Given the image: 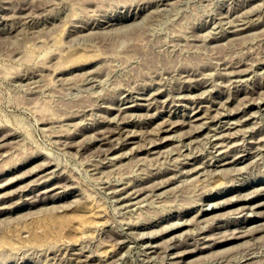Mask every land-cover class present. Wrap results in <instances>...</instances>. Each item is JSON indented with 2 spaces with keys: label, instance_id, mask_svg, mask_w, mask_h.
Listing matches in <instances>:
<instances>
[{
  "label": "rangeland",
  "instance_id": "obj_1",
  "mask_svg": "<svg viewBox=\"0 0 264 264\" xmlns=\"http://www.w3.org/2000/svg\"><path fill=\"white\" fill-rule=\"evenodd\" d=\"M25 1V2H24ZM0 0V16L1 17H3V18H5L4 20H3V18H1L0 17V19H2V20H0V31L2 30V32L0 33V185H1V187H0V196H1V194H2V192H3V190L4 191H10V190H12L11 192H7V194H6V192L4 193L3 192V194L5 195H3L2 197H0V206H2L3 204H4V206H2L3 207V209H2V207H0V215H1V217H0V219L2 218V216L4 215H7V214H9V215H7V217L6 218H8V219H6L4 216H3V219L5 220V223H6V225L5 224H2L1 222H3L4 223V221H2V220H0L1 222V224L0 225H2V227L3 226H6V227H3V228H5V231H6V229L8 230H14V227H15V229L17 230H20V228H22V226H26V227H29V226H27L28 224L30 225L31 223H32V221L33 220H36L37 219V221H38V214L39 213H41V214H39V217L41 218H39V220H43V219H48V218H55L56 219V222L61 226V231L59 230L58 231V236L56 237L58 240H55L54 238L52 239L53 240V242L52 243H49V245H48V243L47 244H45L47 247H49L50 245V247L49 248H47L44 244H40V247H41V249H43V250H41L40 249V247H39V245L37 246L36 245V243H33L32 241H27L28 240V238L26 237L27 235H26V233H28L26 230L24 231V229L22 230H20V234L19 235H23V236H20V237H22V242H20L21 244H19V241H17V243H18V245H20L19 246V248L20 249H18V251L16 250L17 248H18V245H14V246H16L17 248L15 249V247L12 249V248H9V247H0V250L1 249H3L1 252H3L2 254L0 253V262L2 263V261H3V263L4 264H21L22 262L24 263V264H44V262H46L45 264H48L49 263V259H51V263L50 264H53L54 262V264H80V261H78V262H76L75 261V259L76 260H78L79 258H81V264H85V262H86V264H87V262L88 263H92L93 264V262L95 263V262H97V263H99L98 261H100V260H102L103 262L104 261H106V263H103L102 261H100V263L102 264H180L181 263V261H183V263L185 262L186 264H264V229L262 228V227H264L263 225L264 224H261V222L262 223H264V218H263V216H264V214H263V212H264V203H263V205H262V203H260V202H264V107H263V109L259 106V105H257V103L258 102H260V104L262 103V104H264V100L262 101V99H264V98H262V97H264L263 95H264V71H263V69H264V18H262V19H260V17H262V15H264V14H262L263 12H264V10L262 11V13H261V9L260 8H262V9H264V5L262 4V3H264V0H172V4H170V3H168L170 0H159L160 2H159V4H158V0H35L34 2L32 1V0ZM28 1V2H27ZM30 1V2H29ZM31 1L34 3H31ZM154 1H157V2H154ZM251 1H256V3L258 2V1H261L260 2V4H262L261 6H259L260 4L259 3H257V4H259V5H257L258 7H260L259 9H258V7H257V11L259 10L260 12H259V14H258V12L256 11V9H255V6L253 5V3L251 2ZM23 2V3H22ZM136 2H139V3H136ZM151 2V3H150ZM161 2H162V4H161ZM167 4L168 3V5H166L165 3ZM177 4H176V3ZM242 2H244V3H242ZM245 2H248V3H250V5L248 4V3H245ZM29 3H30V6H28L29 5ZM142 3V4H141ZM163 3H164V5H163ZM173 3H174V5H173ZM241 5H240V4ZM252 3V4H251ZM255 3V2H254ZM255 3V4H256ZM24 4V5H23ZM26 4H27V7H26ZM138 4V5H137ZM143 4H146V5H143ZM156 4H157V6H156ZM177 6H176V5ZM237 4V5H236ZM243 4V5H242ZM20 5V6H19ZM35 7H34V6ZM130 5H132V7L130 6ZM134 5V6H133ZM136 5V6H135ZM148 5V6H147ZM159 5H161V6H159ZM169 5H171V7L169 6ZM239 5V6H238ZM251 5H252V9H251ZM8 6V7H7ZM10 6H11V8H10ZM13 6H15L14 8H18V10H16L15 11V9L13 8ZM147 6V7H146ZM151 6H152V8L154 7V6H156V7H154V8H156V9H158V8H160L159 10H156L155 9V12H153V11H147V9L149 10H151L152 8H151ZM173 6V7H172ZM241 6V7H240ZM243 6V7H242ZM32 7H33V9H32ZM129 7H130V9H129ZM139 7V8H138ZM141 7V8H140ZM143 7V8H142ZM162 7H164V9H167V10H163V8ZM166 7V8H165ZM249 7H250V9L252 10V13H250L251 12V10L249 9ZM254 7V8H253ZM27 8V9H26ZM31 8V9H30ZM126 8H127V10H126ZM135 8H136V10H135ZM154 8H153V10H154ZM162 8V9H161ZM169 8V9H168ZM236 8H237V10H236ZM239 8V9H238ZM244 8H246L245 9V12H242L241 10L243 9V11H244ZM249 9V11H248V9ZM9 9V10H8ZM14 9V10H13ZM23 9V10H22ZM28 9H30L31 10V12H30V10H28ZM227 9V10H226ZM230 11H229V10ZM232 9H235V10H233L232 11ZM255 9V10H254ZM12 10V11H11ZM19 10H22V12H21V15H19ZM26 10V11H25ZM129 10V11H128ZM161 10V11H160ZM240 10V11H239ZM9 11V12H8ZM25 11V13H23ZM32 11H34V12H32ZM117 11V12H116ZM123 13H122V12ZM140 11H141V13H140ZM143 11V12H142ZM225 11H226V13H228V14H226V15H224L223 13H225ZM234 11H237L236 13L234 12ZM247 11V12H246ZM13 14H12V13ZM27 12H30V13H27ZM129 12V13H128ZM138 12V13H137ZM149 13L148 15H150V16H148L147 15V13ZM152 12V13H151ZM158 14H157V13ZM243 14H247V15H242V13ZM248 12L250 13V14H248ZM8 13H10L9 15H8ZM15 13H17V14H15ZM22 13L25 15V16H22ZM33 13V14H32ZM115 13V14H114ZM229 13H231L230 15H229ZM241 15H240V14ZM2 14L5 16H2ZM12 14V15H11ZM27 14H29L30 16H27ZM56 14V15H55ZM105 14V15H104ZM130 14V15H129ZM147 16H146V15ZM151 14L153 15V18H152V16H151ZM222 14V15H221ZM233 14H239L240 16H236V15H233ZM7 15H8V17H7ZM14 15H16V17H14ZM33 15V16H32ZM54 15H55V17H54ZM57 15H59L58 17H56ZM111 15V16H110ZM118 15H119V17H118ZM141 15H142V17L143 16H145V17H150V18H152V19H147L146 20V18L145 17H143L144 19L142 20V17H141ZM157 15V16H156ZM221 15V16H220ZM229 17H228V16ZM249 15V16H248ZM251 15V16H250ZM254 15H258L257 17H253ZM261 15V16H260ZM21 18H20V17ZM27 16V17H26ZM61 16V17H60ZM101 16V17H100ZM104 16V17H103ZM136 16V17H135ZM217 16V17H216ZM225 16V17H224ZM227 16V17H226ZM232 16L234 17L233 18V21H234V19H235V23H233L232 21H231V18H232ZM237 17V19H238V21L240 22H238L237 20H236V17ZM242 16H243V18H246V19H243L242 18ZM246 16V17H245ZM248 16V17H247ZM11 17V18H10ZM12 17H14V19L12 18ZM17 17H18V21H16L17 20ZM22 17H24V20H25V18H26V20L25 21H20V20H22L23 18ZM51 17H52V19H51ZM65 17V18H64ZM98 17V18H97ZM110 19V21H108L109 19ZM121 17V18H120ZM141 17V18H140ZM155 17V18H154ZM213 18V20H212V18ZM221 17V18H220ZM241 17V18H240ZM249 17H253V18H249ZM264 17V16H263ZM55 18H57V19H55ZM64 19V20H61V19ZM70 20H74L72 23H74V22H76V23H74L75 25H73L72 23H71V21H69L68 19ZM102 19V22H101V19ZM138 18H140V19H138ZM224 18V20L226 19V22L225 21H223L222 19ZM11 20L10 22H12L13 21V23H11L10 24V22H9V20ZM32 19H33V21H32ZM98 19V20H97ZM104 19V20H103ZM123 19V20H122ZM133 19V21H134V25H135V27L133 28V21H131V24H130V22H129V20H132ZM137 19V21H135ZM228 19V20H227ZM250 19V20H249ZM253 19V20H252ZM257 21L256 22V24H255V20ZM260 21H259V20ZM6 20V21H5ZM50 20V21H49ZM52 20V21H51ZM60 20V21H59ZM68 21V23L66 22V21ZM83 20V21H82ZM89 21V23H88V21ZM126 20V21H125ZM139 20L141 21L139 24L140 25H142V26H140V25H136L135 23H137V22H139ZM208 20H210V21H212V22H209ZM215 20L217 21V22H215ZM220 20H222V21H220ZM242 20H244V21H242ZM250 22H249V21ZM2 21V22H1ZM34 22V23H32V22ZM53 21H55V22H53ZM61 21H62V23H61ZM82 22V23H80V22ZM91 21V22H90ZM95 21V22H94ZM99 21V22H98ZM116 21V22H115ZM121 21H122V23H121ZM205 21V22H204ZM207 21V22H206ZM220 23H219V22ZM244 22L243 24H241L242 22ZM247 21L249 22V24H250V26H249V24H247ZM252 21V22H251ZM259 21V22H258ZM6 22H7V24H6ZM16 22H18V23H16ZM19 22H20V24H19ZM21 22H23V23H25V24H23V26H22V23ZM31 22V24L29 25V23ZM36 22H38L37 24H36ZM42 22H44V23H42ZM46 22V23H45ZM50 23V25H49V23ZM52 22V23H51ZM58 22H60V23H58ZM94 22V23H93ZM101 22V23H100ZM108 22V23H107ZM110 22V23H109ZM119 22H120V28H119ZM128 24H127V23ZM221 22H222V24H225L226 23V25H228V27L226 26V25H222L221 24ZM225 22V23H224ZM261 22V23H260ZM9 23V24H8ZM15 23V24H14ZM56 23V24H55ZM65 23V24H64ZM66 23H67V25H66ZM69 23H71V24H69ZM83 23H84V25H83ZM90 25H92V27H91V25L89 26L88 24ZM103 23V24H102ZM117 23V26L115 25ZM211 23H213V24H211ZM2 24V25H1ZM43 24H45V26H43ZM47 24V25H46ZM53 24V25H52ZM64 24V25H63ZM79 26H78V25ZM81 24V25H80ZM94 24V25H93ZM101 24V25H100ZM111 24H112V26H111ZM121 24H123V25H121ZM126 24V27H127V25H128V29L127 30H129L130 29V27H129V24L132 26L131 28L133 29H130V30H132V31H130L129 30V33H127L128 31L126 30V33L125 32H123L124 34L121 36H119L118 34H117V37H113V36H116V34H114V33H116L117 31L119 32V34L120 33H122V28L124 29V31H125V29H126V27L124 26ZM138 24V23H137ZM205 24V25H204ZM214 24L215 25H217L218 24V27L216 26H214ZM219 24H221V25H219ZM230 24V25H229ZM231 24H237L236 26L237 27H239V26H241V25H245V26H248V27H246L241 33H239V34H234L235 35V37L236 38H234V37H230V36H232V35H225V33L227 32V31H230V29L231 30H233L232 28H235V27H233L234 25H231ZM238 24H239V26H238ZM247 24V25H246ZM253 24V25H252ZM262 24V26H260V25ZM3 25H4V27H3ZM6 25V26H5ZM10 25V26H9ZM13 25V26H12ZM15 25V26H14ZM17 25V26H16ZM19 25V26H18ZM23 27V29H22V27ZM33 25V26H32ZM35 25V26H34ZM52 25V26H51ZM57 25V27H55V26ZM77 25V26H76ZM98 25V26H97ZM103 25V26H102ZM108 27H107V26ZM204 25V26H203ZM257 25H259V26H257ZM27 26H28V28H27ZM37 26H39V27H37ZM43 28H42V27ZM51 26V27H50ZM54 26V27H53ZM73 27V28H70V27ZM85 26V27H84ZM87 26V27H86ZM96 26V27H95ZM102 26V27H101ZM113 27V28H117L116 29V31L113 29V28H111V29H109V27ZM115 26V27H114ZM125 28H124V27ZM201 26V27H200ZM210 26H212V27H210ZM219 26L221 27V26H223L222 28L223 29H225V30H223V29H218L219 28ZM225 26V27H224ZM252 26V27H251ZM2 27V28H1ZM10 27H11V30H9L10 29ZM35 27V28H34ZM75 27V28H74ZM79 27V29H76V28H78ZM101 27V28H100ZM105 27V28H104ZM138 29H137V28ZM197 27V28H196ZM207 27H209V30H207L208 28ZM232 27V28H231ZM236 27V28H237ZM256 27H258V31H259V33H258V31H253V30H257V28ZM3 28H4V30H3ZM19 28V29H18ZM34 28V30H31V29H33ZM48 28H52L51 30L49 29V31H48V33H47V30L46 29ZM64 28H65V30H66V28H68L67 30H66V32H65V30H64ZM81 28V29H80ZM91 28V29H90ZM98 28V30L100 31L101 29H102V31H100V32H98L97 30H92V29H97ZM136 28V30H134ZM200 28H201V30H200ZM204 28V29H203ZM216 28V29H215ZM228 28V29H227ZM249 28H251V29H249ZM252 28H254L253 30H252ZM19 31H18V30ZM36 29V30H35ZM73 29V30H72ZM76 29V30H75ZM88 29H90V33H89V35L92 33L93 34V32L95 33L94 35H92L93 37L91 38V35H90V37H88V36H86L85 34H84V32L85 33H87V32H89V30ZM111 30L110 31V33H108L109 31H107L106 32V36H105V33H104V31L103 30ZM119 29H121V31H119ZM212 29V30H211ZM216 30V31H213V30ZM38 30V31H37ZM84 30H86V31H84ZM88 30V31H87ZM113 30H114V32H113ZM199 32H198V31ZM203 30V31H202ZM206 32H205V31ZM211 30V31H210ZM5 31V32H4ZM8 31V32H7ZM14 31V32H13ZM17 31V32H16ZM35 31H37L36 32V34H35ZM74 31V32H73ZM195 31V32H194ZM207 31H209V33L210 34H213V35H215L214 33L216 32V35L217 36H219V35H221L222 37L224 36V38H222L221 36H219V38H217L216 37V35L215 36H213V37H211L210 36V34H208L207 33ZM6 32H7V35H6ZM11 32H12V34H11ZM16 32V33H15ZM32 32V33H31ZM64 32H65V34H64ZM76 32V33H75ZM96 32H98V33H100V34H97ZM117 32V33H118ZM176 32H177V34H176ZM184 32V33H183ZM185 32L188 34H185ZM193 32V33H192ZM200 32H204L209 38H208V40H207V37H206V35H205V40H204V38H203V40H200V38L199 37H201L202 38V36H204L202 33H200ZM219 34H218V33ZM246 32V34H247V32L249 33L248 35H243L244 33ZM253 34H255V35H253ZM255 32V33H254ZM10 33V34H9ZM14 33V34H13ZM75 35V34H78L79 35V33H80V36H78V37H73L72 35L73 34ZM81 33H83V34H81ZM103 33H104V37H103ZM109 35H108V34ZM182 34L180 37H179V35L180 34ZM194 33H195V35H194ZM200 33V34H199ZM222 33V34H221ZM224 33V34H223ZM243 33V34H242ZM9 34V35H8ZM48 34V35H47ZM111 34H113V36H111ZM171 34H172V36H171ZM184 34H185V36H184ZM192 34H193V36H192ZM199 36H197V35ZM202 34V35H201ZM240 34H242L241 35V38L243 37L244 38V40H242V39H240V37L239 38H237L238 37V35L240 36ZM66 36V38H65V36ZM70 35V36H69ZM83 35V36H82ZM97 35H98V37H97ZM175 35V36H174ZM177 35H178V37H177ZM190 35V36H189ZM233 35V36H234ZM69 36V37H68ZM73 38H72V37ZM82 36V37H81ZM119 36V37H118ZM184 36V37H183ZM187 36V37H186ZM195 36H196V38H195ZM245 36V37H244ZM83 37H86V40H84V38ZM88 37V38H87ZM105 37H107V38H105ZM172 37V38H171ZM176 37V38H175ZM181 37H182V40H181ZM188 37H190V38H188ZM193 37V38H192ZM211 37V38H210ZM216 37V38H215ZM79 38H80V40H79ZM91 38V39H90ZM110 38V39H109ZM178 38H179V40H178ZM184 38H185V40H184ZM187 38H188V40H187ZM197 38H198V40H197ZM230 38H231V40H230ZM166 39V40H165ZM165 41V43H164V41ZM174 40V41H173ZM176 40H178L179 42H176ZM183 40H184V43L186 44V45H189V46H185V44L183 43ZM195 40H196V42H195ZM221 40V42H220V44L221 45H219V44H217V45H215L216 43H218V41H220ZM225 40V41H224ZM168 41H170V42H168ZM188 41V42H187ZM201 41V43L202 44H200V43H198V42H200ZM208 43H207V42ZM211 41V42H210ZM216 43H215V42ZM222 41H223V43L226 45H223V43H222ZM230 41V42H229ZM136 42H138V44L140 45V46H142V48H140L139 47V45L136 43ZM159 42H162V44L164 43L165 45H166V42H168V44L165 46L164 44L162 45L161 43H159ZM173 42H175L176 44L174 45V43ZM189 42H191V43H189ZM193 42H195V43H193ZM214 42V43H213ZM228 42V43H227ZM134 43L135 44H137V46H138V48H137V46H135L134 45ZM156 43H158V45L156 44ZM170 43H171V45H170ZM179 43H182V44H179ZM189 43V44H188ZM196 43H197V45H196ZM90 44H92L91 46L93 47V48H95V49H92V51H91V48L92 47H90ZM133 44V45H132ZM154 44V45H153ZM160 44V45H159ZM191 44V45H190ZM206 46H205V45ZM207 44H209V45H207ZM211 44L213 45H215V46H211ZM85 45H89L88 47H90V50L88 49V47H87V49H86V47L84 48V46ZM152 45V46H151ZM169 45V46H168ZM182 47H181V46ZM199 45H201L200 47H199ZM203 45V46H202ZM146 46V47H145ZM153 47L154 46V48H151V47ZM155 46H156V48H155ZM158 46H160V47H158ZM165 46V47H164ZM174 47V49L176 50H173L172 51V48ZM180 48H179V47ZM84 49H83V48ZM133 47H135L134 49H136V50H133ZM169 47H170V49H169ZM177 47V48H176ZM184 47V48H183ZM207 47V48H206ZM211 47V48H210ZM212 47H213V49H212ZM80 48V49H79ZM81 48H82V50H81ZM97 48V49H96ZM167 48V49H166ZM183 48V49H182ZM197 48V49H196ZM75 49H76V51L78 52V53H81L84 57H85V55H84V53H86V51H87V53L86 54H89V52L91 51L92 53L94 52V54L96 53V55H97V58H96V56L94 55H92V53L90 52V55H88V56H92V58L90 57V59H88L89 57L88 56H86L85 58H86V60H88L87 62H88V64L87 63H85L86 62V60H84L85 58L84 57H82V55L81 54H79V56H78V54H76V51H75ZM78 49V50H77ZM102 49H103V51H102ZM139 49V51H137ZM156 49H158V51L156 50ZM159 49H161L163 52H161V51H159ZM166 49V50H165ZM179 49H180V51H179ZM80 50H81V52H80ZM83 50H85V51H83ZM101 50V51H100ZM104 50H105V52H104ZM133 50V51H132ZM169 50H171V51H169ZM75 51V52H74ZM89 51V52H88ZM96 51V52H95ZM98 51V52H97ZM102 52H104V54H110L109 56L107 55V57H109V58H107V57H105V56H103V58H102V55H103V53H102V55H101V53ZM108 53H107V52ZM136 51V52H135ZM146 51V52H145ZM150 51H154V53L157 55L159 52H161V54H162V56H161V54L159 53V56H160V58H158L154 53H152V52H150ZM156 51H157V53H156ZM75 53V54H73V53ZM135 52V53H134ZM166 54H165V53ZM168 52H169V55H168ZM173 52V53H172ZM176 52V53H175ZM178 52V53H177ZM99 53V54H98ZM131 53L133 54L132 56H134L133 58H135V59H132L131 57L132 56H130L131 55ZM145 53H148L149 55H151V53H152V58L154 59L153 61H152V65L150 66V65H147V64H143L145 61H146V59H144L143 60V56H145ZM171 53H172V55H171ZM175 53V54H174ZM68 54V55H67ZM69 54H73V55H69ZM155 55V57H153L154 55ZM66 55V56H65ZM77 55V56H76ZM99 55H100V58H99ZM59 56V57H58ZM67 56H68V58H67ZM71 56V57H70ZM76 58H75V57ZM137 56V57H136ZM164 56V57H163ZM58 57V58H57ZM65 57V58H64ZM78 57V58H77ZM127 57V58H126ZM130 57V58H129ZM56 60H54V59ZM69 58H71L72 59V61L69 59ZM73 58H75V59H73ZM80 58H82L81 60H80ZM144 58H146V57H144ZM160 60H158V59ZM161 58H163V60H164V62H163V60L161 59ZM166 58V59H165ZM169 58V59H168ZM58 59V60H57ZM63 59H65V62L63 61H61V60H63ZM66 59H68V61L66 60ZM79 59V60H78ZM95 59H96V61H95ZM101 60V62H100V60ZM106 59V60H105ZM126 59H130V60H126ZM132 59V60H131ZM157 59V60H156ZM258 59V61L259 60H261L262 59V61H259V62H257L256 60ZM70 60V61H69ZM75 60V61H74ZM92 60H93V62H92ZM142 60V61H141ZM166 60V61H165ZM213 60H214V62H213ZM243 60V61H242ZM252 60H254V62H255V64H252L253 66H250V64H251V61ZM58 61V62H57ZM63 63H61V62ZM89 61H90V64H89ZM140 61H141V64H138V63H140ZM157 61V62H156ZM172 61H173V63H172ZM236 61H238V63L236 62ZM61 63V67H62V69H64V70H62L60 67L59 68H57V65H60V63ZM70 64H69V63ZM75 63V62H77V63H75V65L74 64H72V63ZM159 62V65H157V63ZM160 62H161V64H162V66H161V64H160ZM167 62H169V64L171 65V64H173V65H171V67H172V69H171V67H170V65L167 63ZM239 62H240V64H239ZM257 62V63H256ZM262 62V63H261ZM82 63V64H81ZM203 63H205L204 65H206L207 67H205L204 65H203ZM210 63V64H209ZM213 63H216V64H213ZM217 63H219V64H217ZM223 63H224V65H223ZM225 63H227V64H229L228 65V67H227V65H225ZM252 63H253V61H252ZM259 63V64H258ZM54 64H57V65H54ZM67 64V66H65ZM69 64V65H68ZM83 64H85V65H83ZM92 64V65H91ZM165 64H166V68H165ZM167 64H168V67H169V70H171V71H169L168 70V67H167ZM211 64H213V65H215V66H213V65H211ZM232 64H233V67H232ZM237 64H238V66H237ZM246 64V65H245ZM248 64V65H247ZM55 67H54V66ZM78 65V66H77ZM176 65H178V66H176ZM202 65V66H201ZM223 65V66H222ZM236 65V66H235ZM54 67V71L52 72V68ZM74 66V67H73ZM88 66V67H87ZM94 66H96V67H94ZM145 66H146V68H145ZM150 68V70H152V72L151 73H153V75H151L150 74V72L149 71H146V70H149V68ZM155 68H154V67ZM158 66H161V67H159V68H161V69H164L165 68V70H163L160 74H162V75H160L158 72H160V69H159V71H158V69L156 70V68H158ZM164 66V67H163ZM175 66H176V68H175ZM179 66H181V67H179ZM183 66V67H182ZM193 66H194V68H193ZM200 66V67H199ZM212 66L213 67H215V68H213V69H211L212 68ZM221 66L222 67H227V68H221ZM242 66V68L243 69H245V66H247V67H251L252 69L250 70V67H249V69H245V70H243L242 68H240ZM261 68H260V67ZM52 67V68H51ZM65 67V68H64ZM85 67V68H84ZM175 68V70L173 71V69ZM187 67V68H186ZM191 67V68H190ZM197 67H198V69L199 70H204V71H199V70H196L197 69ZM202 67V68H201ZM237 67V68H236ZM246 67V68H247ZM51 68V69H50ZM92 68H93V72L91 71L92 70ZM95 68V69H94ZM153 68H154V70H153ZM179 68H181V69H179ZM190 68V69H189ZM196 68V69H195ZM232 68H234V70L232 69ZM258 70H260V71H258ZM61 69V70H60ZM98 69V70H97ZM179 69V70H178ZM188 69H189V71H191V70H193L194 72L195 71H198L197 73L195 72H193V71H191V73L188 71ZM209 69V70H208ZM215 69V70H214ZM221 69H223L224 71L223 72H225V71H227V72H229L231 69L233 70V71H231V72H233V73H231V72H229V73H227V72H225L226 74H230V75H228L227 77L230 79H232V80H229L227 77H226V74L224 75V73H221ZM228 69H229V71H228ZM238 69H241L240 70V72H238L239 70ZM254 69V71H252ZM56 70H57V72H56ZM95 70V71H94ZM155 70H156V72H155ZM169 72H171V73H169ZM181 70V71H180ZM183 70H185V71H183ZM218 72H217V71ZM221 70V71H220ZM237 70V71H236ZM86 71V75L83 73V72H85ZM89 71H91V72H89ZM96 71H98V72H96ZM158 71V72H157ZM172 71H173V73H172ZM177 73H179V74H177L176 75V72ZM187 71V72H186ZM205 71H207V72H205ZM210 71L212 72V74L215 76H213V75H210L209 73H210ZM217 72V73H220V75H217V73H215V72ZM235 71V72H234ZM54 72H56V73H54ZM61 72V73H60ZM63 72V73H62ZM88 72H89V74L91 73V75H88ZM96 74H95V73ZM167 72L168 74H165V73ZM205 72V73H204ZM209 72V73H208ZM238 72V73H237ZM241 72H244V73H241ZM250 72V73H249ZM253 72V73H252ZM258 72V73H257ZM34 75H33V74ZM157 75H155V74ZM158 73V74H157ZM175 73V74H174ZM181 73V74H180ZM184 73V74H183ZM189 73V74H188ZM200 75H199V74ZM206 73H208L209 75L207 76L206 75ZM247 73V74H246ZM32 74V75H31ZM58 74V75H57ZM149 74V75H148ZM163 74H165L166 75V78H165V75H163ZM173 74V75H172ZM188 74V75H187ZM191 74V75H190ZM222 74V75H221ZM234 74V75H233ZM238 74V75H237ZM243 74H245V76L243 75ZM249 74H251L250 76H249ZM256 74V75H255ZM260 74V75H259ZM32 76V77H30V76ZM60 75H61V77H60ZM88 75V76H87ZM94 75V76H93ZM149 76V77H147V76ZM151 75V76H150ZM172 75V76H171ZM175 75V76H174ZM182 76V77H180V76ZM185 75H186V77H188L189 75V78H187L186 79V81L188 80L189 81V79L191 78V81H189L188 82V85H186L187 84V82L183 79V78H185ZM197 75V76H196ZM206 76V77H203V76ZM224 75V76H223ZM248 75V76H247ZM24 76H26V77H28V78H26V77H24ZM56 76H58V77H56ZM87 77V80H85L86 78H84V77ZM90 76V77H89ZM97 76V77H96ZM99 76H101V77H99ZM156 76V77H155ZM159 76V77H158ZM161 76H162V78H161ZM172 78H170V77ZM200 76V77H199ZM213 76V77H212ZM217 76H219V77H217ZM233 76H235V77H233ZM238 78H240L239 79V81L241 82H239V81H237L236 79H237V77ZM243 76V78L245 79V77H249V78H246L247 80H249V82L246 80H244L243 79V81H242V77ZM252 76V77H251ZM23 77V78H22ZM60 77V78H59ZM64 77V78H63ZM95 79H94V78ZM152 77V79H150ZM155 77V78H154ZM160 78V80L158 79V78ZM163 77H164V79H163ZM192 77H193V79H192ZM195 77H198V78H200L199 80L197 79V78H195ZM211 77H212V79L214 80H212L211 79ZM223 77H225V78H223ZM57 78L59 79V80H57ZM61 78H63V79H61ZM91 78H93V79H91ZM101 78V79H100ZM144 78H146L147 80H144ZM150 80H149V79ZM157 78V79H156ZM169 78V79H168ZM174 78V79H173ZM196 80H195V79ZM209 79V80H207V81H209L208 83H207V81H206V79ZM217 79V80H215V79ZM220 78H223L222 80H220ZM234 78V79H233ZM61 79V80H60ZM97 79L99 80V82L97 81ZM155 79H156V81L158 80V81H160V82H157L156 83V81H155ZM164 81H163V80ZM176 79V80H175ZM181 80V79H183V81H185V83L181 80L180 82H179V80ZM205 79V80H204ZM254 79V80H253ZM262 80V81H259V80ZM92 80H94V82H97L95 85H94V82L92 81ZM152 80H153V82H152ZM165 80H167V81H165ZM178 80V81H177ZM194 80V81H193ZM221 82H220V81ZM226 80H228L227 81V83H226ZM251 80V81H250ZM87 81V82H86ZM92 81V82H91ZM147 81L148 83H145V82ZM161 81H163V82H161ZM171 81V82H170ZM197 81H198V83H197ZM199 81H201V83L203 84H201V85H199L198 87L196 86V87H194L195 85H197V84H199ZM202 81H204V82H202ZM216 81H218L219 82V84L221 85V86H219V84H218V82L216 83ZM245 81V82H244ZM252 81H254V82H252ZM84 82L86 83V84H84ZM166 82V83H165ZM169 82L172 84V85H175V86H172V85H170L169 84ZM173 82H175V83H173ZM182 82V85L180 84ZM192 82V83H191ZM193 82H195V83H193ZM236 82V83H235ZM243 82V83H242ZM258 82H259V84H258ZM88 83H91V84H88ZM100 83V84H99ZM141 85H140V84ZM143 83V84H142ZM154 85H153V84ZM159 83V84H158ZM163 83V84H162ZM177 83H178V87H177ZM197 83V84H196ZM205 83H207V84H205ZM211 83H213L214 84V86H211ZM226 83V84H225ZM228 83H231V84H234V85H232L231 86V84L229 85ZM247 83V84H246ZM253 83V84H252ZM145 84V85H144ZM148 84V85H147ZM152 84V85H151ZM193 84H195L194 86H193ZM212 84V85H213ZM224 84V85H223ZM238 84V85H237ZM241 84V85H240ZM261 84V85H260ZM263 84V85H262ZM88 85H90L88 88H87V86ZM129 87V85H130V87L128 88L127 86ZM131 85H134L133 87H131ZM138 85L139 86H141V88L140 87H138ZM142 85H144L145 87H147L146 89H145V87L144 86H142ZM162 85H164L163 86V88H162ZM228 85L230 86V87H228ZM252 85V86H251ZM258 85V86H257ZM260 85V86H259ZM124 86V87H123ZM125 86H126V88H125ZM149 86V87H148ZM161 86V90H160V92H158L159 91V89H158V87H160ZM170 86V87H169ZM185 86L186 87H188V88H185ZM203 86V87H202ZM217 86V88H219V89H215V87ZM219 86V87H218ZM237 86V87H236ZM242 86V87H241ZM245 86V87H244ZM247 86V87H246ZM249 86V87H248ZM250 86H251V88H250ZM253 86H255V87H253ZM257 86V87H256ZM262 86V87H261ZM90 87H92V88H90ZM153 88V89H151V88ZM154 87H157V89L156 88H154ZM167 89H166V88ZM174 87H176V88H174ZM192 87V88H191ZM207 87V88H206ZM209 87V88H208ZM210 87H211V89H210ZM214 87V88H213ZM232 87V88H231ZM238 87H241L240 88V90H239V88ZM243 87H244V89H243ZM252 87H253V89H252ZM138 88V89H137ZM143 88V89H142ZM181 88V89H180ZM192 90H191V89ZM195 88V89H194ZM199 88H201V89H199ZM226 88V89H225ZM229 88V89H228ZM121 89H123V93L124 92H127V91H129V92H127L126 94L124 93H122V92H120V90ZM127 89V90H126ZM132 91H131V90ZM133 89H137V90H133ZM157 90V92H158V94H157V92H156V90ZM164 89V90H163ZM170 89V90H169ZM173 89H175V90H173ZM177 89H178V92H177ZM184 89V90H183ZM203 89V90H202ZM204 89H205V91H204ZM209 89V90H208ZM234 89V90H233ZM252 89V90H251ZM262 90V91H260V90ZM141 90V91H140ZM143 90V91H142ZM148 90V91H147ZM150 90L152 91V92H150ZM166 90H168V91H166ZM180 90V91H179ZM201 90V91H200ZM209 91V92H207V91ZM212 92H211V91ZM235 90H236V92H235ZM245 90H247V92L245 91ZM255 90V91H254ZM92 91H93V94H92ZM94 91H96V92H94ZM155 91V92H154ZM161 91H162V93H161ZM173 91V92H172ZM188 91V92H187ZM199 91V92H198ZM214 91V92H213ZM230 91V92H229ZM244 91V92H243ZM249 91V92H248ZM259 91H260V93H259ZM90 92V93H89ZM119 92V93H118ZM130 92H132L133 94H130ZM136 92V93H135ZM164 92V93H163ZM175 92V93H174ZM197 94H196V93ZM204 92V93H203ZM211 92V93H210ZM228 92H229V94H228ZM89 93V94H88ZM129 93V94H128ZM148 93H150V101L152 100L153 102H151V103H147L148 105H146V100H145V98L149 95ZM161 93V94H160ZM167 93V99H166V96H165V94ZM168 93H170V94H172V95H169ZM177 93V94H176ZM194 93V94H193ZM216 93H218L217 94V96H216ZM237 97H235L233 94ZM240 93H241V95H240ZM247 93V94H246ZM250 93V94H249ZM251 93H253V95L251 94ZM258 93H259V95H258ZM261 93H263V94H261ZM92 94V95H91ZM95 94H97V96L95 95ZM123 94V95H122ZM156 94V95H155ZM164 94V95H163ZM181 94H186V96L184 95H181ZM192 94V95H191ZM199 94V95H198ZM201 94H203V95H201ZM212 94V95H211ZM214 94V95H213ZM222 94V95H221ZM224 94H226V95H224ZM244 94H246V95H244V98H243V100H242V97H243V95ZM254 94H256L257 96H260L261 95V99H259L260 97H257V98H255L256 97V95H255V97L253 98L252 96H254ZM91 95V96H90ZM128 95V96H127ZM145 95V96H144ZM147 95V96H146ZM152 95H155L154 96V98H153V96ZM174 95V96H173ZM177 95V96H176ZM180 95V96H179ZM189 95H191V96H189ZM207 95V96H206ZM93 96V97H92ZM101 96V98H99ZM118 96H121L122 98H120V97H118ZM135 96V97H134ZM144 98H143V97ZM165 96V97H164ZM171 96V97H170ZM181 96H183V97H181ZM193 96H195V97H193ZM198 96V97H197ZM202 96V97H201ZM222 96V97H221ZM224 96V97H223ZM225 96H227V97H225ZM229 96V97H228ZM231 96V97H230ZM241 96V98L240 99H238L239 97ZM246 96H251L250 98H251V100L250 101H248L249 99L246 97ZM98 97V98H97ZM103 97V98H102ZM115 97H117V98H115ZM127 97H129V98H127ZM140 97V98H139ZM142 97V98H141ZM149 97V96H148ZM147 97V98H148ZM190 97H192V98H189ZM201 97V98H200ZM207 98V99H205V98ZM232 97H235V98H232ZM245 97L247 98V99H245ZM95 98V99H94ZM97 98V99H96ZM114 98V99H113ZM135 100V101H133V99ZM135 98H137V99H135ZM152 98V99H151ZM155 98H156V100H155ZM166 99V100H163V99ZM176 98V99H175ZM184 98V99H183ZM187 98V99H186ZM230 98V100H227V99H229ZM94 99V100H93ZM106 99V100H105ZM111 101H113V102H111ZM125 99H132V102H131V104L133 103H135L134 104V106L133 107H131V108H129V109H126V111H127V113H126V111L124 112V110H123V106H126L127 105V103H123V101ZM139 99V100H138ZM158 99V100H157ZM161 99V101H159ZM175 100V101H173V100ZM181 99V100H180ZM183 99V100H182ZM195 99H197V101L195 100ZM203 99H205V100H207V101H205V100H203ZM215 99V100H214ZM226 99V100H225ZM231 99H233L234 101H232ZM237 99H238V101H237ZM253 99V100H252ZM256 101H255V100ZM105 100V101H104ZM114 100H115V102H114ZM121 100V101H120ZM165 101V103L163 102V101ZM168 100H169V102H168ZM172 100V101H171ZM190 100V101H189ZM192 100V101H191ZM211 100H214V102L212 101L211 102ZM223 100V102L222 103H219V102H221ZM247 100V101H246ZM261 100V101H260ZM95 101H96V103H95ZM97 101H98V103H97ZM104 103H103V102ZM109 101V102H108ZM150 101H148V102H150ZM176 101H179L178 103L176 102ZM208 101H210V102H208ZM217 101V102H216ZM225 101V102H224ZM227 101H229V102H227ZM231 101V102H230ZM241 101V102H240ZM244 101H246V102H244ZM94 102V103H93ZM101 102L103 103V104H101ZM108 102V103H107ZM111 102V103H110ZM122 104H120V103ZM142 102L144 103L143 105H142ZM155 102H157L158 103V105H161V107L160 106H158L157 105V103H155ZM174 103V105H173V103ZM186 102V103H185ZM193 102V103H192ZM197 102H199L200 103V105L202 106V112L204 111V112H207L208 114H207V118L208 119H211L212 117V121H210V120H208L207 118H206V120H202L203 122H201V120L200 121H194V120H191L190 119V112H192L191 114H193V111H191V110H193V108H192V106H197L199 103H197ZM203 104H202V103ZM206 102H207V105L208 106H206ZM216 102V103H215ZM226 102H227V104H226ZM238 102H239V104H238ZM247 102H248V104H247ZM250 102H251V104H250ZM254 102V103H253ZM257 102V103H256ZM110 103V104H109ZM116 103V104H115ZM118 103V104H117ZM160 103V104H159ZM162 103L164 104V105H162ZM168 105H167V104ZM171 103V104H170ZM209 103V104H208ZM245 103V105L244 106H242L243 104ZM253 103V104H252ZM94 104V105H93ZM95 104H96V107H97V109L95 108L94 109V107H95ZM99 106H98V105ZM104 104H107V105H104ZM116 106H115V105ZM124 104V105H123ZM137 104V105H136ZM139 104H140V106H139ZM153 104H155V105H153ZM185 104V105H184ZM189 104V105H188ZM194 104V105H193ZM219 105V107H217L218 105ZM222 106H221V105ZM233 104H235V106H232ZM241 104V105H240ZM248 106H247V105ZM101 105H103L104 107L106 106L107 107V109H106V107H105V109L101 106ZM110 106V108H112V109H110L109 108V106ZM151 105V106H150ZM192 105V106H191ZM205 105V106H204ZM90 106H92V108H90ZM116 108H115V107ZM118 106V107H117ZM121 106H122V109H120L121 108ZM152 106H154V110H153V108H152ZM164 106V107H163ZM169 108H171V109H169V110H166L168 107ZM172 106H174V109L172 108ZM186 106L188 107V108H186ZM191 106V107H190ZM195 106V107H196ZM211 106H212V108H211ZM221 106V107H220ZM229 106H231V109H229ZM237 106V108H235ZM242 106V107H241ZM252 106V107H251ZM99 107H101V108H99ZM114 107V108H113ZM142 107H143V109H142ZM149 107V108H148ZM180 107V108H179ZM182 107V108H181ZM208 107H209V110H208ZM215 107V108H214ZM223 107H225L224 109H222ZM227 107V108H226ZM249 107V108H248ZM99 108V109H98ZM120 110H119V109ZM145 108V109H144ZM155 108H156V110H155ZM163 110H162V109ZM185 110H184V109ZM205 108V109H204ZM216 108L217 109H219L218 110V112H217V110H216ZM244 108V109H243ZM246 108V109H245ZM92 109H94V110H92ZM116 109V110H115ZM118 109V110H117ZM150 109V110H149ZM158 109V110H157ZM161 111H160V110ZM172 109H173V111H172ZM178 109V110H177ZM181 109V110H180ZM207 109V110H206ZM228 109V110H227ZM234 109V110H233ZM238 111H237V110ZM241 109V110H240ZM257 111L256 113H255V110ZM261 109V110H260ZM108 112H107V111ZM133 110V111H132ZM184 110V111H183ZM188 110V111H187ZM216 110V111H215ZM222 111V113H224V114H220L219 112H221ZM225 112H224V111ZM228 112H227V111ZM231 110V111H230ZM242 110H244L243 112H242ZM106 113H104V112ZM111 111V112H110ZM119 112V115L116 113V112ZM129 111V112H128ZM133 112V114L131 113V112ZM151 111V112H150ZM156 111V113L154 114V112ZM157 111H158V114H157ZM163 111V112H162ZM178 111V112H177ZM211 111V112H210ZM235 111H237V112H235ZM245 111H247L246 113H247V115H250V116H247L246 115V113H244ZM259 111H261V112H259ZM126 113V116L125 117H123L122 116V114H124V113ZM136 112V113H135ZM142 112H144V113H142ZM146 112H149V113H146ZM173 112V113H172ZM177 112V113H176ZM181 112V113H180ZM184 112V113H183ZM219 114H217V113ZM231 112V113H230ZM233 112H234V115H233ZM249 112H251L252 114H249ZM254 112V113H253ZM100 113V114H99ZM103 115H102V114ZM109 113H111V114H109ZM129 113H131V114H129ZM140 114V113H142L143 115H138V114ZM146 113V114H145ZM160 113V114H159ZM162 113V114H161ZM167 113H169V114H167ZM179 113L181 114V115H179ZM187 113V114H186ZM210 113L212 114L211 116L212 117H210L209 115H210ZM213 113H216V117H215V114H214V116H213ZM230 113V114H229ZM258 113V114H257ZM260 113H261V115L262 116H260ZM263 113V114H262ZM117 117H120V118H117V120H115L114 118V120H112V117H115L114 115ZM129 114V115H128ZM145 114V115H144ZM241 114V115H240ZM253 114H255V115H253ZM73 116V117H71V116ZM75 115V116H74ZM99 115H100V117H99ZM105 116V117H108L107 119L105 118V117H102V116ZM109 115H111L112 117H110ZM130 115H131V117H130ZM133 115H134V117L135 118H133ZM137 115V116H136ZM147 115V116H146ZM148 115H150V116H148ZM154 117H153V116ZM179 115V116H178ZM183 115V116H182ZM128 116H129V119H128ZM147 117V119H146V117ZM157 116H158V118H157ZM166 116V117H165ZM168 116V117H167ZM170 116V117H169ZM174 116V117H173ZM184 116H186V117H184ZM240 116V117H239ZM243 116L245 117V118H243ZM259 116V117H258ZM66 117H68L67 119H66ZM127 117V118H126ZM137 117V118H136ZM139 117V118H138ZM141 117V118H140ZM143 117H145V119H143ZM151 117V118H150ZM153 117V118H152ZM155 117H156V119H155ZM214 117H215V119H214ZM220 117V118H219ZM228 117H229V119H228ZM237 119H236V118ZM248 117H250V118H248ZM255 117V118H254ZM263 117V118H262ZM99 118V119H98ZM105 118V120H103ZM123 120H122V119ZM125 118V119H124ZM130 118L132 119V120H130ZM163 118H165L164 120L166 121V120H169L168 122H170V120H172V122H174V121H176L175 123L177 124V127L172 131V133L170 134V133H168V135L170 136V138L172 139V140H167V141H164V139L163 140H161V142H164V143H162V146L161 147H159L158 146V150L156 149V148H154L153 150H157V151H154V152H152L153 150H152V148H150L151 147V145L149 146V144H152V143H154V141H160V137H161V134H160V125L155 129V127L157 126V124H162L164 121H162L163 120ZM171 118H173V119H171ZM179 118V119H178ZM217 118V119H216ZM228 119V120H230V121H233V120H235V121H233V124L232 125H234V126H230L229 128H230V130H228V128H225V127H223V128H221V129H219V127L217 126V127H215L216 126V124H218L219 125V123H220V121H222L223 119L225 120V119ZM240 118V119H239ZM243 119V121H242V119ZM97 119V120H96ZM109 119V120H108ZM119 119V120H118ZM126 119L128 120V121H126ZM149 119V120H148ZM154 120V122H152L153 120ZM158 119V120H157ZM181 119V120H180ZM214 119V120H213ZM233 119V120H232ZM250 119H252L251 121H250ZM256 119H258L257 121H256ZM259 119H260V121H259ZM263 119V120H262ZM95 120V121H94ZM101 120H103V121H101ZM110 120H111V122H110ZM123 122H122V121ZM138 120H140V121H138ZM141 120H142V122H141ZM159 120L161 121L160 123H159ZM180 122H179V121ZM182 120H183V123L184 124H186V125H184L183 123H182ZM187 120V121H186ZM191 120V121H190ZM217 120V121H216ZM218 120H219V122H218ZM241 120V121H240ZM63 121V122H62ZM64 121L67 123L66 125H64ZM68 121V122H67ZM93 121V122H92ZM98 123H97V122ZM118 121V122H117ZM125 121V122H124ZM147 121H148V123H147ZM155 121H157V123L155 122ZM186 123H185V122ZM236 121L238 122L239 121V123L238 124H236ZM246 121H247V123H246ZM250 121V122H249ZM256 122L255 124L253 123V122ZM87 122V124H84V123H86ZM92 122V123H91ZM102 122V123H101ZM120 122H122V123H120ZM189 122V123H188ZM192 124H191V123ZM218 122V123H217ZM235 122V123H234ZM246 124H245V123ZM249 122V123H248ZM63 123V124H62ZM89 123V124H88ZM91 123V124H90ZM94 123V124H93ZM104 123V124H103ZM106 123V124H105ZM110 123V124H109ZM115 123V124H114ZM134 123V124H133ZM136 123V124H135ZM146 124L147 125V127H146V125H143V124ZM154 123H156V124H154ZM180 123V124H179ZM198 124L199 123V125L202 123V125H201V127L203 128H199V126L197 125V128H196V126L195 125H193V124ZM206 123V124H205ZM209 125H208V124ZM243 123V124H242ZM80 124H82V125H80ZM93 124V125H92ZM99 124V125H98ZM117 124V125H116ZM123 124V125H122ZM142 124V125H141ZM190 124V128L188 127V125ZM250 124V125H249ZM252 124V125H251ZM82 127H80V126ZM86 125V126H85ZM101 125V126H100ZM109 125H111V126H113V127H110ZM122 125V126H121ZM136 127H135V126ZM149 125V126H148ZM153 125V127H152V129H150V127ZM156 125V126H155ZM192 125V126H191ZM210 125H211V127H210ZM242 125V126H241ZM249 125V126H248ZM88 126V127H87ZM99 126V127H98ZM106 128H105V127ZM109 126V127H108ZM116 126V128L118 129V131L116 130V128H114ZM121 126V127H120ZM133 126V127H132ZM138 126H140V127H138ZM145 126V127H144ZM180 126V127H179ZM195 126V127H194ZM208 126V127H207ZM212 126L213 127H215V129L213 128V129H211L212 128ZM239 126V127H238ZM252 126V127H251ZM253 126L255 127V129L253 128ZM78 127H80L79 129H78ZM85 127V128H84ZM104 129V130H106V129H108V128H112V130L114 129L115 131H116V133L118 132V133H120V131H121V133L118 135V133L116 134H114L113 136L115 137V138H113V139H115V142H118V146H121L120 147V152H119V154H118V152L117 153H115V155L117 154V157H115L114 155V160H113V158L111 157L112 155H109V154H106L105 152H106V149L109 147V145H112V146H116L117 145V143H115L114 142V140H112V138H111V142H112V144H111V142L110 143H108L107 141H103V140H101V139H99L100 137V134L102 133V128ZM183 127V128H182ZM194 127V128H193ZM232 127V128H231ZM236 127V128H235ZM241 127H242V129H244L245 130V128L246 127H248V132H247V130H240L241 129ZM244 127V128H243ZM249 127H250V129H249ZM83 128H84V130H83ZM95 130H94V129ZM96 128H98V129H96ZM102 129V130H100V129ZM122 128V129H121ZM127 128V130H125V129ZM129 128H131V132H130V129ZM140 130H139V129ZM141 128L143 129V131L141 130ZM144 128H145V130H144ZM149 128V129H148ZM179 128V129H178ZM181 128V129H180ZM186 128V129H185ZM193 128V129H192ZM195 128H196V130H195ZM199 128V129H198ZM210 128V129H209ZM217 128V129H216ZM238 128V129H237ZM240 128V129H239ZM121 129V130H120ZM183 129V130H182ZM188 129H190V130H192V131H190V130H188ZM205 129V130H204ZM208 129L211 131H209L208 133H207V131H208ZM226 129V130H225ZM258 129H260V130H258ZM78 130V131H77ZM81 130V131H80ZM94 130V132H92ZM96 130H100V132H98V134L96 133ZM125 130V131H124ZM129 130V131H128ZM133 130H135V131H139L137 134H139V136L135 133V131H133ZM150 130V131H149ZM158 130V132L156 133V131ZM177 130H178V132H177ZM184 131V130H187V132L189 131V132H191L190 134L191 135H193V136H189L190 138H188V137H185L186 135H188L189 134V132H188V134H186L187 132H184L185 133V135H183L184 133L183 132H181V131ZM195 131V133H194V131ZM197 130H198V132H197ZM230 132V131H233V134H232V132H230L232 135H230V133H226V132H228V131ZM234 130H237V132H235ZM76 132L75 133V135H74V133L73 132ZM81 132V134H78V132ZM141 131H142V136H141ZM144 131H146V132H144ZM151 131H153V134H154V136H153V134H151V133H149V134H151L150 135V137H149V134L147 133V132H151ZM174 131L177 133H175L174 135H173V133H174ZM205 133H204V132ZM212 131H214V132H212ZM219 131V132H218ZM240 131H241V133H240ZM244 131V132H243ZM253 132V134L254 135H252L251 136V134H252V132ZM73 133V134H70V133ZM95 133V139H94V136H92L91 134H88V133ZM128 132V133H127ZM134 134H133V133ZM144 132V133H143ZM218 132V133H217ZM251 132V133H250ZM258 132V133H257ZM259 132H260V134H259ZM86 133V134H85ZM128 134L127 135V138H126V135L125 134ZM130 133H132L131 135H130ZM145 133H147L148 134V136H146L147 134H145ZM156 133V134H155ZM180 133V134H179ZM182 133V134H181ZM193 133V134H192ZM212 133V134H211ZM219 133H222V134H225V136H226V140L224 141V143H226V144H224V148H228L227 149V152H226V150H225V152L226 153H230V156H234L233 154L235 153L236 155H241V156H244L245 158H243L242 160H240V161H238L237 163L235 162L234 163V166H233V163H231V164H228V165H225V166H219V167H217V166H215V165H213V163H215L216 162V160H218L219 159V157L218 156H223L222 154H221V150H223L224 148H222V149H218V148H216V146H215V148L213 147L214 145H213V141H212V138H214V135L216 136L217 134V136H220L221 134H219ZM239 133V134H238ZM243 133H245V134H243ZM83 134V136H80V135H82ZM89 135V137H90V140L92 141V142H90L89 141V137H88V135ZM97 134V135H96ZM145 134V135H144ZM158 134V135H157ZM197 135L196 137H194L195 135ZM199 134H203L202 136L201 135H199ZM205 134H209L208 136L206 135L205 136ZM227 134H229V135H227ZM235 134L237 135V136H235ZM242 134V135H241ZM3 135V136H2ZM10 135V136H9ZM84 135H86V136H84ZM121 135V136H120ZM123 135V136H122ZM125 135V136H124ZM132 136V137H130V136ZM136 135V136H135ZM176 135H179V136H176ZM211 135V136H210ZM244 135V136H243ZM6 136V137H5ZM74 138H73V137ZM91 136H92V138H91ZM112 136V137H113ZM117 136H119V137H117ZM144 136L145 137H148V138H150V139H148V138H144ZM158 137V139H157V137ZM171 136H175V138H173V137H171ZM182 136V137H181ZM203 137L202 139H201V137ZM232 136V137H231ZM257 136V141H256V139L254 138V137H256ZM259 136V137H258ZM3 137V138H2ZM69 137V138H68ZM82 137V138H81ZM85 137H87V139L88 140H85L86 138ZM99 137V138H98ZM102 137V136H101ZM142 137V138H141ZM154 139H153V138ZM181 137V138H180ZM185 137V138H184ZM196 139V140H200V142H198V141H195V142H193V139L194 138ZM198 137H199V139H198ZM207 137H209V139L211 138V140H209ZM243 137V138H242ZM248 137H249V139H250V141H249V139H248ZM251 137V138H250ZM2 138V139H1ZM71 138V139H70ZM82 140H81V139ZM83 138H84V140H83ZM98 138V139H97ZM122 138V139H121ZM124 138V139H123ZM126 138V139H125ZM134 138V139H133ZM143 138H144V141H143ZM176 138H177V140H176ZM178 138H180V143L179 142H177L178 141ZM183 138V139H182ZM205 138H207V139H205ZM228 138V139H227ZM235 138H237V139H235ZM241 138V139H240ZM246 138V139H245ZM259 138V139H258ZM263 138V139H262ZM81 141L80 143H79V140ZM97 139V140H96ZM118 139V140H117ZM121 139V140H120ZM141 139V140H140ZM149 141V140H152V142L151 141H149V143L146 141ZM157 139V140H156ZM188 139H190L192 142H190V141H188ZM206 140L205 142H204V140ZM231 139H234L235 140V142L237 143V145H236V143L234 142V140H233V142H232V140ZM238 139H239V142H241L240 144H239V142H237L238 141ZM253 139V141H252V143H251V140ZM78 140V142H77V144L75 143L76 141ZM129 140H130V143H129ZM183 140H184V142L186 141V143L184 144V142H183ZM203 140V141H202ZM208 140V141H207ZM242 140V141H241ZM260 140V141H259ZM69 141V142H68ZM71 141V142H70ZM74 141V142H73ZM82 141H83V143H82ZM87 141H89V142H86ZM102 141V142H101ZM125 141V142H124ZM131 141H134L133 143L131 142ZM137 141L140 143V145H139V147L140 148H138V144H137ZM141 141H143V144H142V142ZM145 141H146V143H145ZM169 141V142H168ZM174 141V143H172ZM182 141V142H181ZM227 141H228V143H227ZM249 141V142H248ZM259 141V142H258ZM263 141V142H262ZM1 142H3L4 144H6V145H4L3 144V146H2V143ZM95 142V143H94ZM99 142H100V144H99ZM105 142V143H104ZM122 142V143H121ZM175 142H177V143H179V146H171L172 144H174V145H178L177 143H175ZM188 142H190V143H188ZM255 142H257L256 144H255ZM66 143V144H65ZM68 143H70L69 145L70 146H68ZM73 143H75V145H77V146H75ZM92 143V144H91ZM115 143V144H114ZM135 143L137 144V145H135ZM167 143V144H166ZM169 143L171 144V145H169ZM191 143H193V144H191ZM198 143H201V144H198ZM231 143L233 144V145H231ZM245 143V145H243ZM249 145H248V144ZM259 143V144H258ZM263 143V145H261ZM71 144L73 145V146H75V147H71ZM80 144H83L82 146H80ZM97 144L99 145L98 147H100V146H102V147H100L101 149H103V150H101L100 148H98V149H96V146H97ZM104 144V145H103ZM108 144V145H107ZM125 144V145H124ZM134 144V145H133ZM145 144V145H144ZM181 144V145H180ZM187 144V146H184V145H186ZM190 144V145H189ZM198 144V145H197ZM204 144H206V145H204ZM213 146H212V145ZM228 144V145H227ZM229 144H230V146H229ZM235 144V145H234ZM258 145L257 146V149H256V147H255V145ZM94 147H93V146ZM129 145V146H128ZM130 145H132L131 146V148H130ZM143 145H144V147H143ZM166 145H168V146H171L172 148L174 147V148H177L178 147V149H170L171 147H169V150H168V148H166V147H168V146H166ZM189 145V146H188ZM194 145V146H193ZM204 145V146H203ZM252 145V146H251ZM5 146V147H4ZM79 146V147H78ZM84 146V147H83ZM91 146H92V148H91ZM106 146H107V148H106ZM136 146V147H135ZM183 146L185 147V148H183ZM195 146H197V148L195 147ZM232 146H234V147H232ZM244 146H245V148H244ZM249 146V147H248ZM259 146H261L260 148H259ZM2 147V148H1ZM4 147V148H3ZM87 147H89V148H91L92 149V151H91V149H89V148H87ZM124 147V148H123ZM126 147V148H125ZM148 147H149V150H148ZM182 147V148H181ZM187 147H189V148H187ZM205 147V148H204ZM206 147H208V148H206ZM210 147V148H209ZM230 147H232V148H234V150H232V149H230ZM237 147V148H236ZM238 147H239V150H237L238 149ZM247 147V148H246ZM254 147V148H253ZM77 148H79V150H77ZM84 148H86V149H84ZM123 150H122V149ZM136 148V149H135ZM143 148H144V150H143ZM162 148H164L163 150H164V153H165V151H166V155L163 153V150H162ZM182 150H181V149ZM215 149V150H213V149ZM242 148H244V149H242ZM249 148V149H248ZM93 149H94V151H93ZM95 149H96V151H95ZM125 149H126V151H125ZM129 149H131L132 151H134V153L131 151V153H130V150ZM139 149V150H138ZM162 150V154H164V155H162L161 153H160V151ZM167 149V150H166ZM183 149H184V151H183ZM188 149H192V150H194V151H192V150H188ZM197 149V151H195ZM206 149H208V150H206ZM211 149V150H210ZM236 149V150H235ZM242 150V153H241V150ZM246 149V150H245ZM255 149V150H254ZM261 149V150H260ZM3 150H6L7 151V153L6 152H3ZM101 150V151H100ZM127 150H129V152L127 151ZM135 150H136V152H137V154H139V155H137L136 154V152H135ZM147 150H148V152H147ZM152 150V151H151ZM178 151V150H180L179 152H173L174 153V155L175 156H179V157H181V155H183L182 153H187L186 155H183V157L182 158H178V156H177V158L173 155V153L171 152V151ZM201 150V153L200 152H198V151H200ZM213 150V151H212ZM217 150L220 152H217ZM229 150H230V152H229ZM250 150V151H249ZM252 150V151H251ZM254 150V151H253ZM260 150V151H259ZM99 151V152H98ZM124 152V154L127 152L129 155H124L123 154V152ZM144 151V152H143ZM168 151H170L171 152V156H170V152H168ZM187 151V152H186ZM205 151V152H204ZM208 151V152H207ZM211 151V152H210ZM234 153H233V152ZM94 152V153H93ZM145 152L146 153H148L149 154V156L151 157L152 155L154 156L155 155V157L153 158V157H149V156H147L148 154H145ZM151 152V153H150ZM168 152V153H167ZM190 154H189V153ZM192 152V153H191ZM195 154H194V153ZM205 153L206 154V156H205V154H203V153ZM207 152V153H206ZM250 152V153H249ZM252 152V153H251ZM261 152V153H260ZM263 152V153H262ZM1 153H3L4 155H2ZM96 153H99V155L98 154H96ZM103 153H105V154H103ZM158 153H159V157H157L158 156ZM177 153H181L180 155L179 154H177ZM196 153H197V155H196ZM215 155H214V154ZM216 153H218V154H216ZM255 155H254V154ZM39 154V155H38ZM95 156H94V155ZM101 154H103V155H101ZM122 154H123V156H122ZM132 154V155H131ZM135 156H134V155ZM142 154V155H141ZM177 154V155H176ZM192 154V155H191ZM203 154V155H202ZM208 154V155H207ZM246 154V155H245ZM260 154V155H259ZM261 154L263 155V156H261ZM36 155H38V156H36ZM108 155V156H107ZM119 155V156H118ZM144 155V156H143ZM189 156L188 158L186 157V156ZM192 157H191V156ZM217 155V156H216ZM227 155H229V154H227ZM258 155H259V157H258ZM107 156V157H106ZM111 158H110V157ZM122 156V157H121ZM127 156V157H126ZM129 156L131 157V158H129ZM134 156V157H133ZM138 156H139V158H138ZM173 156V157H172ZM213 156V157H212ZM216 156V157H215ZM251 156H253V157H251ZM258 158H257V157ZM33 157V158H32ZM101 157V158H100ZM102 157H104V159L102 158ZM118 157H120L121 159H119ZM143 157V158H142ZM147 157H149V158H147ZM166 157H168V159L166 160ZM197 157V158H196ZM215 157V158H214ZM256 157V158H255ZM49 158V159H48ZM50 158L52 159V160H50ZM96 158H99V160L97 159V160H95ZM106 158H110V160L108 161ZM118 160H117V159ZM164 158H165V160H166V163H165V160H164ZM171 158H176V160H175V162H173L174 161V159H172L171 160ZM193 158H195V159H193ZM198 158H199V160H198ZM204 158V159H203ZM205 158H206V161L207 162H205ZM208 158V159H207ZM212 160V164H211V160ZM252 160H250V159ZM44 159H45V162L47 161L48 163H50L49 164V166L48 165H44V164H48L47 162L46 163H42L43 161H44ZM48 159V160H47ZM101 159L102 160H105V162L104 161H101ZM112 159V160H111ZM123 159V160H122ZM127 159V160H126ZM156 159V160H155ZM158 159V160H157ZM160 159V160H159ZM170 159V160H169ZM179 159H181V160H179ZM197 159V160H196ZM200 159H201V161H200ZM214 159V160H213ZM187 160V161H186ZM204 160V161H203ZM49 161H51V162H49ZM111 161V162H110ZM126 161V162H125ZM168 161V162H167ZM170 161H172V162H170ZM177 161H178V163H177ZM181 161V162H180ZM188 161H190V162H188ZM196 161V162H195ZM251 161V162H250ZM38 162H41V164H43V166L45 167V166H47L45 169H43L44 167L42 166V165H39V167H36V164L38 165ZM98 164H97V163ZM103 162V163H102ZM118 162V163H117ZM121 162V163H120ZM123 162V163H122ZM182 162H183V164H182ZM188 162V163H187ZM195 162V163H194ZM202 163V164H199V163ZM204 162V163H203ZM246 162H247V164H246ZM52 163V164H51ZM54 163V164H53ZM56 163H57V168H56ZM109 163V165H107ZM112 163H114V164H112ZM115 163L116 164H118L117 166H119L118 167V169L117 168H111L112 166L113 167H115ZM170 163H171V165H170ZM178 164V166H177V164ZM185 163H186V165H185ZM208 164L209 166H207V165H205V164ZM210 163V164H209ZM89 164V165H88ZM93 165V167L94 168H91L92 167V165ZM106 164V166L108 167L107 168V170H106V168H105V166L103 167V165H105ZM122 164V165H121ZM124 164V165H123ZM181 164V165H180ZM189 164H191V165H189ZM194 164H198V165H194ZM237 164V165H236ZM240 164V165H239ZM36 167L35 168V170L37 171L38 169V173L36 172V171H34L33 169H32V171H33V173H32V171H29L28 172V170H30L29 168H32V167H34V166ZM91 165V166H90ZM95 165V166H94ZM97 165V166H96ZM98 165H100V166H102V167H99ZM166 165V166H165ZM173 165H174V167H173ZM181 166V168H180V166ZM193 165L194 166H196L195 168H197V166H199L200 167V169L199 168H197V169H191V170H194V171H189L188 169L190 168V166L191 167H193ZM201 165V166H200ZM203 165V166H202ZM242 165H245V167H241V169H239L240 168V166H242ZM90 166V167H89ZM177 166V167H176ZM182 166L183 167H185L184 168V170L187 168V171L188 172H186V171H183L182 170ZM204 166H205V168H204ZM213 166V167H212ZM226 166H230V170H229V167H227V169H225L224 167H226ZM232 166V167H231ZM55 167V168H54ZM97 168V172L96 171H93V170H96V168ZM161 167V168H160ZM163 167V168H162ZM167 167V168H166ZM169 167H171V168H169ZM177 169H176V168ZM215 167V168H214ZM222 167V168H221ZM234 167H236V168H238L239 170H237V172H236V169L234 168ZM38 168V169H37ZM41 168V169H40ZM85 168H87L88 170H86ZM89 168H91V169H89ZM99 168V169H98ZM112 170V172L110 171V169ZM179 168V169H178ZM201 168H202V170H201ZM211 168V172L209 171V169ZM212 168H214V169H212ZM220 168L222 169V171H221V173L219 172L220 171ZM224 168V169H223ZM50 169H52L53 171H54V173H52L53 171H51V174H50ZM54 169H56V171H57V173H55L56 171L54 170ZM103 169L104 170H106L105 172H103ZM164 169H167L166 171L164 170ZM172 172H170L169 170ZM173 169H176L175 171L173 170ZM198 169H199V172L200 171H202V172H200V174H199V172H198ZM205 169H206V171L209 173V175H208V173H207V175H203L205 172H203V171H205ZM233 169V170H232ZM234 169H235V171H234ZM60 170H62V172L60 171ZM99 170V171H98ZM101 170H102V172H101ZM116 170V171H115ZM182 170V171H181ZM216 170H218V172H216ZM224 170V171H223ZM229 170V171H228ZM45 171H47V172H45ZM49 171V172H48ZM88 171V172H87ZM93 171V172H92ZM155 171H159V172H155ZM162 171V172H161ZM165 171V172H164ZM213 171H215V173H220V174H215V173H213ZM225 171H227L226 173H224ZM239 171V172H238ZM25 172H27L29 175H27V173L26 174H24V176H23V174L22 173H25ZM31 172V173H30ZM64 172V173H63ZM90 172V173H89ZM95 172V173H94ZM101 172V173H100ZM146 174H148V175H146ZM168 172V173H167ZM184 172H186V174L184 173ZM235 172V173H234ZM40 173H41V175H40ZM42 173H43V175H42ZM46 173V174H45ZM59 173V174H58ZM63 173V174H62ZM92 173H94V174H92ZM96 173H98V174H96ZM100 173V174H99ZM144 173V174H143ZM149 173H150V175H149ZM156 174V175H154V174ZM164 175H163V174ZM178 173H179V175H178ZM198 173V174H197ZM201 173H203L202 175H201ZM205 173V174H206ZM211 173H212V175L213 176H210L211 175ZM222 173H224V174H222ZM18 174L19 175H21V176H23V177H21V176H18ZM36 174V175H35ZM61 174V175H60ZM65 174V176H63ZM139 174H140V176H139ZM152 174V175H151ZM160 174H162L161 176H162V178H165V180H166V182H164V180H163V182H164V184H166V186L165 185H163V183L161 184V186H160V182H159V180L162 182V178H161V176H160ZM171 174H172V176H171ZM174 174V175H173ZM178 176H177V175ZM183 174H185V175H183ZM188 174V175H187ZM190 174V175H189ZM191 174H192V176L194 175V177H192L191 176ZM215 174V175H214ZM27 175V176H26ZM40 175V176H39ZM46 175H48V176H46ZM51 175V176H50ZM55 177H54V176ZM57 175H59L60 177H62V178H58V176ZM67 175V176H66ZM69 175H70V177H69ZM142 175H143V177H142ZM168 175V176H167ZM175 175H176V179H174V177H175ZM181 175V176H180ZM183 175V176H182ZM191 176L190 177V179H189V177L187 178V176ZM196 175H198V177L196 176ZM199 175L202 177V179H201V177H199ZM15 176V177H14ZM29 176V177H28ZM37 176H38V178H37ZM120 176H122V178L120 177ZM148 176V177H147ZM151 176H153V177H151ZM155 176V177H154ZM160 176V177H159ZM169 176H171L170 178H169ZM179 176H180V178H179ZM184 176H185V178H184ZM195 176H196V178H199V179H194L195 178ZM203 176H206L207 178H205V179H203ZM34 177H36L35 179H33ZM42 177V178H41ZM49 179H48V178ZM54 177V178H53ZM64 177V178H63ZM66 177H68L67 179H66ZM126 177L127 178H130V181H128V183H127V180H129V179H126ZM138 177H140L139 178V180H138ZM146 177V178H145ZM151 177V178H150ZM157 177H159V180H158V184H159V187H161L160 189H159V187L157 186V180L155 181V179H158ZM178 177V178H177ZM260 177V178H259ZM7 178H11L10 180L11 181H9V179H8V184H6L5 182L7 181ZM19 178H20V180H19ZM32 178V179H31ZM40 178V179H39ZM44 178H45V180L46 181H44ZM56 178V179H55ZM72 179V180H69L68 181V179ZM119 178L121 179V180H119ZM133 178H135V179H133ZM145 178V179H144ZM154 178V180H152ZM14 179H16V180H14ZM37 179H39V180H37ZM126 181H125V180ZM137 179V180H136ZM147 179V180H146ZM169 181H168V180ZM179 179L181 180V182L179 181ZM186 179V180H185ZM193 179V180H192ZM257 179H258V181H257ZM13 180V181H12ZM28 180H30V181H28ZM34 182V180H36V182H32V181ZM44 182H42V181ZM61 180V181H60ZM66 180V181H65ZM106 180V181H105ZM107 180H109L108 182H107ZM146 180V181H145ZM152 180V184H150V182L149 181H151ZM176 180H178V181H176ZM184 180H185V182H184ZM188 180H190V181H188ZM245 182H244V181ZM250 180V181H249ZM30 182V183H28V182ZM41 181V182H40ZM55 181V182H54ZM64 181L66 182V183H64ZM113 181H115V182H113ZM118 181V182H117ZM121 181V182H120ZM125 181V182H124ZM133 181V182H132ZM134 181H135V183H134ZM140 181V182H139ZM148 181V182H147ZM168 181V182H167ZM187 181V182H186ZM243 181V182H242ZM254 181V182H253ZM25 182H26V185H25ZM38 182H40V184L38 183ZM54 182V183H53ZM61 183V184H59V183ZM71 182V183H70ZM112 182V184H110ZM143 182H144V184H143ZM154 182H155V185H154ZM170 182V183H169ZM177 182H180L179 184L177 183ZM3 183H5V184H3ZM22 183L25 185H22ZM36 183V184H35ZM42 183V184H41ZM55 183H57V185L55 184ZM62 183H64V184H62ZM69 183V184H68ZM118 183V184H117ZM136 183L138 184V185H136ZM150 185H148V184ZM172 183V184H171ZM249 183V184H248ZM17 184V185H16ZM19 184V185H18ZM28 184V185H27ZM30 184V185H29ZM44 184V185H43ZM46 184V185H45ZM68 184V185H67ZM73 184H75L76 185V187H75V185H73ZM105 184H110V185H112L113 186V188H111L112 186H108V185H105ZM120 184H122V185H120ZM123 184H124V186H123ZM141 184H142V187H140L141 186ZM175 184H177L176 186H174L173 187V185H175ZM228 184V185H227ZM232 184V185H231ZM14 185V186H13ZM18 186H20V185H22V187H21V190L24 188V187H28L27 189L25 188L24 190H22V192H21V190H19V189H16ZM35 185V186H34ZM37 185V186H36ZM39 185V186H38ZM48 185H50L49 187H51L52 188V190H50L51 188H48V191H47V187H48ZM66 186V187H68V188H66V187H63V186ZM72 186V187H70V186ZM105 185V186H104ZM116 185V186H115ZM120 185V186H119ZM129 185H131V186H129ZM134 185H135V187H134ZM140 185V186H139ZM146 185H148V186H146ZM153 185V186H152ZM172 185V189H169L170 188V186ZM41 186V187H40ZM47 186V187H46ZM55 186V187H54ZM60 186H61V188H60ZM110 187V188H107V187ZM118 186H119V188H118ZM123 186V187H122ZM127 186V187H126ZM129 186V187H128ZM152 186V187H151ZM156 186V187H155ZM224 188H223V187ZM226 186V187H225ZM241 186H242V188H241ZM262 186V187H261ZM3 187V188H2ZM13 187V188H12ZM16 187V188H15ZM19 187V188H20ZM33 187H35V188H33ZM63 187V188H62ZM114 187H115V190L116 191H114ZM125 187V188H124ZM134 188V190H132L131 188ZM144 187V188H143ZM148 187V188H147ZM158 187V188H157ZM164 187V188H163ZM168 188V191H166L167 190V188ZM253 187V188H252ZM255 187V188H254ZM256 187L258 188V187H260V188H258L259 189V191H258V189H256ZM10 188H12V189H10ZM14 188H15V190H14ZM40 188V189H39ZM42 188L45 190V191H42ZM57 188V191L60 189V191H58V192H56V189ZM59 188V189H58ZM65 188V189H64ZM117 188V189H116ZM126 189V190H124V189ZM135 188H138V190L137 189H135ZM139 188H142V189H139ZM147 188V189H146ZM154 188V190L153 191H151V193H150V191L148 190V189H153ZM155 188H157V189H155ZM217 189V191H216V189ZM220 188V189H219ZM247 188V189H246ZM7 189V190H6ZM29 189H31V190H29ZM33 189H35V190H33ZM62 189V190H61ZM72 189V190H71ZM77 189V190H76ZM132 190V191H130V190ZM146 189V190H145ZM211 189H213V191L211 190ZM227 189V190H226ZM255 191H254V190ZM262 189V190H261ZM27 190V191H26ZM37 190H38V194H37ZM41 190V192L39 193V191ZM111 190V191H110ZM121 191V193H120V191ZM123 190V191H122ZM136 190H137V192H139L140 190V192L139 193H135L136 192ZM148 190V191H147ZM233 192H232V191ZM246 190H247V193H245L246 195H244L243 193L244 192H246ZM250 190H251V192H250ZM252 190H253V192H252ZM15 191H17V192H15ZM20 191V192H19ZM34 191V192H33ZM53 191V192H52ZM62 191V192H61ZM69 191V192H68ZM108 191H110L111 193H109ZM119 191V193L121 194H119V193H117ZM130 191V192H129ZM160 191V192H159ZM162 191H163V195L162 196H160V194L162 193ZM228 191V192H227ZM249 191V192H248ZM256 191H258V192H260L259 194H258V192H256ZM14 192V193H13ZM42 192H43V194H42ZM45 192V193H44ZM47 192V193H46ZM49 192H52V195H51V193H49ZM55 192H56V194H55ZM61 192V193H60ZM65 192V193H64ZM76 192H77V194H76ZM80 192V193H79ZM115 192V193H114ZM126 192H127V194H126ZM146 192H149V193H147V195H145V196H150V195H152V196H150V197H148V199H147V197L144 199H142V198H138V197H143V195L144 194H146ZM154 192H155V194L156 195H154ZM158 192H159V195H157L158 194ZM165 192V193H164ZM208 192V193H207ZM211 192V193H210ZM231 192V193H230ZM241 192V193H240ZM243 192V193H242ZM255 192V193H254ZM58 193V194H57ZM206 193V194H205ZM217 193V194H216ZM228 193V194H227ZM237 193V195H235ZM248 193H252L251 194V196H250V194H248ZM17 194V195H16ZM27 194V196H25ZM29 194V195H28ZM32 196H31V195ZM33 194H35V195H33ZM49 194V195H48ZM60 194V195H59ZM113 194H114V198L115 197H117L116 198V200H114L113 199ZM125 194V197L123 196ZM128 194H129V196H128ZM131 194V195H130ZM132 194H134V195H132ZM135 194H137L136 196H135ZM241 194H243V195H241ZM254 194H256L255 196H254ZM22 195V196H21ZM41 195H42V197H41ZM54 195L56 196V197H54ZM59 195V196H58ZM118 195V196H117ZM219 195V196H218ZM231 195H235V196H233V199H232V197H231ZM250 196V197H247V196ZM7 196V197H6ZM16 196V197H15ZM28 196H30L29 198H28ZM52 196V197H51ZM112 196V197H111ZM119 196H122V197H120L119 198ZM144 196V197H145ZM157 196H159L158 198H157ZM230 198V199H232V203H229V204H227L226 205V207H224V206H217V207H213V209H211L212 208V206H214V205H211L212 204V202H213V204H215L216 203V201H219L221 198L223 199V197L224 198H226V200H227V198L228 197ZM241 196V197H240ZM244 196V197H243ZM246 196V197H245ZM257 196V197H256ZM262 196V197H261ZM17 197H20V198H17ZM23 197V198H22ZM25 197V198H24ZM27 197V198H26ZM34 197H37V198H39V200L37 199V198H34ZM47 197V199H45ZM54 197V198H53ZM58 197V198H57ZM75 197H76V199L77 200H75ZM128 197V198H127ZM133 199H132V198ZM136 197L138 198V200L136 199ZM206 197V198H205ZM212 197V198H211ZM213 197H215L214 199H213ZM235 197V198H234ZM259 197V198H258ZM52 198V199H51ZM135 198V199H134ZM150 198V199H149ZM201 198H204V199H202V200H200ZM237 198V199H236ZM240 198V199H239ZM244 198V199H243ZM252 198V199H251ZM10 199H11V201H10ZM16 199H20L21 201H19V203H18V205L16 204L18 201L16 200ZM30 199H31V201H30ZM33 199H35V200H33ZM37 199V200H36ZM40 199H42V200H40ZM44 199V200H43ZM119 199V200H118ZM125 199V200H124ZM127 199V200H126ZM140 199H142V200H140ZM210 199H212V200H210ZM221 199V202L222 201H224V200H222ZM249 199V200H248ZM254 199V200H253ZM4 200H7V201H4ZM13 200V201H12ZM33 200V201H32ZM68 200H69V202H68ZM72 200V201H71ZM74 200V201H73ZM135 200H137V202H138V207H135L136 206V204H137V202L135 203L134 201ZM241 200V201H240ZM14 201H15V203H14ZM38 201V202H37ZM45 201V202H44ZM62 201V202H61ZM66 202L67 201V204L69 203V205H66L64 202ZM77 201V202H76ZM124 201H126V202H124ZM128 201H130L129 203H128ZM131 201H133V203L131 202ZM140 201H142V202H140ZM200 201V202H199ZM203 201V202H202ZM236 201V202H235ZM239 201V202H238ZM245 201V202H244ZM4 202V203H3ZM23 202V203H22ZM25 202H27V203H25ZM70 202H72V204H74V206L72 205V206H70L71 204H70ZM74 202V203H73ZM116 202V203H115ZM124 202V203H123ZM140 202V203H139ZM198 202H199V204H198ZM208 202V203H207ZM211 202V203H210ZM251 202V203H250ZM255 202L257 203H260V205H257V204H255ZM3 203V204H2ZM9 205V207H8V205ZM14 203V204H13ZM22 203V204H21ZM32 203H35V204H32ZM38 203V204H37ZM61 203V204H60ZM121 203V206L123 207L122 209L120 208L121 206L119 205V204ZM123 203V204H122ZM126 203V204H125ZM127 203H128V205H127ZM135 203V204H134ZM203 203V204H202ZM205 203V204H204ZM254 203V204H253ZM6 204V205H5ZM10 204H12V205H10ZM44 204V205H43ZM52 204H58V206L57 205H52ZM64 204V205H63ZM116 204V205H115ZM126 206H125V205ZM129 204H130V206L132 205H135L134 207H130L129 206ZM140 204V205H139ZM193 204V205H192ZM198 204V205H197ZM201 204V205H200ZM208 204V205H207ZM232 204V205H231ZM247 205V207H251L252 208V204H253V208L252 209H250V208H246V205ZM251 204V206H249ZM14 205H16L17 206V208H16V206H14ZM25 205V206H24ZM30 205V206H29ZM35 205H36V208L37 209H40V210H37V209H35ZM45 207V208H43V206ZM51 205V206H50ZM60 205H62V206H66L65 208H63L62 206H60ZM118 205H119V207H118ZM191 205V206H190ZM194 205H196V206H194ZM209 205H211V206H209ZM242 205V206H241ZM243 205H245L244 207H245V209H244V211H243ZM255 205V206H254ZM257 205V206H256ZM6 206V207H5ZM41 206V207H40ZM46 206H47V208H46ZM53 206H57L56 208L55 207H53ZM60 206V207H59ZM70 206V207H69ZM118 208H117V207ZM130 208H129V207ZM188 206H189V208H188ZM201 206V207H200ZM209 206V207H208ZM237 206L239 207V206H241L240 208H237ZM5 207V208H4ZM19 207V208H18ZM30 207V208H29ZM32 207V208H31ZM40 207V208H39ZM62 208V209H59V208ZM67 207H68V209H67ZM126 207V208H125ZM193 209H192V208ZM197 207V208H196ZM204 209H203V208ZM206 207H208V208H206ZM236 207V210H234V211H237V210H239V211H237L236 213L235 212H233V211H228V210H230L231 208V210H233L234 208ZM8 208V209H7ZM14 208V209H13ZM43 208V209H42ZM55 208V209H54ZM201 208V209H200ZM215 208V209H214ZM10 209V210H9ZM11 209H12V211H11ZM44 209H47V210H44ZM59 209V210H58ZM65 209V210H64ZM183 209H184V211H183ZM189 209V210H188ZM207 210V213L203 216L204 218H202V217H198L196 214L197 213H195L196 211L195 210H197V212H199L200 210ZM211 209V210H210ZM219 209V210H218ZM7 210V211H6ZM49 210V211H48ZM53 210H55L54 212H52ZM186 210V211H185ZM194 210V211H193ZM199 210V211H198ZM249 210H250V214H252V215H250L249 214ZM252 210H254L252 213H251V211ZM2 211H4L5 213H7V214H5L4 212H2ZM14 211V212H13ZM33 211H34V213H33ZM36 211V212H35ZM39 211V212H38ZM46 211V212H45ZM179 211V212H178ZM181 211V212H180ZM223 211H226L227 213H229V214H227V215H225L224 213H226V212H223ZM262 213H261V212ZM28 212H31V213H33L32 215L31 214H29ZM37 212H38V214H37ZM44 212V213H43ZM52 212V213H51ZM218 214V212H220V215L222 216V214H224L225 216H222V218H221V216H220V218H219V216L216 218V213ZM223 212V213H222ZM231 212H232V214H231ZM243 213L242 215L240 214V213ZM244 212H245V214H244ZM246 212H248V214L246 213ZM257 212V213H256ZM28 213V217L26 216V214ZM50 213V214H49ZM170 213H172V214H170ZM175 213V214H174ZM180 213H181V215H180ZM212 213H214L213 215H212ZM222 213V214H221ZM3 214V215H2ZM25 214V215H24ZM37 216H36V215ZM45 215L44 217H41L42 215ZM47 214H48V217H47ZM177 214V215H176ZM187 214V215H186ZM194 214H195V217L197 216L198 218H195V217H192V216H194ZM233 214H235L236 215V217L234 218V216L235 215H233ZM239 214V215H238ZM247 214V215H246ZM255 214V215H254ZM260 216H259V215ZM17 215H22L23 217H27V220H26V217L25 218H20L21 216H17ZM29 215H30V217H29ZM184 215V216H183ZM211 215V216H210ZM214 215H215V217H214ZM228 215H229V217H228ZM241 215V217L242 218H244L245 217V219H246V221H244L245 219H242L241 217H239ZM249 215V216H248ZM263 215V216H262ZM16 216V218H14ZM33 216H35V217H33L34 219L33 220H31L30 218H32ZM52 216V217H51ZM168 216V217H167ZM182 218H181V217ZM190 216V217H189ZM207 216V217H206ZM213 217V220H214V218H216V220H214V222H212L213 220L210 218V219H208L209 220V223H210V221H211V223L209 224L208 223V220H207V222L205 221L206 220V218H208V217ZM231 216V217H230ZM248 218H247V217ZM252 216V217H251ZM262 216V217H261ZM11 219H10V218ZM17 217L18 218H20L19 220L17 219ZM37 217V218H36ZM161 217V218H160ZM166 217V218H165ZM176 217H177V219H176ZM29 218V219H28ZM164 218V219H163ZM187 220L186 222L188 223V222H190V223H186L184 220L185 219ZM193 219V218H195L194 219V224H193V220L192 221H189V219ZM224 218H226V219H224ZM233 218H234V220H233ZM13 219V220H12ZM15 219V220H14ZM22 219H24L25 220V222L27 223V225H24V224H26V223H24L23 221L24 220H22ZM158 219V220H157ZM162 219V220H161ZM166 219H167V221H166ZM190 219V220H191ZM198 219L200 220L199 222H200V225L198 224ZM204 219V220H203ZM228 219V220H227ZM232 221H231V220ZM239 219V220H238ZM241 219V220H240ZM251 219V220H250ZM11 220V221H10ZM16 220H18L17 222L18 223H16ZM21 220V221H20ZM30 221V223H29V221ZM160 220V221H159ZM168 220H170L169 222H168ZM178 221V223H179V225L177 226V224L178 223H176L177 221ZM224 220V221H223ZM257 220V221H256ZM7 221H9V222H12V221H14V223L12 222V223H7ZM84 223H83V222ZM148 221V222H147ZM156 221V222H155ZM158 221V222H157ZM173 221H175L174 223H173ZM180 221V222H179ZM186 223H184V222ZM204 221V222H203ZM237 221V222H236ZM244 221V222H243ZM19 222H21V223H19ZM22 222H23V225H22ZM146 222H147V224H146ZM152 222V223H151ZM171 222L173 223V224H171ZM183 222V223H182ZM192 222V223H191ZM197 222V224H195ZM208 223V224H206V223ZM225 222V223H224ZM231 222V223H230ZM234 222H236V223H234ZM241 222V223H240ZM131 223V225L133 226H131V225H129ZM151 223V224H150ZM169 223L171 224V227H169V229H167L168 228V226H170L169 225ZM182 223V224H181ZM203 223H205V224H203ZM213 223H214V225H213ZM220 223V224H219ZM224 223V224H223ZM228 224V226H226L227 224ZM230 223V224H229ZM256 223H260L261 225H262V227H261V225L260 224H256ZM7 224H11L12 225V227H13V224H16L17 226H19V224H21L20 225V227H17V226H15L14 225V227H13V229H10V227L9 226H7ZM65 224V225H64ZM134 224V225H133ZM155 224V225H154ZM164 225V226H162L161 228H159L161 225ZM174 224H175V226H174ZM190 224V225H189ZM192 224H193V226H192ZM217 224L219 225V226H217ZM251 224H253L254 225V227L253 228H251L253 225H251ZM257 226H256V225ZM10 225V226H11ZM32 225V224H31ZM66 225H68V226H66ZM146 225V226H145ZM154 225V226H153ZM168 225V226H167ZM173 225V226H172ZM196 225H197V227L199 228H201L202 229V225L203 226H205V227H203L204 228V230H201L200 228V230L196 227ZM210 225H212V226H210ZM221 225H225L224 227L223 226H221ZM250 225H251V227H250ZM131 226V227H130ZM142 226H144L143 228H142ZM149 226V227H148ZM157 226V227H156ZM159 226V227H158ZM190 226H192L193 228H195V230H199V231H197V233H196V231L194 232V229L192 230V227H191V229L189 228ZM214 226H217V227H214ZM221 226V227H220ZM232 226V227H231ZM242 226V227H241ZM244 226V227H243ZM247 226H249L248 228H247ZM256 226V227H255ZM261 227V228H258L257 229V227ZM1 226H0V228H2ZM7 227H9V228H7ZM11 227V228H12ZM17 227V228H16ZM64 227H65V230H64ZM128 227H130V228H128ZM135 227V228H134ZM137 227V228H136ZM140 227V228H139ZM147 227V228H146ZM156 229H155V228ZM167 227V228H166ZM174 227V228H173ZM209 227V228H208ZM210 227H212V228H210ZM228 227H229V229H228ZM237 227V228H236ZM3 228L0 230L1 232H0V235H1V233L3 234ZM109 228H111V229H109ZM132 228V229H131ZM152 228H154L155 229V232H152L153 230H152ZM159 228V233L162 231V234L160 233H157V229ZM164 228H166V229H164ZM187 228H188V230H187ZM215 228V229H214ZM229 231V230H231V228H233L234 229V231H233V229H232V231L234 232V233H236V232H240L241 230V233H243V231H244V229H246V231H247V234L249 233H251V231L250 230H253L252 231V233H253V235H252V233L249 235L248 234V236L246 235V233L244 232V236L243 237H239V238H237V239H232V240H230V241H228V242H225V243H223V244H219V245H216V246H213V248L212 247H204V248H206V249H201V248H203V246L204 245H208V246H212V244H210V243H208L209 241L211 242V243H213L215 240H217V239H215L214 237H216V238H222V236L223 237H225V236H228L229 234H233V232L232 233H230V231H229V234L227 233V234H225L224 235V233L227 231L226 229ZM240 228H242V229H240ZM256 228V229H255ZM107 229V230H106ZM112 229H114V230H112ZM150 229V230H149ZM160 229H162V230H160ZM187 230V232L186 233H188L186 236H185V232H183V230ZM206 229V230H205ZM212 229V230H211ZM224 229H225V231H224ZM238 229V230H237ZM239 229H240V231H239ZM259 229H260V231H259ZM3 230V231H2ZM17 230V231H18ZM103 230V231H102ZM110 231L111 230V232H109L108 231V234L106 233V231ZM148 230L150 231V235H147V234H149L148 233ZM165 230V231H164ZM190 230V231H189ZM191 230H192V232L195 234H193L192 232H191ZM209 230H210V232L211 233H209ZM219 230H221V231H219ZM254 230H257L256 232L257 233H255V231ZM261 230H263V231H261ZM84 233H83V232ZM105 231V233H103ZM115 231V233L117 234L118 232L120 233H118L117 235L115 234V233H113ZM122 233H121V232ZM183 232V233H181V234H183L182 236H179V239H176V238H178L177 237V235H180V233L179 234H177L178 232ZM189 231V232H188ZM208 232V234H206L207 232ZM215 231H217V232H215ZM227 231V232H228ZM259 231V232H258ZM19 232V231H18ZM22 232H24V233H22ZM61 232H62V235H60L61 234ZM140 232V233H139ZM147 232V233H146ZM164 232V233H163ZM192 234H191V233ZM214 232V233H213ZM223 232V233H222ZM82 233V234H81ZM141 233H145V235L146 236H143ZM152 233V234H151ZM156 233V236L154 235ZM170 233V234H169ZM175 233V234H174ZM199 233V234H198ZM222 233L223 235H220V234ZM83 236V238H82V236ZM84 234V235H83ZM109 234H111V235H109ZM115 234V235H114ZM122 234V235H121ZM172 234H174L173 236H174V238H172L170 235H172ZM191 234V235H190ZM201 234V235H200ZM202 234H204L203 236H202ZM209 234H211V236L209 235ZM215 234V235H214ZM220 235V237L218 236H216V235ZM254 234H255V236H254ZM24 235H26V236H24ZM59 235H60V239L58 238L59 237ZM86 235V236H85ZM103 235H104V237H103ZM108 235V236H107ZM140 235H142V237H141V239H140ZM160 235V236H159ZM163 235V236H162ZM176 235V236H175ZM190 237H189V236ZM192 235H193V237H192ZM206 235V236H205ZM207 235H209L210 236V239L211 238H213V239H211V240H209V238H208V236ZM252 235V236H251ZM112 236V237H111ZM150 236V237H149ZM169 236H170V238L172 239V241H171V239H169ZM198 236V237H197ZM230 236V235H229ZM26 237V239H23V238H25ZM61 237H63V238H61ZM65 237V238H64ZM81 237V238H80ZM108 237V238H107ZM119 237V238H118ZM123 237V238H122ZM144 237V238H143ZM157 237H159V238H157ZM163 237L164 239L166 238V240H164V239H162V241L164 242V243H161L162 241H161V238ZM181 237V238H180ZM187 237V238H186ZM202 237H207L206 238V240L205 241H202L200 238H202ZM246 237H248V238H246ZM252 237V238H251ZM67 238V239H66ZM80 238V239H79ZM103 238V239H102ZM112 238V240H110V239ZM115 238V239H114ZM148 238V239H147ZM185 238H186V240H185ZM193 240H192V239ZM194 238H196V239H194ZM204 238V239H205ZM254 238V239H253ZM62 239H64V241L66 240V242H67V245L65 246V242L62 240ZM68 239H70L72 242H73V244L72 243H70L71 241L70 240H68ZM107 239H109V240H107ZM119 239V240H118ZM149 239H150V241H149ZM154 239V240H153ZM175 239H176V241H175ZM183 239V240H182ZM198 239V240H197ZM224 239V238H223ZM239 239V240H238ZM245 239H247L246 241H245ZM24 240H26V242L24 241ZM51 240V241H52ZM99 240H101V241H99ZM114 240V241H113ZM124 240H125V242H124ZM146 240V241H145ZM158 242H157V241ZM160 240V241H159ZM169 240V241H168ZM177 240H180V244H177V245H175L176 243H179V241H177ZM188 240V241H187ZM197 240V241H196ZM241 240L243 241H245V242H247V243H245L244 241V243L242 242V243H240L241 242ZM21 241V240H20ZM59 241H61V243H62V241H63V243H62V245H61V243H59ZM101 243V242H103L101 245H102V247H100L101 245H99V242ZM106 241H108V242H106ZM118 241L119 242H121V243H118ZM148 241H149V243H148ZM176 243H175V242ZM182 241V242H181ZM184 241V242H183ZM185 241H187L186 243H185ZM195 241H196V243H195ZM208 241V242H207ZM32 242V243H31ZM55 242H58V243H56L55 244ZM69 242V243H68ZM106 242V243H105ZM115 242V243H114ZM167 242V243H166ZM191 242V243H190ZM206 242V243H205ZM25 243H29V245H30V243H31V245L33 244V246H28L27 244L25 245ZM146 243H148V246H147V244ZM152 243V244H151ZM156 243H159V245L158 244H156ZM160 243H161V246H160ZM166 243V244H165ZM168 243H169V245H168ZM187 243H189L188 245H187ZM193 243V244H192ZM201 243H203V244H201ZM16 244V243H15ZM24 246H26V247H24ZM70 244H72V246L70 245ZM107 244V245H106ZM112 244V245H111ZM119 244V245H118ZM120 244H121V246H120ZM122 244H124L123 246H124V248H122L123 246H122ZM144 244L147 246H144ZM150 244V245H149ZM155 244V245H154ZM166 246H165V245ZM173 244V245H172ZM197 246H196V245ZM200 246H199V245ZM44 245V246H43ZM53 245V246H52ZM56 245V247H55V249H53L54 248V246ZM68 245H69V247H68ZM97 245V246H96ZM99 245V246H98ZM114 245V246H113ZM118 245V246H117ZM165 247H164V246ZM169 247H168V246ZM174 247H172V246ZM175 245V246H174ZM203 245V246H202ZM84 246V247H83ZM151 246V247H150ZM154 246V247H153ZM23 247V248H22ZM30 247H32V249L30 248ZM37 247H39V249H36ZM43 247V248H42ZM46 247V249H49V250H44V248ZM61 247V249H62V251L63 252H61V250L59 251V248ZM65 247H68V249L67 248H65ZM72 247H74V248H72ZM113 247H115V249L113 248ZM127 247V248H126ZM158 247H160V248H158ZM168 247V250L166 249L165 250V248H167ZM180 247V248H179ZM185 249V251L182 249ZM196 247H200V248H196ZM33 248L34 249H36V250H33ZM51 248V249H50ZM64 248V249H63ZM72 248V249H71ZM116 248H118V249H116ZM142 248V249H141ZM150 248H151V250H150ZM161 248L163 249V250H165V252L163 251V250H161ZM176 248V249H175ZM189 248V249H188ZM194 248H196L195 250H194ZM5 249V250H4ZM10 249V250H9ZM14 249H15V251H14ZM81 249H83V252H81L82 250ZM112 249H114V252H115V254H114V252H113V250ZM154 251H153V250ZM177 249H178V251H182V253H180L179 252V254L181 255H177L176 257H170V259L168 258L169 256H170V254H169V252H176L177 253ZM180 249V250H179ZM182 249V250H181ZM50 250H52V251H50ZM53 250H55V255H54V251ZM66 250H68L67 252H70V254L69 253H65L64 251H66ZM71 250H73V253H74V251L77 253V252H79L80 251V255L77 253V254H73L72 253V251ZM105 250V251H104ZM142 250V251H141ZM144 250V251H143ZM150 250V251H149ZM158 250V252L161 250L162 251V253H160L159 252V254H161V255H159V254H157L158 252H156ZM4 251H6V253L4 252ZM8 251V252H7ZM11 251H13V252H11ZM57 251V252H56ZM86 251V252H85ZM113 253H112V252ZM118 251V252H117ZM122 253H121V252ZM145 251H149V253L147 254V252H145ZM167 251V252H166ZM198 251V252H197ZM200 251V252H199ZM10 252V253H9ZM53 252V253H52ZM59 252V254L61 255V257H59L60 255L58 254V255H56L57 253ZM87 252H89V253H87ZM93 253L92 255H91V253ZM184 252V253H183ZM5 253V254H4ZM9 253V254H8ZM63 253V254H62ZM72 253V254H71ZM87 253V254H86ZM108 253H112V254H108ZM120 256V258L118 257V255ZM155 253V254H154ZM166 253H167V255H166ZM201 255H200V254ZM54 255V257H56V259L53 257V258H51L53 255ZM64 254H66V255H64ZM84 254V255H83ZM90 256H89V255ZM95 254V257L93 256ZM98 254H100V255H98ZM104 254V255H103ZM122 254H123V256H122ZM147 254V255H146ZM158 255V256H155V259L153 258V256L152 255ZM167 256H165V255ZM169 254V255H168ZM197 254V255H196ZM198 254L200 255V257L198 256ZM203 254H204V256H203ZM5 255H7L6 257H5ZM62 255H64V256H62ZM70 256V258H69V256ZM73 255H76V256H73ZM89 256V258L88 257H85V256ZM98 255V256H97ZM148 255H150L149 257H147ZM163 255V256H162ZM247 255H248V257H247ZM51 256V257H50ZM71 256H72V258H71ZM78 256V258H76ZM94 257V259H93V257ZM97 256V257H96ZM107 256V257H106ZM114 256V257H113ZM115 256L117 257V259L115 258ZM146 256V257H145ZM152 256V257H151ZM159 256H161V257H159ZM164 256H165V258H164ZM179 256V257H178ZM195 256H196V258H195ZM197 256L199 257V258H197ZM1 257H2V261H1ZM4 257V258H3ZM57 257H59V259L57 258ZM63 257H64V259H63ZM100 257H101V259H100ZM159 259H157V258ZM180 257H181V260H180ZM8 258V259H7ZM67 258V259H66ZM69 258V259H68ZM85 258V259H84ZM98 258V259H97ZM104 260H103V259ZM118 258H119V260H118ZM147 258V259H146ZM164 258V259H163ZM183 258V259H182ZM6 259V260H5ZM55 259V260H54ZM63 259V260H62ZM71 259L73 260L72 261V263H71ZM106 259H108V260H106ZM116 259V260H115ZM153 259V260H152ZM174 259V260H173ZM178 259V260H177ZM24 260V261H23ZM59 260V261H58ZM68 260V261H67ZM80 260V259H79ZM85 260V261H84ZM95 260V261H94ZM151 260V261H150ZM161 260H166V262L164 261V263H163V261H161ZM171 260H172V263H171ZM178 262H177V261ZM180 260V261H179ZM189 260V261H188ZM192 260H193V263H192ZM48 261V262H47ZM61 261V262H60ZM107 261H108V263H107ZM161 263H160V262ZM168 261H170V262H168ZM197 261V262H196ZM150 262V263H149ZM168 262V263H167ZM176 262V263H175ZM188 262H190V263H188ZM0 263V264H1ZM2 263V264H3ZM22 263V264H23ZM90 263V264H91ZM99 263V264H100ZM183 263H181V264H183ZM184 263V264H185ZM96 264V263H95Z\"/></svg>",
  "mask_w": 264,
  "mask_h": 264
},
{
  "label": "bare ground",
  "instance_id": "obj_2",
  "mask_svg": "<svg viewBox=\"0 0 264 264\" xmlns=\"http://www.w3.org/2000/svg\"><path fill=\"white\" fill-rule=\"evenodd\" d=\"M23 1H24V0H23ZM32 1L34 2L35 0H32ZM32 1H31V3H33ZM42 1H43V0H42ZM160 1H161V0H160ZM160 1L158 0V4H159ZM162 1H163V0H162ZM165 1H166V0H165ZM175 1H176V0H175ZM177 1H178V0H177ZM24 2H25V1H24ZM27 2H28V1H27ZM29 2H30V1H29ZM154 2H157V1H154ZM171 2H172V0H170L168 3L172 4ZM178 2H179V1H178ZM251 2L253 3V5L255 6V9H256V11H257V7H258L257 5H259L261 1H258V2H257V3H259V4H257L256 1H254L256 4H255L253 1H251ZM22 3H23V2H22ZM136 3H139V2H136ZM150 3H151V2H150ZM164 3H165V2H164ZM164 3H163V5H164ZM168 3H167V4L165 3V4L168 5ZM175 3H176V2H175ZM242 3H244V2H242ZM245 3H248V2H245ZM252 3H251V4H252ZM261 3H262V2H261ZM33 4H34V3H33ZM141 4H142V3H141ZM161 4H162V2H161ZM176 4H177V3H176ZM176 4H175V5H176ZM239 4H240V3H239ZM248 4L250 5V3H248ZM262 4L264 5V3H262ZM262 4H260L259 6H261ZM23 5H24V4H23ZM137 5H138V4H137ZM143 5H146V4H143ZM173 5H174V3H173ZM236 5H237V4H236ZM240 5H241V4H240ZM242 5H243V4H242ZM19 6H20V5H19ZM28 6H30V3H29ZM33 6H34V5H33ZM130 6L132 7V5H130ZM133 6H134V5H133ZM135 6H136V5H135ZM147 6H148V5H147ZM147 6H146V7H147ZM156 6H157V4H156ZM156 6H154V7H156ZM159 6H161V5H159ZM169 6L171 7V5H169ZM176 6H177V5H176ZM238 6H239V5H238ZM256 6H257V7H256ZM7 7H8V6H7ZM14 7H15V6H13V8H14ZM26 7H27V4H26ZM34 7H35V6H34ZM154 7H153V8H154ZM157 7H158V6H157ZM157 7H156V8H157ZM172 7H173V6H172ZM240 7H241V6H240ZM242 7H243V6H242ZM10 8H11V6H10ZM138 8H139V7H138ZM140 8H141V7H140ZM142 8H143V7H142ZM151 8H152V6H151ZM153 8H152L151 10H150V9H149V10L147 9V11H149V12H150V11H153V12H155V9H156V8H154V10H153ZM162 8H163L164 11L167 10V9H164V7H162ZM162 8H161V9H162ZM165 8H166V7H165ZM253 8H254V7H253ZM259 8H260V7H258V9H259ZM11 9H12V8H11ZM14 9H15V11L18 10L17 7L14 8ZM14 9H13V10H14ZM26 9H27V8H26ZM30 9H31V8H30ZM30 9H28V10H30ZM32 9H33V7H32ZM129 9H130V7H129ZM159 9H160V8H158V9H156V10H159ZM168 9H169V8H168ZM238 9H239V8H238ZM245 9H246V8H244V11H243V9H242L241 11H242V12H245ZM247 9H248V8H247ZM249 9H250V7H249ZM249 9H248V11H249ZM251 9H252V5H251ZM251 9H250V10H251ZM255 9H254V10H255ZM260 9H261V13H262V11H263L264 9H262V8H260ZM8 10H9V9H8ZM22 10H23V9H22ZM22 10H19V12H20V11L22 12ZM126 10H127V8H126ZM135 10H136V8H135ZM226 10H227V9H226ZM228 10H229V9H228ZM233 10H235V9H232V11H233ZM236 10H237V8H236ZM252 10H253V9H252ZM252 10H251L250 13H252ZM11 11H12V10H11ZM25 11H26V10H25ZM25 11H24L23 13H25ZM128 11H129V10H128ZM160 11H161V10H160ZM229 11H230V10H229ZM239 11H240V10H239ZM8 12H9V11H8ZM16 12H17V11H16ZM21 12L19 13V15H21ZM30 12H31V10H30ZM30 12H27V13H30ZM32 12H34V11H32ZM116 12H117V11H116ZM121 12H122V11H121ZM142 12H143V11H142ZM234 12L236 13L237 11H234ZM242 12H241V13H242ZM246 12H247V11H246ZM257 12H258V14H259L260 11L258 10ZM11 13H12V12H11ZM13 13H14V12H13ZM13 13H12V14H13ZM23 13H22V16H25ZM122 13H123V12H122ZM128 13H129V12H128ZM137 13H138V12H137ZM140 13H141V11H140ZM146 13H147V12H146ZM151 13H152V12H151ZM156 13H157V12H156ZM250 13L248 12V14H250ZM253 13H254V12H253ZM253 13H252V14H253ZM0 14H1V13H0ZM9 14H10V13H8V15H9ZM12 14H11V15H12ZM15 14H17V13H15ZM25 14H26V13H25ZM32 14H33V13H32ZM114 14H115V13H114ZM148 14H149V13H147V15H148ZM157 14H158V13H157ZM223 14L226 15V14H228V13H226V11H225V13H223ZM230 14H231V13H229V15H230ZM239 14H240V13H239ZM239 14H233V15H236V16L238 15V16H240L241 14H240V15H239ZM262 14H264V12H263ZM8 15H7V17H8ZM17 15H18V14H17ZM55 15H56V14H55ZM55 15H54V17H55ZM104 15H105V14H104ZM129 15H130V14H129ZM145 15H146V14H145ZM147 15H146V16H147ZM221 15H222V14H221ZM221 15H220V16H221ZM231 15H232V14H231ZM242 15H247V14H243V13H242ZM2 16H4V15L2 14ZM27 16H30V15L27 14ZM27 16H26V17H27ZM32 16H33V15H32ZM58 16H59V15H57L56 17H58ZM110 16H111V15H110ZM148 16H150V15H148ZM151 16H152V18H153V15H152V14H151ZM156 16H157V15H156ZM227 16H228V15H227ZM227 16H226V17H227ZM236 16H235V17H236ZM248 16H249V15H248ZM248 16H247V17H248ZM250 16H251V15H250ZM257 16H258V15H254L253 17L255 18V17H257ZM260 16H261V15H260ZM263 16H264V15H262V17H260V19L264 18ZM0 17H1V16H0ZM4 17H5V16H4ZM14 17H16V15H14ZM14 17H12V18L14 19ZM19 17H20V16H19ZM60 17H61V16H60ZM100 17H101V16H100ZM103 17H104V16H103ZM118 17H119V15H118ZM135 17H136V16H135ZM141 17H142V15H141ZM141 17H140V18H141ZM143 17H145V16H143ZM143 17H142V20L144 19ZM216 17H217V16H216ZM224 17H225V16H224ZM228 17H229V16H228ZM245 17H246V16H245ZM253 17H249V18H253ZM1 18H3V17H1ZM8 18H9V17H8ZM10 18H11V17H10ZM20 18H21V17H20ZM22 18H23V19L20 20V21H25V20H26V18H25V20H24V17H22ZM64 18H65V17H64ZM97 18H98V17H97ZM107 18H108V17H107ZM109 18H110V17H109ZM109 18H108V19H109ZM120 18H121V17H120ZM140 18H138V19H140ZM145 18H146V20H147L148 18H149V19H152V18H150V17H145ZM154 18H155V17H154ZM211 18H212V17H211ZM220 18H221V17H220ZM233 18H234V17L232 16L231 21H232L233 23H235V22H234L235 19H234V21H233ZM240 18H241V17H240ZM242 18H243V16H242ZM257 18H258V17H257ZM4 19H5V18H3V20H4ZM51 19H52V17H51ZM53 19H54V18H53ZM53 19H52V20H53ZM55 19H57V18H55ZM67 19H68V18H67ZM100 19H101V18H100ZM149 19H148V20H149ZM243 19H246V18H243ZM0 20H2V19H0ZM8 20H9V19H8ZM52 20H51V21H52ZM61 20H64V19L62 18ZM68 20H69V19H68ZM97 20H98V19H97ZM103 20H104V19H103ZM122 20H123V19H122ZM142 20H141V21H142ZM212 20H213V18H212ZM222 20L226 22V19L224 20V18H223ZM222 20H220V21H222ZM227 20H228V19H227ZM236 20L238 21L237 17H236ZM249 20H250V19H249ZM249 20H248V21H249ZM252 20H253V19H252ZM254 20H255V19H254ZM258 20H259V19H258ZM5 21H6V20H5ZM10 21H11V20H9V22H10ZM16 21H18V17H17V20H16ZM26 21H27V20H26ZM32 21H33V19H32ZM32 21H31V22H32ZM49 21H50V20H49ZM59 21H60V20H59ZM65 21H66V20H65ZM69 21H71V23H72L74 20L72 21V20L70 19ZM82 21H83V20H82ZM87 21H88V20H87ZM108 21H110V19H109ZM125 21H126V20H125ZM131 21H133V19H132V20H129L130 24H131ZM135 21H137V19H136ZM141 21L139 20V22H137L138 24H137V23H135V24H136V25H140V24H141V23H140ZM208 21H209V22H212V21H210V20H208ZM242 21H244V20H242ZM242 21H241V22H242ZM248 21H247V24H249V22H250V21H249V22H248ZM259 21H260V20H259ZM259 21H258V22H259ZM1 22H2V21H1ZM31 22L29 23V25L31 24ZM53 22H55V21H53ZM66 22L68 23V21H66ZM79 22H80V21H79ZM90 22H91V21H90ZM94 22H95V21H94ZM94 22H93V23H94ZM98 22H99V21H98ZM101 22H102V19H101ZM101 22H100V23H101ZM115 22H116V21H115ZM204 22H205V21H204ZM206 22H207V21H206ZM215 22H217V21L215 20ZM218 22H219V21H218ZM225 22H224V23H225ZM238 22H239V21H238ZM251 22H252V21H251ZM254 22H255V24H256L257 21L255 20ZM11 23H13V21L10 22V24H11ZM16 23H18V22H16ZM21 23H22V26H23V24H25V23H23V22H21ZM32 23H34V22H32ZM37 23H38V22H36V24H37ZM42 23H44V22H42ZM45 23H46V22H45ZM48 23H49V22H48ZM51 23H52V22H51ZM58 23H60V22H58ZM61 23H62V21H61ZM67 23H66V25H67ZM71 23H69V24H71ZM74 23H76V22H74ZM74 23H72V24L75 25ZM80 23H82V22H80ZM88 23H89V21H88ZM88 23H87V24H88ZM107 23H108V22H107ZM109 23H110V22H109ZM121 23H122V21H121ZM126 23H127V22H126ZM132 23H133V28H134V27H135V25H134V21H133ZM139 23H140V24H139ZM219 23H220V22H219ZM226 23H227V22H226ZM226 23H225V24H222V22H221L222 25H226ZM239 23H240V22H239ZM243 23H244V22H242L241 24H243ZM260 23H261V22H260ZM6 24H7V22H6ZM8 24H9V23H8ZM14 24H15V23H14ZM19 24H20V22H19ZM55 24H56V23H55ZM64 24H65V23H64ZM64 24H63V25H64ZM102 24H103V23H102ZM127 24H128V23H127ZM130 24H129V27H130V29H132V28H131L132 26H131ZM211 24H213V23H211ZM221 24H219V25H221ZM244 24H245V23H244ZM247 24H246V25H247ZM1 25H2V24H1ZM46 25H47V24H46ZM49 25H50V23H49ZM52 25H53V24H52ZM52 25H51V26H52ZM77 25H78V24H77ZM77 25H76V26H77ZM80 25H81V24H80ZM83 25H84V23H83ZM88 25H89V24H88ZM90 25H91V24H90ZM90 25H89V26H90ZM93 25H94V24H93ZM100 25H101V24H100ZM115 25L117 26V23H116ZM121 25H123V24H121ZM204 25H205V24H204ZM204 25H203V26H204ZM229 25H230V24H229ZM231 25H234L233 27H235L237 24H236V25H235V24H231ZM252 25H253V24H252ZM259 25H260V24H259ZM259 25H257V26H259ZM5 26H6V25H5ZM9 26H10V25H9ZM12 26H13V25H12ZM14 26H15V25H14ZM16 26H17V25H16ZM18 26H19V25H18ZM20 26H21V25H20ZM22 26H21V27H22ZM32 26H33V25H32ZM34 26H35V25H34ZM43 26H45V24H43ZM51 26H50V27H51ZM54 26H55V25H54ZM54 26H53V27H54ZM78 26H79V25H78ZM97 26H98V25H97ZM102 26H103V25H102ZM102 26H101V27H102ZM106 26H107V25H106ZM111 26H112V24H111ZM111 26L109 27V29L113 28V27H111ZM124 26L126 27V24H125ZM124 26H123V27H124ZM140 26H142V25H140ZM214 26H215V27H216V26L218 27V24H217V25L214 24ZM226 26L228 27V25H226ZM238 26H239V24H238ZM249 26H250V24H249ZM260 26H262V24H261ZM260 26H259V27H260ZM3 27H4V25H3ZM23 27H24V26H23ZM23 27H22V29H23ZM37 27H39V26H37ZM41 27H42V26H41ZM55 27H57V25H56ZM84 27H85V26H84ZM86 27H87V26H86ZM91 27H92V25H91ZM95 27H96V26H95ZM101 27H100V28H101ZM107 27H108V26H107ZM114 27H115V26H114ZM117 27H118V26H117ZM125 27H124V28H125ZM127 27H128V25H127ZM127 27H126L125 31H124V29L122 28V33L119 34V32L117 31L118 33H117V32L114 33V34H116V36H113V34H111V36H113V37H117V34H118L119 36H120L121 34L123 35V34H124L123 32L126 33V30L128 29ZM200 27H201V26H200ZM210 27H212V26H210ZM222 27H223V26H221V27L219 26L218 29H220V28L223 29ZM224 27H225V26H224ZM236 27H237V26H236ZM236 27H235V28H232V27H231L233 30L230 29V31H227V32L225 33V35H232V36H230V37H234V38H236L234 34L237 35V34L241 33V32H242L246 27H248V26L241 25V26H239V27H237V28H236ZM251 27H252V26H251ZM1 28H2V27H1ZM27 28H28V26H27ZM34 28H35V27H34ZM34 28L31 29V30H34ZM42 28H43V27H42ZM70 28H73V27L71 26ZM74 28H75V27H74ZM104 28H105V27H104ZM119 28H120V22H119ZM136 28H137V27H136ZM136 28H135L134 30H136ZM196 28H197V27H196ZM207 28H208L207 30H209V27H207ZM212 28H213V27H212ZM256 28H257V30H253L254 28H252V30H253V31H258V27H256ZM260 28H261V27H260ZM18 29H19V28H18ZM18 29H17V30H18ZM28 29H29V28H28ZM45 29H46V28H45ZM47 29H48V28H47ZM47 29H46V30H47ZM49 29L51 30L52 28H49ZM49 29L47 30V33H48ZM67 29H68V28H66V30H67ZM76 29H79V27L76 28ZM76 29H75V30H76ZM80 29H81V28H80ZM90 29H91V28H90ZM90 29H88L89 32H87V33L84 32L85 35L87 34L86 36H88L89 33L91 32ZM113 29L116 31L117 28H116V29L113 28ZM130 29H129V30H130ZM137 29H138V28H137ZM203 29H204V28H203ZM215 29H216V28H215ZM215 29H214L213 31H216ZM227 29H228V28H227ZM246 29H247V28H246ZM249 29H251V28H249ZM3 30H4V28H3ZM9 30H11V27H10ZM35 30H36V29H35ZM64 30H65V28H64ZM66 30H65V32H66ZM72 30H73V29H72ZM88 30H87V31H88ZM92 30H94V31L97 30L98 32L102 31V29L99 31L98 28H97V29H92ZM111 30H112V29H111ZM111 30H107V29L105 30V29H104L103 31H104V33H105V36H106V32L109 31L108 33H110ZM114 30H113V32H114ZM129 30H127V31H128L127 33H129ZM132 30H133V29H132ZM132 30H130V31H132ZM200 30H201V28H200ZM211 30H212V29H211ZM211 30H210V31H211ZM223 30H225V29H223ZM247 30H248V29H247ZM18 31H19V30H18ZM37 31H38V30H37ZM37 31H35V34H36ZM84 31H86V30H84ZM119 31H121V29H119ZM197 31H198V30H197ZM202 31H203V30H202ZM204 31H205V30H204ZM225 31H226V30H225ZM1 32H2V30L0 31V33H1ZM4 32H5V31H4ZM7 32H8V31H7ZM7 32H6V35H7ZM13 32H14V31H13ZM16 32H17V31H16ZM16 32H15V33H16ZM65 32H64V34H65ZM73 32H74V31H73ZM98 32H96V33H97V34H100V33H98ZM194 32H195V31H194ZM198 32H199V31H198ZM205 32H206V31H205ZM31 33H32V32H31ZM75 33H76V32H75ZM104 33H103V37H104ZM108 33H107V34H108ZM183 33H184V32H183ZM192 33H193V32H192ZM200 33L203 34L204 32H200ZM200 33H199V34H200ZM207 33L210 34L209 31H207ZM217 33H218V32H217ZM249 33H250V32H249ZM249 33L247 32V34H246V32H245L244 34H243V33H242V34H243V35H245V34L248 35ZM251 33H252V32H251ZM254 33H255V32H254ZM258 33H259V31H258ZM9 34H10V33H9ZM9 34H8V35H9ZM11 34H12V32H11ZM13 34H14V33H13ZM72 34H73V33H72ZM81 34H83V33H81ZM84 34H83V35H84ZM91 34H92V33H91ZM91 34H90V35H91ZM94 34H95V33L93 32L92 35H94ZM176 34H177V32H176ZM179 34H180V33H179ZM185 34H187V33L185 32ZM185 34H184V36H185ZM199 34H198V35H199ZM202 34H201V35H202ZM204 34H205V33H204ZM204 34H203V35H204ZM214 34L216 35V32H215ZM218 34H219V33H218ZM221 34H222V33H221ZM223 34H224V33H223ZM242 34H240V36L238 35L237 38L240 37V39L244 40L243 37L241 38V35H242ZM252 34H253V33H252ZM47 35H48V34H47ZM75 35H76V36H75ZM75 35L73 34L72 36H73V37H74V36H75V37H78V36H80V33H79V35H78V34H75ZM77 35H78V36H77ZM83 35H82V36H83ZM90 35H89L88 37H90ZM92 35H91V38L93 37ZM108 35H109V34H108ZM122 35H121V36H122ZM124 35H125V34H124ZM181 35H182V34H180L179 37H180ZM187 35H188V34H187ZM194 35H195V33H194ZM196 35H197V34H196ZM198 35H197V36H198ZM205 35H206V34H205ZM205 35L202 36V38L199 37V36H198V37L200 38V40H203V38H204V40H205ZM211 35H212V36H211ZM215 35L210 34L211 37H213V36H215ZM225 35H224V36H225ZM233 35H234V36H233ZM243 35H242V36H243ZM253 35H255V34H253ZM64 36H65V35H64ZM69 36H70V35H69ZM69 36H68V37H69ZM72 36H71V37H72ZM82 36H81V37H82ZM119 36H118V37H119ZM171 36H172V34H171ZM174 36H175V35H174ZM184 36H183V37H184ZM189 36H190V35H189ZM192 36H193V34H192ZM208 36H209V35H208ZM208 36L206 35L207 40H208V38H209ZM219 36H221V35H219ZM219 36L216 35L217 38H219ZM224 36H223V37L221 36V37L224 38ZM248 36H249V35H248ZM73 37H72V38H73ZM88 37H87V38H88ZM97 37H98V35H97ZM177 37H178V35H177ZM186 37H187V36H186ZM211 37H210V38H211ZM216 37H215V38H216ZM244 37H245V36H244ZM65 38H66V36H65ZM83 38H84V40H86V37H83ZM91 38H90V39H91ZM105 38H107V37H105ZM171 38H172V37H171ZM175 38H176V37H175ZM188 38H190V37H188ZM188 38H187V40H188ZM192 38H193V37H192ZM195 38H196V36H195ZM109 39H110V38H109ZM79 40H80V38H79ZM165 40H166V39H165ZM178 40H179V38H178ZM178 40H176V42H179ZM181 40H182V37H181ZM184 40H185V38H184ZM184 40H183V43H184ZM197 40H198V38H197ZM230 40H231V38H230ZM163 41H164V40H163ZM173 41H174V40H173ZM224 41H225V40H224ZM168 42H170V41H168ZM168 42H166V45L168 44ZM187 42H188V41H187ZM195 42H196V40H195ZM195 42H193V43H195ZM206 42H207V41H206ZM208 42H209V41H208ZM208 42H207V43H208ZM210 42H211V41H210ZM214 42H215V41H214ZM214 42H213V43H214ZM220 42H221V40L218 41V43L215 42V43H216L215 45H217V44L221 45ZM229 42H230V41H229ZM136 43L138 44V42H136ZM159 43L162 44V42H159ZM164 43H165V41H164ZM164 43H163V44H164ZM173 43H174V45L176 44L175 42H173ZM189 43H191V42H189ZM189 43H188V44H189ZM198 43L202 44L201 41L198 42ZM222 43H223V41H222ZM227 43H228V42H227ZM137 44L134 43L135 46H137ZM156 44L158 45V43H156ZM163 44H162V45H163ZM177 44H178V43H177ZM177 44H176V45H177ZM179 44H182V43H179ZM184 44H185V43H184ZM191 44H192V43H191ZM191 44H190V45H191ZM91 45H92V44H90V47L93 46V45H92V46H91ZM132 45H133V44H132ZM138 45H139V44H138ZM153 45H154V44H153ZM159 45H160V44H159ZM164 45H165V44H164ZM166 45H165V46H166ZM170 45H171V43H170ZM192 45H193V44H192ZM196 45H197V43H196ZM204 45H205V44H204ZM207 45H209V44H207ZM215 45H214V44H213V45L211 44V46H215ZM223 45H225V44L223 43ZM86 46H87V45H85L84 48H85ZM88 46H89V45H88ZM88 46H87V47H88ZM151 46H152V45H151ZM151 46H150V47H151ZM165 46H164V47H165ZM168 46H169V45H168ZM180 46H181V45H180ZM185 46H189V45H186V44H185ZM193 46H194V45H193ZM200 46H201V45H199V47H200ZM202 46H203V45H202ZM205 46H206V45H205ZM225 46H226V45H225ZM87 47H86V49H87ZM90 47H88L89 50H90ZM139 47L142 48V46H140V45H139ZM145 47H146V46H145ZM158 47H160V46H158ZM170 47H171V46H170ZM170 47H169V49H170ZM178 47H179V46H178ZM181 47H182V46H181ZM82 48H83V47H82ZM82 48H81V50H82ZM84 48H83V49H84ZM134 48H135V47H133V50H136V49H134ZM137 48H138V46H137ZM151 48H154V46L151 47ZM155 48H156V46H155ZM160 48H161V47H160ZM171 48H172V47H171ZM176 48H177V47H176ZM179 48H180V47H179ZM183 48H184V47H183ZM183 48H182V49H183ZM206 48H207V47H206ZM210 48H211V47H210ZM79 49H80V48H79ZM92 49H95V48L92 47V48H91V51H92ZM96 49H97V48H96ZM161 49H162V48H161ZM161 49H159V51L163 52L164 50L162 49V50H163V51H162ZM166 49H167V48H166ZM166 49H165V50H166ZM196 49H197V48H196ZM212 49H213V47H212ZM77 50H78V49H77ZM81 50H80V52H81ZM133 50H132V51H133ZM156 50L158 51V49H156ZM173 50H175L174 47L172 48V51H173ZM75 51H76V49H75ZM75 51H74V52H75ZM83 51H85V50H83ZM91 51H90V52H91ZM100 51H101V50H100ZM100 51H99V52H100ZM102 51H103V49H102ZM137 51H139V49H138ZM157 51H156V53H157ZM169 51H171V50H169ZM175 51H176V50H175ZM179 51H180V49H179ZM88 52H89V51H88ZM90 52H89V54H86V53H87V51H86V53H84L85 57L88 56V55H90ZM95 52H96V51H95ZM97 52H98V51H97ZM104 52H105V50H104ZM104 52H102L103 55H102V53L100 52L101 55H102V58H103V56H105V55H106L105 57H107V55H108V56L110 55V54H104ZM106 52H107V51H106ZM135 52H136V51H135ZM135 52H134V53H135ZM145 52H146V51H145ZM150 52L154 53V51H150ZM161 52H159V53L161 54ZM72 53H73V52H72ZM91 53H92V52H91ZM107 53H108V52H107ZM134 53H133V54H134ZM152 53H151V55H152ZM159 53L157 54L158 56H159ZM164 53H165V52H164ZM166 53H167V52H166ZM166 53H165V54H166ZM172 53H173V52H172ZM172 53H171V55H172ZM175 53H176V52H175ZM175 53H174V54H175ZM177 53H178V52H177ZM73 54H75V53H73ZM73 54H69V55H73ZM76 54H78V56H79V54H81V53H78V52L76 51ZM93 54H94V52L92 53V55H93ZM98 54H99V53H98ZM133 54L131 53L130 56H132ZM154 54H155V53H154ZM154 54H153V55H154ZM67 55H68V54H67ZM81 55H82V54H81ZM94 55H95L96 58H97L96 53H95ZM94 55H93V56H94ZM151 55H149L148 53H145V56H143V60L146 59V61L143 63L144 65H145V64L150 65V64L152 63V61H153L154 59L152 58ZM155 55H156V54H155ZM155 55H154L153 57H155ZM157 55H156V56H157ZM168 55H169V52H168ZM65 56H66V55H65ZM76 56H77V55H76ZM134 56H135V55H134ZM134 56H132L131 58H132V59H135V58H133ZM158 56H157V57H158ZM161 56H162V54H161ZM58 57H59V56H58ZM58 57H57V58H58ZM70 57H71V56H70ZM74 57H75V56H74ZM82 57H84V56L82 55ZM85 57H84V58H85ZM88 57H89L88 59H90V57L92 58V56H88ZM136 57H137V56H136ZM144 57H146V58H144ZM163 57H164V56H163ZM64 58H65V57H64ZM67 58H68V56H67ZM75 58H76V57H75ZM75 58H73V59H75ZM77 58H78V57H77ZM99 58H100V55H99ZM107 58H109V57H107ZM126 58H127V57H126ZM129 58H130V57H129ZM158 58H160V56H159ZM158 58H157V59H158ZM53 59H54V58H53ZM55 59H56V58H55ZM55 59H54V60H55ZM69 59L72 61L71 58H69ZM81 59H82V58H80V60H81ZM97 59H98V58H97ZM103 59H104V58H103ZM132 59H131V60H132ZM157 59H156V60H157ZM161 59L163 60V58H161ZM165 59H166V58H165ZM168 59H169V58H168ZM57 60H58V59H57ZM66 60L68 61V59H66ZM70 60H69V61H70ZM75 60H76V59H75ZM75 60H74V61H75ZM78 60H79V59H78ZM82 60H83V59H82ZM84 60H86V58H85ZM90 60H91V59H90ZM99 60H100V59H99ZM105 60H106V59H105ZM126 60L128 61V60H130V59H126ZM158 60H159V59H158ZM55 61H56V60H55ZM61 61H62V62H63V61L65 62V59H63V60H61ZM61 61H60V62H61ZM76 61H77V60H76ZM87 61H88V60H86L85 63L88 64ZM95 61H96V59H95ZM141 61H142V60H141ZM141 61H140V63H138V64H141ZM159 61H160V60H159ZM165 61H166V60H165ZM242 61H243V60H242ZM252 61H253V63H252ZM252 61H251L250 66H253L252 64H255L254 60H252ZM256 61L259 62V61H262V59L259 60V61H258V59H257ZM57 62H58V61H57ZM60 62H59V63H60ZM62 62H61V63H62ZM92 62H93V60H92ZM100 62H101V60H100ZM156 62H157V61H156ZM163 62H164V60H163ZM213 62H214V60H213ZM236 62L238 63V61H236ZM257 62H256V63H257ZM61 63H60V65H57V64H54V65H57V68L60 67V68L62 69V67H63L64 65L61 67ZM68 63H69V62H68ZM75 63H77V62H75ZM75 63L73 62L72 64L75 65ZM167 63L169 64V62H167ZM172 63H173V61H172ZM261 63H262V62H261ZM263 63H264V62H263ZM62 64H63V63H62ZM69 64H70V63H69ZM69 64H68V65H69ZM81 64H82V63H81ZM89 64H90V61H89ZM160 64H161V62H160ZM162 64H163V63H162ZM162 64H161V66H162ZM168 64H167V67H168ZM204 64H205V63H203V65H204ZM209 64H210V63H209ZM213 64H216V63H213ZM213 64H211V65H213ZM217 64H219V63H217ZM229 64H230V63H229ZM229 64L225 63V65H227V67H228ZM239 64H240V62H239ZM258 64H259V63H258ZM54 65H53V66H54ZM83 65H85V64H83ZM91 65H92V64H91ZM151 65H152V64H151ZM151 65H150V66H151ZM157 65H159V62L157 63ZM169 65H170V64H169ZM171 65H173V64H171ZM171 65H170V67H171ZM219 65H220V64H219ZM219 65H218V66H219ZM223 65H224V63H223ZM223 65H222V66H223ZM230 65H231V64H230ZM245 65H246V64H245ZM247 65H248V64H247ZM255 65H256V64H255ZM263 65H264V64H263ZM53 66H52V67H53ZM65 66H67V64H66ZM77 66H78V65H77ZM161 66H158V68H156V70L158 69V71H159V69H160V72L157 71L159 74H160L163 70H165V68H166V64H165V68H164V69H161V68H162ZM176 66H178V65H176ZM176 66H175V68H176ZM201 66H202V65H201ZM204 66L207 67L206 65H204ZM213 66H215V65H213ZM213 66H212L211 69H213V68L216 67V66H215V67H213ZM218 66H217V67H218ZM222 66H221V68H224V67H225V66H224V67H222ZM235 66H236V65H235ZM237 66H238V64H237ZM250 66H249V67H250ZM52 67H51V68H52ZM54 67H55V66H54ZM54 67L52 68V72L56 69V68L54 69ZM73 67H74V66H73ZM87 67H88V66H87ZM94 67H96V66H94ZM147 67H148V66H147ZM153 67H154V66H153ZM159 67H161V68H159ZM163 67H164V66H163ZM179 67H181V66H179ZM182 67H183V66H182ZM199 67H200V66H199ZM217 67H216V68H217ZM227 67H225V68H227ZM232 67H233V64H232ZM246 67H247V66H245V69H249V67H247V68H246ZM259 67H260V66H259ZM51 68H50V69H51ZM64 68H65V67H64ZM84 68H85V67H84ZM96 68H97V67H96ZM145 68H146V66H145ZM148 68H149V67H148ZM154 68H155V67H154ZM154 68H153V70H154ZM173 68H174V67H173ZM175 68L173 69V71L175 70ZM186 68H187V67H186ZM190 68H191V67H190ZM190 68H189V69H190ZM193 68H194V66H193ZM201 68H202V67H201ZM207 68H208V67H207ZM236 68H237V67H236ZM240 68H242V66H241ZM260 68H261V67H260ZM53 69H54V70H53ZM61 69H60V70H61ZM94 69H95V68H94ZM171 69H172V67H171ZM176 69H177V68H176ZM179 69H181V68H179ZM179 69H178V70H179ZM189 69H188V71H189ZM195 69H196V68H195ZM199 69H200V68H199ZM199 69H198V67H197L196 70H199ZM217 69H218V68H217ZM232 69L234 70V68H232ZM232 69H231L230 71H229V69H228V71L231 72V71H233ZM242 69H243V68H242ZM245 69H243V70H245ZM251 69H252V68L250 67V70H251ZM256 69H257V68H256ZM62 70H64V69H62ZM97 70H98V69H97ZM156 70H155V72H156ZM168 70H169V67H168ZM168 70H167V71H168ZM208 70H209V69H208ZM214 70H215V69H214ZM221 70H222V71H221ZM221 70H220L221 73H224V75H225V74H226L225 72H227V71L223 72L224 70H223V69H221ZM238 70H239L238 72H240L241 69H238ZM257 70H258V69H257ZM260 70H261V69H260ZM260 70H258V71H260ZM64 71H65V70H64ZM91 71L93 72V68H92ZM91 71H89V72H91ZM94 71H95V70H94ZM146 71H149V72L151 71V72H152V70H150V68H149V70H146ZM165 71H166V70H165ZM169 71H171V70H169ZM169 71H168V72H169ZM173 71H172V73H173ZM180 71H181V70H180ZM183 71H185V70H183ZM191 71H193V70H191ZM191 71H189V72L191 73ZM199 71H201V70H199ZM202 71H204V70H202ZM202 71H201V72H202ZM216 71H217V70H216ZM218 71H219V70H218ZM218 71H217V72H218ZM236 71H237V70H236ZM241 71H242V70H241ZM252 71H254V69H253ZM263 71H264V69H263ZM56 72H57V70H56ZM56 72H54V73H56ZM89 72H88V75H91V73L89 74ZM96 72H98V71H96ZM151 72H150V74L153 75V73H151ZM175 72H176V71H175ZM186 72H187V71H186ZM193 72H194V71H193ZM195 72L197 73L198 71H195ZM195 72H194V73H195ZM205 72H207V71H205ZM205 72H204V73H205ZM212 72H213V71H212ZM212 72L210 71V73H209V72H208V73H209L210 75H213L214 73L212 74ZM214 72H215V71H214ZM217 72H215V73H217ZM229 72H227V73H229ZM234 72H235V71H234ZM238 72H237V73H238ZM260 72H261V71H260ZM60 73H61V72H60ZM62 73H63V72H62ZM83 73L85 74L86 71L83 72ZM94 73H95V72H94ZM158 73H157V74H158ZM162 73H163V72H162ZM164 73H165V72H164ZM169 73H171V72H169ZM208 73H206L207 76L209 75ZM231 73H233V72H231ZM231 73H230V74H231ZM241 73H244V72H241ZM249 73H250V72H249ZM252 73H253V72H252ZM257 73H258V72H257ZM32 74H33V73H32ZM32 74H31V75H32ZM95 74H96V73H95ZM154 74H155V73H154ZM165 74H168V73L166 72ZM165 74H163V75H165ZM174 74H175V73H174ZM177 74H179V73L176 72V75H177ZM180 74H181V73H180ZM183 74H184V73H183ZM188 74H189V73H188ZM188 74H187V75H188ZM198 74H199V73H198ZM200 74H201V73H200ZM200 74H199V75H200ZM230 74H226V77H227L228 75H230ZM246 74H247V73H246ZM33 75H34V74H33ZM57 75H58V74H57ZM85 75H86V74H85ZM88 75H87V76H88ZM148 75H149V74H148ZM151 75H150V76H151ZM155 75H156V74H155ZM160 75H162V74H160ZM168 75H169V74H168ZM172 75H173V74H172ZM172 75H171V76H172ZM190 75H191V74H190ZM190 75H189V76H190ZM217 75H220V73H217ZM221 75H222V74H221ZM224 75H223V76H224ZM233 75H234V74H233ZM237 75H238V74H237ZM243 75L245 76V74H243ZM250 75H251V74H249V76H250ZM255 75H256V74H255ZM259 75H260V74H259ZM29 76H30V75H29ZM93 76H94V75H93ZM146 76H147V75H146ZM153 76H154V75H153ZM156 76H157V75H156ZM156 76H155V77H156ZM174 76H175V75H174ZM179 76H180V75H179ZM189 76L186 77V75H185V78H183V79L186 81V79L189 78ZM196 76H197V75H196ZM213 76H214V75H213ZM213 76H212V77H213ZM247 76H248V75H247ZM24 77H26V76H24ZM30 77H32V76H30ZM56 77H58V76H56ZM60 77H61V75H60ZM60 77H59V78H60ZM89 77H90V76H89ZM96 77H97V76H96ZM99 77H101V76H99ZM147 77H149V76H147ZM155 77H154V78H155ZM158 77H159V76H158ZM158 77H157V78H158ZM169 77H170V76H169ZM180 77H182V76H180ZM199 77H200V76H199ZM203 77H206V76L204 75ZM212 77H211V79H212ZM214 77H215V76H214ZM217 77H219V76H217ZM233 77H235V76H233ZM236 77H237V76H236ZM251 77H252V76H251ZM22 78H23V77H22ZM26 78H28V77H26ZM63 78H64V77H63ZM63 78H61V79H63ZM84 78H86L85 80H87V77H86V76H85ZM93 78H94V77H93ZM93 78H91V79H93ZM157 78H156V79H157ZM161 78H162V76H161ZM165 78H166V75H165ZM170 78H171V77H170ZM195 78H197L198 80L200 79V78H198V77H195ZM195 78H194V79H195ZM223 78H225V77H223ZM223 78H220V80H222ZM227 78H228V77H227ZM241 78H242V81H243V79H244L243 76H242ZM246 78H249V77H245V79H246ZM61 79H60V80H61ZM94 79H95V78H94ZM100 79H101V78H100ZM100 79H99V80H100ZM148 79H149V78H148ZM150 79H152V77H151ZM150 79H149V80H150ZM156 79H155V81H156ZM158 79L160 80V78H158ZM163 79H164V77H163ZM163 79H162V80H163ZM168 79H169V78H168ZM171 79H172V78H171ZM173 79H174V78H173ZM183 79H181V80L183 81ZM192 79H193V77H192ZM214 79H215V78H214ZM228 79H229V78H228ZM233 79H234V78H233ZM239 79H240V78L237 77L236 80L239 81ZM245 79H244V80H245ZM57 80H59V79L57 78ZM88 80H89V79H88ZM88 80H87V81H88ZM99 80L97 79L98 82H99ZM144 80H147V79L144 78ZM175 80H176V79H175ZM178 80H179V79H178ZM178 80H177V81H178ZM181 80H179V82H180ZM195 80H196V79H195ZM200 80H201V79H200ZM204 80H205V79H204ZM207 80H209V79L207 78L206 81H207ZM212 80H213V79H212ZM215 80H217V79H215ZM220 80H219V81H220ZM229 80H232V79L230 78ZM246 80H247V79H246ZM246 80H245V81H246ZM253 80H254V79H253ZM87 81H86V82H87ZM89 81H90V80H89ZM92 81L94 82V80H92ZM92 81H91V82H92ZM100 81H101V80H100ZM147 81H148V80H147ZM147 81H146V82L144 81V82H145V83H148ZM163 81H164V80H163ZM163 81H161V82H163ZM165 81H167V80H165ZM185 81H183V82L185 83ZM189 81H191V78L189 79ZM189 81H188V80L186 81V82H187L186 85H188V82H189ZM193 81H194V80H193ZM209 81H210V80H209ZM209 81H207V83H208ZM213 81H214V80H213ZM227 81H228V80H226V83H227ZM245 81H244V82H245ZM247 81L249 82V80H247ZM250 81H251V80H250ZM259 81H262V80L260 79ZM152 82H153V80H152ZM157 82H160V81L157 80L156 83H157ZM170 82H171V81H170ZM170 82H169V84L172 85ZM202 82H204V81H202ZM217 82H218V81H216V83H217ZM220 82H221V81H220ZM239 82H240V81H239ZM252 82H254V81H252ZM96 83H97V82H94V85H95ZM165 83H166V82H165ZM173 83H175V82H173ZM189 83H190V82H189ZM191 83H192V82H191ZM193 83H195V82H193ZM197 83H198V81H197ZM197 83H196V84H197ZM207 83H205V84H207ZM209 83H210V82H209ZM226 83H225V84H226ZM235 83H236V82H235ZM240 83H241V82H240ZM242 83H243V82H242ZM84 84H86V83L84 82ZM88 84H91V83H88ZM99 84H100V83H99ZM139 84H140V83H139ZM142 84H143V83H142ZM152 84H153V83H152ZM152 84H151V85H152ZM158 84H159V83H158ZM162 84H163V83H162ZM180 84L182 85V82H181ZM201 84H202L201 81H199V84H197V85L193 84V86L195 85L194 87H196V86L198 87V86L201 85ZM212 84H213V83H211V86H214V84H213V85H212ZM218 84H219V82H218ZM228 84L230 85L231 83H228ZM246 84H247V83H246ZM252 84H253V83H252ZM258 84H259V82H258ZM91 85H92V84H91ZM140 85H141V84H140ZM144 85H145V84H144ZM144 85H142V86H144ZM147 85H148V84H147ZM153 85H154V84H153ZM202 85H203V84H202ZM221 85H222V84H221ZM221 85L219 84V86H221ZM223 85H224V84H223ZM229 85H228V87H230ZM232 85H234V84H231V86H232ZM237 85H238V84H237ZM240 85H241V84H240ZM260 85H261V84H260ZM260 85H259V86H260ZM262 85H263V84H262ZM89 86H90V85H88L87 88H88ZM126 86H127V85H126ZM126 86H125V88H126ZM133 86H134V85H131V87H133ZM163 86H164V85H162V88H163ZM172 86H175V85H172ZM219 86H218V87H219ZM251 86H252V85H251ZM251 86H250V88H251ZM257 86H258V85H257ZM257 86H256V87H257ZM123 87H124V86H123ZM127 87H128V86H127ZM129 87H130V85H129ZM129 87H128V88H129ZM134 87H135V86H134ZM138 87L141 88V86H139V85H138ZM144 87H145V86H144ZM148 87H149V86H148ZM169 87H170V86H169ZM177 87H178V83H177ZM179 87H180V86H179ZM179 87H178V88H179ZM202 87H203V86H202ZM236 87H237V86H236ZM241 87H242V86H241ZM241 87H238L239 90H240ZM244 87H245V86H244ZM244 87H243V89H244ZM246 87H247V86H246ZM248 87H249V86H248ZM253 87H255V86H253ZM253 87H252V89H253ZM261 87H262V86H261ZM90 88H92V87H90ZM146 88H147V87H145V89H146ZM150 88H151V87H150ZM154 88L157 89V87H154ZM159 88H160V89H159ZM162 88H161V86L158 87V89H159L158 92H160V90H161ZM165 88H166V87H165ZM174 88H176V87H174ZM185 88H188V87L185 86ZM191 88H192V87H191ZM191 88H190V89H191ZM206 88H207V87H206ZM208 88H209V87H208ZM213 88H214V87H213ZM216 88H217V86L215 87V89H216ZM231 88H232V87H231ZM137 89H138V88H137ZM137 89H133V90H137ZM142 89H143V88H142ZM147 89H148V88H147ZM151 89H153V88H151ZM156 89H155V90H156ZM166 89H167V88H166ZM180 89H181V88H180ZM188 89H189V88H188ZM194 89H195V88H194ZM199 89H201V88H199ZM210 89H211V87H210ZM217 89H219V88H217ZM225 89H226V88H225ZM228 89H229V88H228ZM241 89H242V88H241ZM252 89H251V90H252ZM119 90H120V89H119ZM121 90L123 91V89H121ZM121 90H120V92H122ZM126 90H127V89H126ZM130 90H131V89H130ZM153 90H154V89H153ZM153 90H152V91H153ZM163 90H164V89H163ZM169 90H170V89H169ZM173 90H175V89H173ZM183 90H184V89H183ZM191 90H192V89H191ZM202 90H203V89H202ZM208 90H209V89H208ZM233 90H234V89H233ZM259 90H260V89H259ZM263 90H264V89H263ZM131 91H132V90H131ZM140 91H141V90H140ZM142 91H143V90H142ZM147 91H148V90H147ZM152 91L150 90V92H152ZM166 91H168V90H166ZM175 91H176V90H175ZM179 91H180V90H179ZM200 91H201V90H200ZM204 91H205V89H204ZM206 91H207V90H206ZM210 91H211V90H210ZM245 91L247 92V90H245ZM254 91H255V90H254ZM260 91H262V90H260ZM260 91H259V93H260ZM94 92H96V91H94ZM127 92H129V91H127ZM127 92H124V93L126 94ZM154 92H155V91H154ZM156 92H157V90H156ZM158 92H157V94H158ZM172 92H173V91H172ZM177 92H178V89H177ZM187 92H188V91H187ZM198 92H199V91H198ZM207 92H209V91H207ZM211 92H212V91H211ZM211 92H210V93H211ZM213 92H214V91H213ZM229 92H230V91H229ZM229 92H228V94H229ZM235 92H236V90H235ZM243 92H244V91H243ZM248 92H249V91H248ZM263 92H264V91H263ZM89 93H90V92H89ZM89 93H88V94H89ZM118 93H119V92H118ZM122 93H123V92H122ZM124 93H123V94H124ZM135 93H136V92H135ZM161 93H162V91H161ZM161 93H160V94H161ZM163 93H164V92H163ZM174 93H175V92H174ZM195 93H196V92H195ZM203 93H204V92H203ZM259 93H258V95H259ZM92 94H93V91H92ZM92 94H91V95H92ZM123 94H122V95H123ZM128 94H129V93H128ZM130 94H133V93L130 92ZM148 94H149V95H148L149 97L146 95L148 98H147V97L145 98V100L147 101V102H146V105H148L147 103H151V102H153L152 100H151V101L149 100V99H150V93H148ZM168 94H169V95H172V94H170V93H168ZM176 94H177V93H176ZM193 94H194V93H193ZM196 94H197V93H196ZM217 94H218V93H216V96H217ZM230 94H231V93H230ZM230 94H229V95H230ZM232 94H233V93H232ZM246 94H247V93H246ZM246 94H244V95H246ZM249 94H250V93H249ZM251 94L253 95V93H251ZM261 94H263V93H261ZM91 95H90V96H91ZM95 95L97 96V94H95ZM155 95H156V94H155ZM155 95H152L153 98H154ZM163 95H164V94H163ZM166 95H167V93L165 94V96H166ZM181 95H183V94H181ZM184 95L186 96V94H184ZM184 95H183V96H184ZM191 95H192V94H191ZM191 95H189V96H191ZM198 95H199V94H198ZM201 95H203V94H201ZM211 95H212V94H211ZM213 95H214V94H213ZM218 95H219V94H218ZM221 95H222V94H221ZM224 95H226V94H224ZM233 95H234V94H233ZM240 95H241V93H240ZM242 95H243V94H242ZM244 95H243V97H242V100H243V98H244ZM255 95H256V94H254V96H252V97L254 98ZM127 96H128V95H127ZM144 96H145V95H144ZM165 96H164V97H165ZM167 96H168V95H167ZM167 96H166V99H167ZM173 96H174V95H173ZM176 96H177V95H176ZM179 96H180V95H179ZM183 96H181V97H183ZM203 96H204V95H203ZM206 96H207V95H206ZM234 96H235V95H234ZM263 96H264V95H263ZM92 97H93V96H92ZM118 97L122 98L121 96H118ZM134 97H135V96H134ZM142 97H143V96H142ZM142 97H141V98H142ZM170 97H171V96H170ZM193 97H195V96H193ZM197 97H198V96H197ZM201 97H202V96H201ZM201 97H200V98H201ZM221 97H222V96H221ZM223 97H224V96H223ZM225 97H227V96H225ZM228 97H229V96H228ZM230 97H231V96H230ZM235 97H236V96H235ZM235 97H232V98H235ZM237 97H238V96H237ZM237 97H236V98H237ZM246 97L249 99L251 96H246ZM246 97H245V99H247ZM257 97H260L259 99H261V95H260V96H257V95H256L255 98H257ZM97 98H98V97H97ZM97 98H96V99H97ZM99 98H101V96H100ZM102 98H103V97H102ZM115 98H117V97H115ZM127 98H129V97H127ZM139 98H140V97H139ZM143 98H144V97H143ZM188 98H189V97H188ZM190 98H192V97H190ZM190 98H189V99H190ZM204 98H205V97H204ZM207 98H208V97H207ZM207 98H205V99H207ZM236 98H235V99H236ZM240 98H241V96H240L238 99H240ZM262 98H264V97H262ZM94 99H95V98H94ZM94 99H93V100H94ZM113 99H114V98H113ZM132 99H133V98H132ZM132 99H128V100H127V99H125V100L123 99V100H124L123 103H127L126 106H123V110H124V112L126 111V109H129V108H131V107L134 106L135 103H134V104H133V103L131 104ZM135 99H137V98H135ZM151 99H152V98H151ZM162 99H163V98H162ZM166 99H163V100H166ZM175 99H176V98H175ZM183 99H184V98H183ZM183 99H182V100H183ZM186 99H187V98H186ZM192 99H193V98H192ZM205 99H203V100H205ZM208 99H209V98H208ZM238 99H237V101H238ZM257 99H258V98H257ZM259 99H258V100H259ZM105 100H106V99H105ZM105 100H104V101H105ZM109 100H110V99H109ZM111 100H112V99H111ZM111 100H110V101H111ZM138 100H139V99H138ZM155 100H156V98H155ZM157 100H158V99H157ZM163 100H162V101H163ZM172 100H173V99H172ZM172 100H171V101H172ZM180 100H181V99H180ZM193 100H194V99H193ZM195 100L197 101V99H195ZM214 100H215V99H214ZM214 100H211V102H212V101L214 102ZM225 100H226V99H225ZM227 100H230V98L227 99ZM231 100L234 101L233 99H231ZM250 100H251V98H250L248 101H250ZM252 100H253V99H252ZM254 100H255V99H254ZM263 100H264V99H262V101H263ZM120 101H121V100H120ZM133 101H135V100L133 99ZM148 101H150V102H148ZM159 101H161V99H160ZM173 101H175V100H173ZM189 101H190V100H189ZM191 101H192V100H191ZM205 101H207V100H205ZM246 101H247V100H246ZM246 101H244V102H246ZM255 101H256V100H255ZM260 101H261V100H260ZM102 102H103V101H102ZM102 102H101V104L104 103V102H103V103H102ZM108 102H109V101H108ZM108 102H107V103H108ZM111 102H113V101H111ZM111 102H110V103H111ZM114 102H115V100H114ZM163 102L165 103V101H163ZM168 102H169V100H168ZM176 102L178 103L179 101H176ZM208 102H210V101H208ZM216 102H217V101H216ZM216 102H215V103H216ZM222 102H223V100H222L221 102H219V103H222ZM224 102H225V101H224ZM227 102H229V101H227ZM227 102H226V104H227ZM230 102H231V101H230ZM240 102H241V101H240ZM93 103H94V102H93ZM95 103H96V101H95ZM97 103H98V101H97ZM110 103H109V104H110ZM119 103H120V102H119ZM144 103H145V102H144ZM144 103L142 102V105H143ZM155 103H157V102H155ZM172 103H173V102H172ZM174 103H175V102H174ZM174 103H173V105H174ZM179 103H180V102H179ZM185 103H186V102H185ZM192 103H193V102H192ZM197 103H199V102H197ZM201 103H202V102H201ZM203 103H204V102H203ZM203 103H202V104H203ZM253 103H254V102H253ZM253 103H252V104H253ZM256 103H257V102H256ZM115 104H116V103H115ZM115 104H114V105H115ZM117 104H118V103H117ZM120 104H121V103H120ZM159 104H160V103H159ZM166 104H167V103H166ZM170 104H171V103H170ZM208 104H209V103H208ZM238 104H239V102H238ZM247 104H248V102H247ZM247 104H246V105H247ZM250 104H251V102H250ZM93 105H94V104H93ZM97 105H98V104H97ZM104 105H107V104H104ZM121 105H122V104H121ZM123 105H124V104H123ZM136 105H137V104H136ZM153 105H155V104H153ZM157 105H158V103H157ZM162 105H164V104L162 103ZM167 105H168V104H167ZM184 105H185V104H184ZM188 105H189V104H188ZM193 105H194V104H193ZM217 105H218V104H217ZM220 105H221V104H220ZM222 105H223V104H222ZM222 105H221V106H222ZM227 105H228V104H227ZM240 105H241V104H240ZM244 105H245V103H244L242 106H244ZM257 105H259L262 109H263V107H264V104H262V103L260 104V102H258ZM98 106H99V105H98ZM101 106H102L104 109H105V107H106V106L104 107L103 105H101ZM108 106H109V105H108ZM115 106H116V105H115ZM115 106H114V107H115ZM139 106H140V104H139ZM143 106H144V105H143ZM148 106H149V105H148ZM150 106H151V105H150ZM158 106L161 107V105H158ZM191 106H192V105H191ZM191 106H190V107H191ZM195 106H196V105H195ZM195 106H192V108H193V107H194V108H193V110H191V111H193V114H191L192 112H190V115H191V116H190V119H191V120H194V121H197V122L201 120V122H203L202 120H206V118H207V114H208L209 112H208V111H207L208 113H207V112H204V111L202 112V106L200 105V103H199L196 107H195ZM204 106H205V105H204ZM206 106H208V105H207V102H206ZM221 106H220V107H221ZM232 106H235V104H233ZM242 106H241V107H242ZM247 106H248V105H247ZM114 107H113V108H114ZM117 107H118V106H117ZM163 107H164V106H163ZM167 107H168V106H167ZM217 107H219V105H218ZM251 107H252V106H251ZM90 108H92V106H90ZM95 108L97 109L96 104H95L94 109H95ZM99 108H101V107H99ZM99 108H98V109H99ZM109 108H110V106H109ZM115 108H116V107H115ZM148 108H149V107H148ZM152 108H153V110H154V106H152ZM172 108L174 109V106H172ZM179 108H180V107H179ZM181 108H182V107H181ZM186 108H188V107L186 106ZM211 108H212V106H211ZM214 108H215V107H214ZM224 108H225V107H223L222 109H224ZM226 108H227V107H226ZM235 108H237V106H236ZM248 108H249V107H248ZM94 109H92V110H94ZM106 109H107V107H106ZM110 109H112V108H110ZM118 109H119V108H118ZM118 109H117V110H118ZM120 109H122V106H121ZM120 109H119V110H120ZM142 109H143V107H142ZM144 109H145V108H144ZM161 109H162V108H161ZM169 109H171V108L168 107L166 110H169ZM173 109H172V111H173ZM183 109H184V108H183ZM204 109H205V108H204ZM229 109H231V106H229ZM237 109H238V108H237ZM237 109H236V110H237ZM243 109H244V108H243ZM245 109H246V108H245ZM115 110H116V109H115ZM149 110H150V109H149ZM155 110H156V108H155ZM157 110H158V109H157ZM159 110H160V109H159ZM162 110H163V109H162ZM177 110H178V109H177ZM180 110H181V109H180ZM184 110H185V109H184ZM184 110H183V111H184ZM206 110H207V109H206ZM208 110H209V107H208ZM216 110H217V112H218L219 109L216 108ZM216 110H215V111H216ZM227 110H228V109H227ZM227 110H226V111H227ZM231 110H232V109H231ZM231 110H230V111H231ZM233 110H234V109H233ZM240 110H241V109H240ZM254 110H255V109H254ZM260 110H261V109H260ZM106 111H107V110H106ZM106 111H105V112H106ZM132 111H133V110H132ZM160 111H161V110H160ZM169 111H170V110H169ZM187 111H188V110H187ZM220 111H221V110H220ZM223 111H224V110H223ZM237 111H238V110H237ZM237 111H235V112H237ZM243 111H244V110H242V112H243ZM103 112H104V111H103ZM105 112H104V113H105ZM107 112H108V111H107ZM110 112H111V111H110ZM124 112H123V113H124ZM128 112H129V111H128ZM130 112H131V111H130ZM150 112H151V111H150ZM162 112H163V111H162ZM177 112H178V111H177ZM177 112H176V113H177ZM210 112H211V111H210ZM217 112H216V113H217ZM224 112H225V111H224ZM227 112H228V111H227ZM246 112H247V111H245L244 113H246ZM256 112H257V111L255 110V113H256ZM259 112H261V111H259ZM263 112H264V111H263ZM116 113L119 115V112H118V111H117ZM126 113H127V111H126ZM126 113L122 114V116L125 117V116H126ZM131 113L133 114V112H131ZM131 113H129V114H131ZM135 113H136V112H135ZM142 113H144V112H142ZM142 113H140V114L137 113V114L141 116V115H143ZM146 113H149V112H146ZM146 113H145V114H146ZM155 113H156V111L154 112V114H155ZM172 113H173V112H172ZM180 113H181V112H180ZM180 113H179V115H181ZM183 113H184V112H183ZM216 113H213V116H214V114H215V117H216V116H217ZM219 113H220V114H224V113H222V111L219 112ZM230 113H231V112H230ZM230 113H229V114H230ZM253 113H254V112H253ZM99 114H100V113H99ZM101 114H102V113H101ZM105 114H106V113H105ZM109 114H111V113H109ZM129 114H128V115H129ZM132 114H131V115H132ZM145 114H144V115H145ZM157 114H158V111H157ZM159 114H160V113H159ZM161 114H162V113H161ZM167 114H169V113H167ZM186 114H187V113H186ZM217 114H218V113H217ZM249 114H252V113L249 112ZM257 114H258V113H257ZM262 114H263V113H262ZM102 115H103V114H102ZM102 115H101V116H102ZM113 115H114V114H113ZM120 115H121V114H120ZM120 115H119V116H120ZM124 115H125V116H124ZM131 115H130V117H131ZM179 115H178V116H179ZM211 115H212V114L210 113L209 116L212 117ZM218 115H219V114H218ZM233 115H234V112H233ZM240 115H241V114H240ZM246 115H247V113H246ZM253 115H255V114H253ZM263 115H264V114H263ZM70 116H71V115H70ZM74 116H75V115H74ZM105 116H106V115H105ZM105 116H102V117H105ZM109 116L112 117L111 115H109ZM114 116H115V115H114ZM136 116H137V115H136ZM146 116H147V115H146ZM146 116H145V117H146ZM148 116H150V115H148ZM152 116H153V115H152ZM182 116H183V115H182ZM247 116H250V115H247ZM260 116H262L261 113H260ZM71 117H73V116H71ZM99 117H100V115H99ZM145 117H143V119H145ZM153 117H154V116H153ZM153 117H152V118H153ZM165 117H166V116H165ZM167 117H168V116H167ZM169 117H170V116H169ZM173 117H174V116H173ZM184 117H186V116H184ZM215 117H214V119H215ZM239 117H240V116H239ZM258 117H259V116H258ZM67 118H68V117H66V119H67ZM105 118L107 119L108 117H105ZM105 118H104L103 120H105ZM113 118H114L115 120H117V118H120V117H118V116H117V117H116V116H115V117H112V120H114ZM126 118H127V117H126ZM133 118H135L134 115H133ZM136 118H137V117H136ZM138 118H139V117H138ZM140 118H141V117H140ZM150 118H151V117H150ZM157 118H158V116H157ZM186 118H187V117H186ZM212 118H213V117H212ZM212 118H211V119H212ZM219 118H220V117H219ZM235 118H236V117H235ZM243 118H245V117L243 116ZM248 118H250V117H248ZM254 118H255V117H254ZM262 118H263V117H262ZM98 119H99V118H98ZM121 119H122V118H121ZM124 119H125V118H124ZM128 119H129V116H128ZM146 119H147V117H146ZM155 119H156V117H155ZM164 119H165V118H163V120H162V121H164L162 124L160 123L161 121L159 120V123H160V124H157V126L155 125V126H156L155 129L160 125V131H159V132H160V134H161V137H160V141H159V142H158V141H154V143L149 144V146L151 145L150 148H152V150H153L154 148L157 149L158 146H159V147L162 146V143H164V142H161V140H163V139H164V141H167V140H169V139L172 140V139L170 138V136L168 135V133H170V132L172 133V131L177 127V124H178V123L176 124V123H175L176 121L172 122V120H170V122H168L169 120H166V121H165ZM171 119H173V118H171ZM178 119H179V118H178ZM207 119H208V118H207ZM211 119H208V120L212 121ZM214 119H213V120H214ZM216 119H217V118H216ZM228 119H229V117H228ZM228 119H227V118H226L225 120L223 119L222 121H220L219 125L216 124L215 127L218 126L219 129H221V128H223V127L226 126L225 128H228V130H230L229 127L233 124V121H235L237 118H236L235 120L232 119L233 121H230V120H228ZM239 119H240V118H239ZM241 119H242V118H241ZM96 120H97V119H96ZM103 120H101V121H103ZM108 120H109V119H108ZM118 120H119V119H118ZM122 120H123V119H122ZM122 120H121V121H122ZM130 120H132V119L130 118ZM148 120H149V119H148ZM152 120H153V119H152ZM157 120H158V119H157ZM180 120H181V119H180ZM191 120H190V121H191ZM251 120H252V119H250V121H251ZM257 120H258V119H256V121H257ZM262 120H263V119H262ZM94 121H95V120H94ZM105 121H106V120H105ZM126 121H128V120L126 119ZM138 121H140V120H138ZM178 121H179V120H178ZM186 121H187V120H186ZM216 121H217V120H216ZM240 121H241V120H240ZM242 121H243V119H242ZM250 121H249V122H250ZM252 121H253V120H252ZM252 121H251V122H252ZM259 121H260V119H259ZM62 122H63V121H62ZM67 122H68V121H67ZM92 122H93V121H92ZM92 122H91V123H92ZM96 122H97V121H96ZM110 122H111V120H110ZM117 122H118V121H117ZM122 122H123V121H122ZM122 122H120V123H122ZM124 122H125V121H124ZM141 122H142V120H141ZM152 122H154V120H153ZM155 122L157 123V121H155ZM179 122H180V121H179ZM184 122H185V121H184ZM218 122H219V120H218ZM218 122H217V123H218ZM249 122H248V123H249ZM91 123H90V124H91ZM97 123H98V122H97ZM101 123H102V122H101ZM147 123H148V121H147ZM156 123H154V124H156ZM182 123H183V120H182ZM185 123H186V122H185ZM188 123H189V122H188ZM190 123H191V122H190ZM203 123H204V122H203ZM234 123H235V122H234ZM238 123H239V121H238V122L236 121V124H238ZM244 123H245V122H244ZM246 123H247V121H246ZM246 123H245V124H246ZM253 123L255 124L256 122L254 121ZM62 124H63V123H62ZM66 124H67V123L64 121V125H66ZM84 124H87V122L84 123ZM88 124H89V123H88ZM93 124H94V123H93ZM93 124H92V125H93ZM103 124H104V123H103ZM105 124H106V123H105ZM109 124H110V123H109ZM114 124H115V123H114ZM133 124H134V123H133ZM135 124H136V123H135ZM142 124H143V123H142ZM142 124H141V125H142ZM148 124H149V123H148ZM179 124H180V123H179ZM183 124H184V123H183ZM191 124H192V123H191ZM205 124H206V123H205ZM207 124H208V123H207ZM242 124H243V123H242ZM80 125H82V124H80ZM80 125H79V126H80ZM98 125H99V124H98ZM116 125H117V124H116ZM122 125H123V124H122ZM122 125H121V126H122ZM143 125H146V124H143ZM184 125H186V124H184ZM193 125H195L196 128H197V125H198L199 128H200L201 125H202V123H201L200 125H199V123H198V124H197V123H196V124L194 123ZM208 125H209V124H208ZM249 125H250V124H249ZM249 125H248V126H249ZM251 125H252V124H251ZM85 126H86V125H85ZM100 126H101V125H100ZM109 126H110V127H113L114 125H113V126L109 125ZM109 126H108V127H109ZM121 126H120V127H121ZM134 126H135V125H134ZM148 126H149V125H148ZM189 126H190V124L188 125V127H189ZM191 126H192V125H191ZM195 126H194V127H195ZM232 126H234V125H232ZM241 126H242V125H241ZM80 127H81V126H80ZM80 127H78V129H79ZM87 127H88V126H87ZM98 127H99V126H98ZM104 127H105V126H104ZM118 127H119V126H118ZM118 127H117V128H118ZM132 127H133V126H132ZM135 127H136V126H135ZM138 127H140V126H138ZM144 127H145V126H144ZM146 127H147V125H146ZM152 127H153V125L150 127V129H152ZM179 127H180V126H179ZM194 127H193V128H194ZM207 127H208V126H207ZM210 127H211V125H210ZM215 127L212 126L211 129H213V128L215 129ZM238 127H239V126H238ZM251 127H252V126H251ZM81 128H82V127H81ZM84 128H85V127H84ZM84 128H83V130H84ZM101 128H102V127H101ZM105 128H106V127H105ZM105 128H104V129H105ZM114 128H116V126H115ZM117 128H116V130L118 131ZM153 128H154V127H153ZM158 128H159V127H158ZM158 128H157V129H158ZM182 128H183V127H182ZM189 128H190V127H189ZM193 128H192V129H193ZM196 128H195V130H196ZM199 128H198V129H199ZM201 128H202V127H201ZM231 128H232V127H231ZM235 128H236V127H235ZM243 128H244V127H243ZM246 128L248 129V127H246ZM246 128H245V130H247ZM253 128L255 129L254 126H253ZM93 129H94V128H93ZM96 129H98V128H96ZM99 129H100V128H99ZM102 129H103V128H102ZM102 129H100V130H102ZM104 129L102 130V133H101L100 136H99L100 138H99V137H98V138L101 139V140H103V141H107L108 143H110L112 140H114V142H115V139H113V138L116 137V136L114 135V134L116 133V131H115L114 129L112 130V128H108V129H106V130H104ZM121 129H122V128H121ZM121 129H120V130H121ZM124 129H125V128H124ZM129 129H130V132H131V131H132L131 128H129ZM138 129H139V128H138ZM148 129H149V128H148ZM178 129H179V128H178ZM180 129H181V128H180ZM185 129H186V128H185ZM202 129H203V128H202ZM209 129H210V128H209ZM209 129H208L207 133L210 131ZM216 129H217V128H216ZM237 129H238V128H237ZM239 129H240V128H239ZM249 129H250V127H249ZM94 130H95V129H94ZM94 130H93L92 132H94ZM100 130H96V133L98 134V132H100ZM125 130H127V128H126ZM125 130H124V131H125ZM139 130H140V129H139ZM141 130L143 131L142 128H141ZM144 130H145V128H144ZM158 130H159V129H158ZM158 130L156 131V133L158 132ZM182 130H183V129H182ZM188 130H190V129H188ZM204 130H205V129H204ZM225 130H226V129H225ZM228 130H227V131H228ZM240 130H244V129H242V127H241ZM245 130H244V131H245ZM258 130H260V129H258ZM77 131H78V130H77ZM77 131H76V132H77ZM80 131H81V130H80ZM80 131L78 132V134H81ZM97 131H98V132H97ZM121 131H122V130H121ZM121 131H120V133H121ZM128 131H129V130H128ZM133 131H135V130H133ZM142 131H141V133H140L141 136H142ZM149 131H150V130H149ZM180 131H181V130H180ZM190 131H192V130H190ZM193 131H194V130H193ZM234 131L237 132V130H234ZM244 131H243V132H244ZM76 132H75V131L73 132L74 135H75ZM122 132H123V131H122ZM138 132H139V131H138ZM138 132L135 131L136 134H137ZM144 132H146V131H144ZM144 132H143V133H144ZM177 132H178V130H177ZM181 132L184 133V132H187V130H184V131H181ZM188 132H189V131H188ZM188 132H187L186 134H188ZM197 132H198V130H197ZM203 132H204V131H203ZM210 132H211V131H210ZM212 132H214V131H212ZM218 132H219V131H218ZM218 132H217V133H218ZM230 132H232V134H233V131H230ZM230 132L228 131V132H226V133H230ZM247 132H248V130H247ZM251 132H252V131H251ZM251 132H250V133H251ZM73 133L71 132L70 134H73ZM117 133H118V132H117ZM117 133H116V134H117ZM120 133H118V135H119ZM127 133H128V132H127ZM132 133H133V132H132ZM132 133H130V135H131ZM147 133H148V134H149V133L153 134V131H151V132H147ZM147 133H145V134H147ZM156 133H155V134H156ZM171 133H170V134H171ZM175 133H176V132L174 131L173 135H174ZM190 133H191V132H189V134L186 135L185 137L190 138L189 136H193V135H191ZM194 133H195V131H194ZM204 133H205V132H204ZM214 133H215V132H214ZM240 133H241V131H240ZM257 133H258V132H257ZM85 134H86V133H85ZM88 134H91V133L89 132ZM88 134H87V135H88ZM92 134H93V133H92ZM92 134H91V135H92ZM97 134H96V135H97ZM121 134H122V133H121ZM124 134H125V133H124ZM133 134H134V133H133ZM133 134H132V135H133ZM145 134H144V135H145ZM148 134H147L146 136H148ZM151 134H149V137H150ZM176 134H177V133H176ZM179 134H180V133H179ZM181 134H182V133H181ZM192 134H193V133H192ZM195 134H196V133H195ZM195 134H194V135H195ZM211 134H212V133H211ZM219 134H221V135H220V136H217L218 134H217L216 136L214 135V138H212V141H213L212 143H213L214 146H213L212 144H211V145H212L214 148H215V146H216V148H218V149H222V148H224V147H223L224 144H226V143H224V141L226 140V136H225V134H222V133H219ZM232 134L230 133V135H232ZM238 134H239V133H238ZM238 134H237V135H238ZM243 134H245V133H243ZM254 134H255V133H254ZM254 134H253V132H252L251 136L254 135ZM259 134H260V132H259ZM113 135H114L115 137H114ZM125 135H126V138H127V135H128V134H125ZM125 135H124V136H125ZM130 135H129V136H130ZM137 135L139 136V134H137ZM157 135H158V134H157ZM183 135H185V133H184ZM197 135H198V134H197ZM197 135H195L194 137H196ZM199 135H201V134H199ZM202 135H203V134H202ZM202 135H201V136H202ZM206 135L208 136L209 134H205V136H206ZM227 135H229V134H227ZM237 135L235 134V136H237ZM241 135H242V134H241ZM2 136H3V135H2ZM9 136H10V135H9ZM80 136H83V134L80 135ZM84 136H86V135H84ZM92 136H94V139L97 137V136L95 137V133H94ZM92 136H91V138H92ZM101 136H102V137H101ZM112 136H113V137H112ZM120 136H121V135H120ZM122 136H123V135H122ZM135 136H136V135H135ZM151 136H152V135H151ZM153 136H154V134H153ZM176 136H179V135H176ZM201 136H200V137H201ZM210 136H211V135H210ZM232 136H233V135H232ZM232 136H231V137H232ZM243 136H244V135H243ZM263 136H264V135H263ZM5 137H6V136H5ZM72 137H73V136H72ZM88 137H89V135H88ZM117 137H119V136H117ZM130 137H132V136H130ZM156 137H157V136H156ZM171 137H173V136H171ZM181 137H182V136H181ZM181 137H180V138H181ZM185 137H184V138H185ZM194 137H193V138H194ZM203 137H204V136H203ZM203 137H201V139H202ZM258 137H259V136H258ZM2 138H3V137H2ZM2 138H1V139H2ZM68 138H69V137H68ZM73 138H74V137H73ZM81 138H82V137H81ZM81 138H80V139H81ZM85 138H86L85 140H88V139H89V141L92 142V141L90 140V137H89L88 139H87V137H85ZM98 138H97V139H98ZM111 138H112V140H111ZM119 138H120V137H119ZM126 138H125V139H126ZM141 138H142V137H141ZM144 138H148V137H145V136H144ZM144 138H143V141H144ZM152 138H153V137H152ZM173 138H175V136H174ZM180 138H178V141H177V142H179V143H180V141H179ZM207 138L209 139V137H207ZM207 138H205V139H207ZM242 138H243V137H242ZM250 138H251V137H250ZM254 138L256 139L257 136L254 137ZM263 138H264V137H263ZM263 138H262V139H263ZM70 139H71V138H70ZM92 139H93V138H92ZM97 139H96V140H97ZM121 139H122V138H121ZM121 139H120V140H121ZM123 139H124V138H123ZM133 139H134V138H133ZM148 139H150V138H148ZM148 139H147V140H148ZM153 139H154V138H153ZM157 139H158V137H157ZM157 139H156V140H157ZM182 139H183V138H182ZM196 139H197V138H196ZM196 139L194 138V139H193V142L198 141V140H196ZM198 139H199V137H198ZM201 139H200V140H201ZM227 139H228V138H227ZM235 139H237V138H235ZM240 139H241V138H240ZM245 139H246V138H245ZM248 139H249V137H248ZM258 139H259V138H258ZM78 140H79V139H78ZM78 140L75 142L76 144H77ZM81 140H82V139H81ZM83 140H84V138H83ZM110 140H111V141H110ZM117 140H118V139H117ZM140 140H141V139H140ZM145 140H146V139H145ZM147 140H146V141H147ZM158 140H159V139H158ZM176 140H177V138H176ZM194 140H195V141H194ZM200 140H199L198 142H200ZM203 140H204V139H203ZM203 140H202V141H203ZM209 140H211V138H210ZM231 140H232V142H233L234 139H231ZM263 140H264V139H263ZM89 141H87V142H89ZM143 141H141L142 144H143ZM146 141H145V143H146ZM149 141L152 142V140H149ZM149 141H147V142L149 143ZM188 141L192 142L190 139H188ZM205 141H206V140H204V142H205ZM207 141H208V140H207ZM241 141H242V140H241ZM249 141H250V139H249ZM249 141H248V142H249ZM252 141H253V139L251 140V143H252ZM256 141H257V139H256ZM259 141H260V140H259ZM259 141H258V142H259ZM68 142H69V141H68ZM70 142H71V141H70ZM73 142H74V141H73ZM80 142H81V141L79 140V143H80ZM85 142H86V141H85ZM87 142H86V143H87ZM101 142H102V141H101ZM118 142H119V141H118ZM118 142H115V143H117L116 146H115V145H114V146L109 145L108 148H107V146H106L107 149H106V152H105V153H106V154H109V155H112V156H111L112 158H113L114 156L117 157V154L115 155V153H117V152L120 150V147H121V146H118ZM124 142H125V141H124ZM131 142L133 143L134 141H131ZM168 142H169V141H168ZM177 142H175V143H177ZM181 142H182V141H181ZM183 142H184V140H183ZM190 142H188V143H190ZM234 142H235V140H234ZM237 142H239V139H238ZM262 142H263V141H262ZM1 143H2V146H3L4 143H3V142H1ZM75 143H73V144L75 145ZM82 143H83V141H82ZM94 143H95V142H94ZM104 143H105V142H104ZM115 143H114V144H115ZM121 143H122V142H121ZM129 143H130V140H129ZM138 143H139V142L137 141V144H138ZM172 143H174V141H173ZM179 143H177L178 145H174V144L171 145V144L169 143V145L175 147V146H179ZM185 143H186V141L184 142V144H185ZM195 143H196V142H195ZM227 143H228V141H227ZM235 143H236V142H235ZM240 143H241V142H239V144H240ZM256 143H257V142H255V144H256ZM263 143H264V142H263ZM263 143H262L261 145H263ZM65 144H66V143H65ZM69 144H70V143H68V146H70ZM87 144H88V143H87ZM91 144H92V143H91ZM99 144H100V142H99ZM111 144H112V142H111ZM137 144L135 143V145H137ZM166 144H167V143H166ZM191 144H193V143H191ZM198 144H201V143H198ZM198 144H197V145H198ZM247 144H248V143H247ZM252 144H253V143H252ZM255 144H254V145H255ZM258 144H259V143H258ZM4 145H6V144H4ZM82 145H83V144H80V146H82ZM103 145H104V144H103ZM107 145H108V144H107ZM124 145H125V144H124ZM133 145H134V144H133ZM139 145H140V143L138 144V148H140V147L142 146V145H141V146L139 147ZM144 145H145V144H144ZM144 145H143V147H144ZM180 145H181V144H180ZM189 145H190V144H189ZM189 145H188V146H189ZM204 145H206V144H204ZM204 145H203V146H204ZM227 145H228V144H227ZM231 145H233V144L231 143ZM234 145H235V144H234ZM236 145H237V143H236ZM243 145H245V143H244ZM248 145H249V144H248ZM0 146H1V145H0ZM72 146H73V145L71 144V147H72ZM75 146H77V145H75ZM75 146H73V147H75ZM92 146H93V145H92ZM92 146H91V148H92ZM98 146H99V145L97 144L96 149L102 147V146H100V147H98ZM128 146H129V145H128ZM131 146H132V145H130V148H131ZM166 146H168V145H166ZM171 146H168V147H166V148H168V150H169V147H171ZM184 146H187V144L184 145ZM184 146H183V148H185ZM193 146H194V145H193ZM206 146H207V145H206ZM229 146H230V144H229ZM237 146H238V145H237ZM251 146H252V145H251ZM257 146H258V145H255L256 149H257ZM263 146H264V145H263ZM4 147H5V146H4ZM4 147H3V148H4ZM78 147H79V146H78ZM83 147H84V146H83ZM93 147H94V146H93ZM132 147H133V146H132ZM135 147H136V146H135ZM174 147H173V148L171 147L170 149H178V147H177V148H174ZM195 147L197 148V146H195ZM232 147H234V146H232ZM232 147H230V149L234 150V148H232ZM248 147H249V146H248ZM260 147H261V146H259V148H260ZM1 148H2V147H1ZM87 148H89V147H87ZM91 148H89V149H91ZM102 148H103V147H102ZM123 148H124V147H123ZM125 148H126V147H125ZM133 148H134V147H133ZM181 148H182V147H181ZM181 148H180V149H181ZM187 148H189V147H187ZM204 148H205V147H204ZM206 148H208V147H206ZM209 148H210V147H209ZM236 148H237V147H236ZM244 148H245V146H244ZM244 148H242V149H244ZM246 148H247V147H246ZM253 148H254V147H253ZM84 149H86V148H84ZM96 149H95V151H96ZM100 149H101V148H100ZM103 149H104V148H103ZM103 149H101V150H103ZM121 149H122V148H121ZM135 149H136V148H135ZM156 149L153 150V151L151 150V151H152V152L157 151L158 149H157V150H156ZM163 149H164V148H162V150H163ZM212 149H213V148H212ZM227 149H228V148H227ZM227 149L224 148L223 150H221V154H222L223 156H218L219 159L216 160V162L213 163V165L219 167V166H225V165H228V164L233 163V166H234V163H235V162L237 163L238 161H240V160H242L243 158H245L244 156H241L240 154H239V155H236L233 151H232V152L234 153V154H233L234 156H230V153H226V152H227ZM248 149H249V148H248ZM77 150H79V148H77ZM101 150H100V151H101ZM104 150H105V149H104ZM104 150H103V151H104ZM122 150H123V149H122ZM129 150H130V153H131L132 150H131V149H129ZM129 150H127V151L129 152ZM138 150H139V149H138ZM143 150H144V148H143ZM148 150H149V147H148ZM148 150H147V152H148ZM160 150H161V149H160ZM162 150L160 151L161 154H162ZM164 150H165V149H164ZM164 150H163V153H164ZM166 150H167V149H166ZM181 150H182V149H181ZM188 150H192V149H188ZM206 150H208V149H206ZM210 150H211V149H210ZM213 150H215V149H213ZM213 150H212V151H213ZM225 150H226V152H225ZM235 150H236V149H235ZM237 150H239V147H238ZM240 150H241V149H240ZM245 150H246V149H245ZM254 150H255V149H254ZM254 150H253V151H254ZM260 150H261V149H260ZM260 150H259V151H260ZM263 150H264V149H263ZM91 151H92V149H91ZM93 151H94V149H93ZM125 151H126V149H125ZM170 151H171V150H170ZM170 151H168V152H170ZM179 151H180V150H178V151H171V152L173 153V152H179ZM183 151H184V149H183ZM192 151H194V150H192ZM195 151H197V149H196ZM208 151H209V150H208ZM208 151H207V152H208ZM249 151H250V150H249ZM251 151H252V150H251ZM0 152H1V151H0ZM3 152H6V153H7L6 150H3ZM96 152H97V151H96ZM98 152H99V151H98ZM119 152H120V151H119ZM119 152H118V154H119ZM122 152H123V151H122ZM132 152L134 153V151H132ZM135 152H136V150H135ZM143 152H144V151H143ZM168 152H167V153H168ZM171 152H170V156L172 155ZM186 152H187V151H186ZM198 152L201 153V150L198 151ZM204 152H205V151H204ZM207 152H206V153H207ZM210 152H211V151H210ZM217 152H219V151L217 150ZM229 152H230V150H229ZM93 153H94V152H93ZM105 153H103V154H105ZM126 153H127V152H126ZM126 153H125V154H126ZM130 153H129V154H130ZM150 153H151V152H150ZM188 153H189V152H188ZM191 153H192V152H191ZM193 153H194V152H193ZM202 153H203V152H202ZM219 153H220V152H219ZM241 153H242V150H241ZM249 153H250V152H249ZM251 153H252V152H251ZM260 153H261V152H260ZM262 153H263V152H262ZM1 154L4 155L3 153H1ZM96 154L99 155V153H96ZM103 154H101V155H103ZM106 154H105V155H106ZM120 154H121V153H120ZM120 154H119V155H120ZM123 154H124V152H123ZM123 154H122V156H123ZM125 154H124V155H125ZM129 154L127 153L126 155H129ZM136 154H137V152H136ZM145 154H148V153L145 152ZM161 154H160V155H161ZM164 154L166 155V151H165ZM164 154H162V155H164ZM177 154H179V153H177ZM177 154H176V155H177ZM180 154H181V153H180ZM180 154H179V155H180ZM182 154H183V155H186L187 153L184 152V153H182ZM189 154H190V153H189ZM194 154H195V153H194ZM203 154H205V153H203ZM203 154H202V155H203ZM213 154H214V153H213ZM216 154H218V153H216ZM227 154H229V155H227ZM253 154H254V153H253ZM38 155H39V154H38ZM38 155H36V156H38ZM93 155H94V154H93ZM113 155H114V156H113ZM119 155H118V156H119ZM131 155H132V154H131ZM133 155H134V154H133ZM137 155H139V154H137ZM141 155H142V154H141ZM160 155H159V153H158V156H157V157H159ZM162 155H161V156H162ZM173 155H174V153H173ZM183 155H181V157H179L178 155H177V156H178V158H182ZM191 155H192V154H191ZM191 155H190V156H191ZM196 155H197V153H196ZM207 155H208V154H207ZM214 155H215V154H214ZM245 155H246V154H245ZM254 155H255V154H254ZM259 155H260V154H259ZM259 155H258V157H259ZM94 156H95V155H94ZM103 156H104V155H103ZM107 156H108V155H107ZM107 156H106V157H107ZM122 156H121V157H122ZM134 156H135V155H134ZM134 156H133V157H134ZM143 156H144V155H143ZM147 156H149V154H148ZM174 156H175V155H174ZM177 156H175V157L177 158ZM205 156H206V154H205ZM216 156H217V155H216ZM216 156H215V157H216ZM261 156H263V155L261 154ZM109 157H110V156H109ZM111 157H110V158H111ZM115 157H114V158H115ZM126 157H127V156H126ZM149 157H150V156H149ZM149 157H147V158H149ZM151 157L154 158L155 155H154V156L152 155ZM151 157H150V158H151ZM172 157H173V156H172ZM186 157L188 158L189 156L187 155ZM191 157H192V156H191ZM212 157H213V156H212ZM215 157H214V158H215ZM251 157H253V156H251ZM256 157H257V156H256ZM256 157H255V158H256ZM258 157H257V158H258ZM32 158H33V157H32ZM100 158H101V157H100ZM102 158L104 159V157H102ZM110 158H109V159L106 158V159L109 161ZM114 158H113V160H114ZM118 158L121 159L120 157H118ZM129 158H131V157L129 156ZM138 158H139V156H138ZM142 158H143V157H142ZM150 158H149V159H150ZM176 158H171V160L174 159L173 162H175ZM196 158H197V157H196ZM48 159H49V158H48ZM48 159H47V160H48ZM97 159L99 160V158H96L95 160H97ZM116 159H117V158H116ZM167 159H168V157H166V160H167ZM188 159H189V158H188ZM193 159H195V158H193ZM203 159H204V158H203ZM207 159H208V158H207ZM209 159H210V158H209ZM211 159H212V158H211ZM211 159H210V160H211ZM249 159H250V158H249ZM50 160H52V159L50 158ZM111 160H112V159H111ZM117 160H118V159H117ZM122 160H123V159H122ZM126 160H127V159H126ZM155 160H156V159H155ZM157 160H158V159H157ZM159 160H160V159H159ZM164 160H165V158H164ZM166 160H165V163H166ZM169 160H170V159H169ZM179 160H181V159H179ZM196 160H197V159H196ZM198 160H199V158H198ZM213 160H214V159H213ZM250 160H251V159H250ZM99 161H100V160H99ZM101 161H104V162H105V160H102V159H101ZM114 161H115V160H114ZM186 161H187V160H186ZM200 161H201V159H200ZM203 161H204V160H203ZM251 161H252V160H251ZM251 161H250V162H251ZM46 162H47V161H46ZM46 162H45V159H44V161H43L42 163H46ZM49 162H51V161H49ZM110 162H111V161H110ZM125 162H126V161H125ZM167 162H168V161H167ZM170 162H172V161H170ZM180 162H181V161H180ZM188 162H190V161H188ZM188 162H187V163H188ZM195 162H196V161H195ZM195 162H194V163H195ZM205 162H207V161H206V158H205ZM47 163H48V162H47ZM96 163H97V162H96ZM102 163H103V162H102ZM117 163H118V162H117ZM120 163H121V162H120ZM122 163H123V162H122ZM177 163H178V161H177ZM177 163H176V164H177ZM198 163H199V162H198ZM203 163H204V162H203ZM49 164H50V163H48V164H44V165H48V166H49ZM51 164H52V163H51ZM53 164H54V163H53ZM97 164H98V163H97ZM112 164H114V163H112ZM182 164H183V162H182ZM199 164H202V163H199ZM209 164H210V163H209ZM211 164H212V160H211ZM246 164H247V162H246ZM39 165H42V166H43V164H41V162H38V165L36 164V167H39ZM88 165H89V164H88ZM91 165H92V164H91ZM91 165H90V166H91ZM107 165H109V163H108ZM117 165H118V164L115 163V167L112 166L111 168H114V169L117 168V169H118L119 166H117ZM121 165H122V164H121ZM123 165H124V164H123ZM170 165H171V163H170ZM180 165H181V164H180ZM180 165H179V166H180ZM185 165H186V163H185ZM189 165H191V164H189ZM194 165H198V164H194ZM194 165H193V167H191V166H192V165H191L190 168H189L188 170H189V171H190L191 169H194V170H195V169H197V168L200 169L199 166H197V168H195L196 166H194ZM205 165L209 166L207 163H206ZM231 165H232V164H231ZM236 165H237V164H236ZM239 165H240V164H239ZM33 166H34V165H33ZM90 166H89V167H90ZM94 166H95V165H94ZM96 166H97V165H96ZM98 166H99V167H102V166H100V165H98ZM104 166H105V168H106V170H107L108 167L106 166V164L103 165V167H104ZM165 166H166V165H165ZM171 166H172V165H171ZM177 166H178V164H177ZM177 166H176V167H177ZM200 166H201V165H200ZM202 166H203V165H202ZM36 167L34 166V167H32V168H29L30 170H28V172H29V171H32V169H33L34 171H36V170H35ZM43 167H44V166H43ZM46 167H47V166H45L43 169H45ZM103 167H102V168H103ZM173 167H174V165H173ZM176 167H175V168H176ZM212 167H213V166H212ZM227 167H229V170L231 169L230 166H226V167H224V168L227 169ZM231 167H232V166H231ZM241 167H245V165L240 166L239 169H241ZM54 168H55V167H54ZM56 168H57V163H56ZM91 168H94L93 165H92ZM91 168H89V169H91ZM95 168H96V167H95ZM119 168H120V167H119ZM160 168H161V167H160ZM162 168H163V167H162ZM166 168H167V167H166ZM169 168H171V167H169ZM180 168H181V166H180ZM184 168H185V167L182 166V170L188 172V171H187V168H186L185 170H184ZM204 168H205V166H204ZM214 168H215V167H214ZM214 168H212V169H214ZM221 168H222V167H221ZM221 168H220V171H219L220 173H221V171H222ZM224 168H223V169H224ZM234 168L236 169V172H237V170H239V169L236 168V167H234ZM37 169H38V168H37ZM40 169H41V168H40ZM85 169L88 170L87 168H85ZM98 169H99V168H98ZM109 169H110V168H109ZM176 169H177V168H176ZM176 169H173V170L175 171ZM178 169H179V168H178ZM199 169H198V172H199ZM208 169H209V168H208ZM235 169H234V171H235ZM38 170H39V169H38ZM38 170L36 171L37 173H38ZM54 170L56 171V169H54ZM91 170H92V169H91ZM106 170L103 169V172H105ZM112 170H113V169H112ZM112 170L110 169L111 172H112ZM118 170H119V169H118ZM164 170L166 171L167 169H164ZM168 170H169V169H168ZM170 170H171V169H170ZM170 170H169V171H170ZM182 170H181V171H182ZM194 170H191V171H194ZM201 170H202V168H201ZM210 170H211V168L209 169V171H210ZM229 170H228V171H229ZM232 170H233V169H232ZM49 171H50V174H51V171H53V170L50 169ZM49 171H48V172H49ZM60 171L62 172V170H60ZM93 171H96V172H97V168H96V170H93ZM93 171H92V172H93ZM98 171H99V170H98ZM113 171H114V170H113ZM115 171H116V170H115ZM165 171H164V172H165ZM171 171H172V170H171ZM171 171H170V172H171ZM176 171H177V170H176ZM176 171H175V172H176ZM191 171H190V172H191ZM195 171H196V170H195ZM223 171H224V170H223ZM45 172H47V171H45ZM87 172H88V171H87ZM101 172H102V170H101ZM101 172H100V173H101ZM155 172H159V171H155ZM161 172H162V171H161ZM186 172H184V173L186 174ZM200 172H202V171H200ZM200 172H199V174H200ZM203 172L206 173V172H207L206 169H205V171H203ZM210 172H211V171H210ZM210 172H209V173H210ZM216 172H218V170H216ZM226 172H227V171H225L224 173H226ZM238 172H239V171H238ZM26 173H27V172L22 173L23 176H24V174H26ZM30 173H31V172H30ZM32 173H33V171H32ZM52 173H54V171H53ZM55 173H57V171H56ZM63 173H64V172H63ZM63 173H62V174H63ZM89 173H90V172H89ZM94 173H95V172H94ZM94 173H92V174H94ZM100 173H99V174H100ZM144 173H145V172H144ZM144 173H143V174H144ZM146 173H147V172H146ZM146 173H145V174H146ZM167 173H168V172H167ZM171 173H172V172H171ZM205 173H204V174L201 173V175H202V174H203V175H207L208 172H207L206 174H205ZM209 173H208V175H209ZM213 173H215V171H213ZM220 173H218V174H220ZM224 173H222V174H224ZM227 173H228V172H227ZM234 173H235V172H234ZM45 174H46V173H45ZM58 174H59V173H58ZM96 174H98V173H96ZM153 174H154V173H153ZM162 174H163V173H162ZM162 174H160V176H161ZM185 174H183V175H185ZM197 174H198V173H197ZM215 174H217V173H215ZM215 174H214V175H215ZM218 174H217V175H218ZM27 175H29V174L27 173ZM27 175H26V176H27ZM35 175H36V174H35ZM40 175H41V173H40ZM40 175H39V176H40ZM42 175H43V173H42ZM51 175H52V174H51ZM51 175H50V176H51ZM60 175H61V174H60ZM146 175H148V174H146ZM149 175H150V173H149ZM151 175H152V174H151ZM154 175H156V174H154ZM163 175H164V174H163ZM173 175H174V174H173ZM176 175H177V174H176ZM176 175H175L174 179H176ZM178 175H179V173H178ZM178 175H177V176H178ZM183 175H182V176H183ZM187 175H188V174H187ZM187 175H186V176H187ZM189 175H190V174H189ZM18 176H21V175L18 174ZM23 176H21V177H23ZM46 176H48V175H46ZM53 176H54V175H53ZM57 176H58V178L60 177L59 175H57ZM63 176H65V174H64ZM66 176H67V175H66ZM139 176H140V174H139ZM156 176H157V175H156ZM160 176H159V177H160ZM167 176H168V175H167ZM171 176H172V174H171ZM171 176H169V178H170ZM180 176H181V175H180ZM180 176H179V178H180ZM191 176H192V174H191ZM191 176H190V177H191ZM196 176L198 177V175H196ZM196 176H195L194 179H199V178H196ZM210 176H213L212 173H211ZM14 177H15V176H14ZM24 177H25V176H24ZM28 177H29V176H28ZM48 177H49V176H48ZM48 177H47V178H48ZM54 177H55V176H54ZM54 177H53V178H54ZM69 177H70V175H69ZM120 177L122 178V176H120ZM142 177H143V175H142ZM147 177H148V176H147ZM151 177H153V176H151ZM151 177H150V178H151ZM154 177H155V176H154ZM159 177H157L158 179H155V181L157 180V182H156V183H157V186L159 187V184H158L159 182H160V186H161L162 183H163V185L166 186V184H164V182H166L165 178H162V176H161V178H162V182H161V181H160L161 179L159 180ZM172 177H173V176H172ZM188 177H189V176H187V178H188ZM190 177H189V179H190ZM192 177H194V175H193ZM199 177H201V176L199 175ZM204 177L207 178L206 176H203V179H205ZM35 178H36V177H34L33 179H35ZM37 178H38V176H37ZM41 178H42V177H41ZM49 178H50V177H49ZM49 178H48V179H49ZM60 178H62V177H60ZM63 178H64V177H63ZM67 178H68V177H66V179H67ZM139 178H140V177H138V180H139ZM145 178H146V177H145ZM145 178H144V179H145ZM177 178H178V177H177ZM184 178H185V176H184ZM259 178H260V177H259ZM8 179H9V181H11V180H10L11 178H7V181L5 182L6 184H8ZM31 179H32V178H31ZM39 179H40V178H39ZM39 179H37V180H39ZM55 179H56V178H55ZM72 179H73V178H72ZM72 179L69 178L68 181H69V180H72ZM126 179H129V180H127V183H128V181H130V178H127V177H126ZM133 179H135V178H133ZM201 179H202V177H201ZM14 180H16V179H14ZM19 180H20V178H19ZM73 180H74V179H73ZM73 180H72V181H73ZM119 180H121V179L119 178ZM124 180H125V179H124ZM136 180H137V179H136ZM146 180H147V179H146ZM146 180H145V181H146ZM152 180H154V178H153ZM152 180L149 181L150 184L153 183ZM158 180H159V182H158ZM163 180H164V182H163ZM167 180H168V179H167ZM169 180H170V179H169ZM169 180H168V181H169ZM185 180H186V179H185ZM185 180H184V182H185ZM192 180H193V179H192ZM12 181H13V180H12ZM28 181H30V180H28ZM28 181H27V182H28ZM31 181H32V180H31ZM41 181H42V180H41ZM41 181H40V182H41ZM44 181H46L45 178H44ZM60 181H61V180H60ZM65 181H66V180H65ZM65 181H64V183H66ZM105 181H106V180H105ZM108 181H109V180H107V182H108ZM125 181H126V180H125ZM125 181H124V182H125ZM168 181H167V182H168ZM176 181H178V180H176ZM179 181L181 182L180 179H179ZM188 181H190V180H188ZM243 181H244V180H243ZM243 181H242V182H243ZM245 181H246V180H245ZM245 181H244V182H245ZM249 181H250V180H249ZM257 181H258V179H257ZM32 182H33V181H32ZM34 182H36V180H34ZM34 182H33V183H34ZM40 182H38V183L40 184ZM42 182H43V181H42ZM54 182H55V181H54ZM54 182H53V183H54ZM113 182H115V181H113ZM117 182H118V181H117ZM120 182H121V181H120ZM132 182H133V181H132ZM139 182H140V181H139ZM147 182H148V181H147ZM180 182H177V183L179 184ZM186 182H187V181H186ZM253 182H254V181H253ZM5 183H3V184H5ZM28 183H30V182H28ZM36 183H37V182H36ZM36 183H35V184H36ZM43 183H44V182H43ZM58 183H59V182H58ZM64 183H62V184H64ZM70 183H71V182H70ZM134 183H135V181H134ZM169 183H170V182H169ZM30 184H31V183H30ZM30 184H29V185H30ZM41 184H42V183H41ZM55 184L57 185V183H55ZM59 184H61V183H59ZM59 184H58V185H59ZM68 184H69V183H68ZM68 184H67V185H68ZM110 184H112V182H111ZM110 184H105V185H108V186H109ZM117 184H118V183H117ZM143 184H144V182H143ZM147 184H148V183H147ZM171 184H172V183H171ZM248 184H249V183H248ZM1 185H2V184H1ZM1 185H0V187H1ZM16 185H17V184H16ZM16 185H15V186H16ZM18 185H19V184H18ZM22 185H24V184L22 183ZM22 185H20V186L22 187ZM25 185H26V182H25ZM25 185H24V186H25ZM27 185H28V184H27ZM43 185H44V184H43ZM45 185H46V184H45ZM58 185H57V186H58ZM73 185H75V184H73ZM73 185H72V186H73ZM105 185H104V186H105ZM120 185H122V184H120ZM120 185H119V186H120ZM136 185H138V184L136 183ZM148 185H149V184H148ZM148 185H146V186H148ZM154 185H155V182H154ZM176 185H177V184L173 185V187L176 186ZM227 185H228V184H227ZM231 185H232V184H231ZM13 186H14V185H13ZM20 186H18V187L16 186L17 188H16V187H15V188L21 190V187H20ZM34 186H35V185H34ZM36 186H37V185H36ZM38 186H39V185H38ZM49 186H50V185H48V187L46 186V187H47V191H48V188H51V187H52V186H51V187H49ZM62 186H63V185H62ZM69 186H70V185H69ZM72 186H70V187H72ZM110 186H112V185H110ZM115 186H116V185H115ZM119 186H118V188H119ZM123 186H124V184H123ZM123 186H122V187H123ZM129 186H131V185H129ZM129 186H128V187H129ZM139 186H140V185H139ZM149 186H150V185H149ZM152 186H153V185H152ZM152 186H151V187H152ZM19 187H20V188H19ZM28 187H29V186H28ZM28 187L26 186V187H24L22 190H24L25 188L27 189ZM40 187H41V186H40ZM54 187H55V186H54ZM63 187H66V186H63ZM63 187H62V188H63ZM75 187H76V185H75ZM106 187H107V186H106ZM126 187H127V186H126ZM134 187H135V185H134ZM140 187H142V184H141ZM155 187H156V186H155ZM158 187H157V188H158ZM171 187H172V185L170 186V188H169V187H168V188H169V189H172ZM222 187H223V186H222ZM225 187H226V186H225ZM261 187H262V186H261ZM2 188H3V187H2ZM12 188H13V187H12ZM12 188H10V189H12ZM15 188H14V190H15ZM33 188H35V187H33ZM60 188H61V186H60ZM66 188H68V187H66ZM107 188H110V187H107ZM111 188H113V186H112ZM111 188H110V189H111ZM124 188H125V187H124ZM124 188H123V189H124ZM143 188H144V187H143ZM147 188H148V187H147ZM147 188H146V189H147ZM157 188H155V189H157ZM160 188H161V187H159V189H160ZM163 188H164V187H163ZM166 188H167V187H166ZM168 188H167L166 191H168ZM223 188H224V187H223ZM241 188H242V186H241ZM252 188H253V187H252ZM254 188H255V187H254ZM258 188H260V187H258ZM258 188L256 187V189H258ZM35 189H36V188H35ZM35 189H33V190H35ZM39 189H40V188H39ZM58 189H59V188H58ZM64 189H65V188H64ZM116 189H117V188H116ZM119 189H120V188H119ZM126 189H127V188H126ZM126 189H124V190H126ZM131 189L134 190L133 187H132ZM135 189L138 190V188H135ZM139 189H142V188H139ZM146 189H145V190H146ZM215 189H216V188H215ZM219 189H220V188H219ZM246 189H247V188H246ZM256 189H255V190H256ZM263 189H264V188H263ZM6 190H7V189H6ZM22 190H21V192H22ZM29 190H31V189H29ZM45 190H46V189H45ZM45 190L42 188V191H45ZM50 190H52V188H51ZM55 190H56V192L60 191V189L57 191V188H56ZM61 190H62V189H61ZM71 190H72V189H71ZM76 190H77V189H76ZM129 190H130V189H129ZM132 190H130V191H132ZM137 190H136L135 193H139V192L141 191V190H140L139 192H137ZM148 190H149L150 193H151V191H153L154 188H153L152 190H151V189H148ZM148 190H147V191H148ZM211 190L213 191V189H211ZM226 190H227V189H226ZM253 190H254V189H253ZM253 190H252V192H253ZM255 190H254V191H255ZM261 190H262V189H261ZM11 191H12V190L7 191V192L9 193V192H11ZM26 191H27V190H26ZM110 191H111V190H110ZM110 191H108V192L111 193ZM114 191H116V190H115V187H114ZM119 191H120V190H119ZM119 191H118L117 193H119ZM122 191H123V190H122ZM130 191H129V192H130ZM216 191H217V189H216ZM231 191H232V190H231ZM258 191H259V189H258ZM258 191H256V192H258ZM3 192L5 193L6 191L3 190ZM3 192H2V194H1L0 197H2V196L4 195ZM7 192H6V194H7ZM15 192H17V191H15ZM19 192H20V191H19ZM33 192H34V191H33ZM40 192H41V190L39 191V193H40ZM52 192H53V191H52ZM52 192H49V193H51V195H52ZM56 192H55V194H56ZM61 192H62V191H61ZM61 192H60V193H61ZM68 192H69V191H68ZM123 192H124V191H123ZM123 192H122V193H123ZM159 192H160V191H159ZM159 192H158L157 195H159ZM227 192H228V191H227ZM232 192H233V191H232ZM248 192H249V191H248ZM250 192H251V190H250ZM260 192H261V191H260ZM260 192H258V194H259ZM0 193H1V192H0ZM13 193H14V192H13ZM17 193H18V192H17ZM44 193H45V192H44ZM46 193H47V192H46ZM64 193H65V192H64ZM79 193H80V192H79ZM112 193H113V192H112ZM112 193H111V194H112ZM114 193H115V192H114ZM120 193H121V191H120ZM120 193H119V194H120ZM122 193H121V194H122ZM147 193H149V192H146V194H144L143 197H138V198H142V199L144 198V199H145V198L147 197V196H145V195H147ZM164 193H165V192H164ZM207 193H208V192H207ZM210 193H211V192H210ZM230 193H231V192H230ZM240 193H241V192H240ZM242 193H243V192H242ZM245 193H247V190H246V192H244L243 194L246 195ZM254 193H255V192H254ZM37 194H38V190H37ZM42 194H43V192H42ZM57 194H58V193H57ZM76 194H77V192H76ZM121 194H120V195H121ZM126 194H127V192H126ZM151 194H152V193H151ZM205 194H206V193H205ZM216 194H217V193H216ZM227 194H228V193H227ZM243 194H241V195H243ZM248 194H250V193H248ZM251 194H252V193H251ZM251 194H250V196H251ZM16 195H17V194H16ZM28 195H29V194H28ZM30 195H31V194H30ZM33 195H35V194H33ZM48 195H49V194H48ZM59 195H60V194H59ZM59 195H58V196H59ZM130 195H131V194H130ZM132 195H134V194H132ZM136 195H137V194H135V196H136ZM154 195H156L155 192H154ZM162 195H163V191H162V193L160 194V196H162ZM235 195H237V193H236ZM235 195H231L232 199H233V196H235ZM238 195H239V194H238ZM238 195H237V196H238ZM255 195H256V194H254V196H255ZM4 196H5V195H4ZM21 196H22V195H21ZM25 196H27V194H26ZM31 196H32V195H31ZM35 196H36V195H35ZM117 196H118V195H117ZM123 196L125 197V194H124ZM128 196H129V194H128ZM144 196H145V197H144ZM150 196H152V195H150ZM150 196H148V197H150ZM218 196H219V195H218ZM250 196L248 195L247 197H250ZM6 197H7V196H6ZM15 197H16V196H15ZM29 197H30V196H28V198H29ZM41 197H42V195H41ZM43 197H44V196H43ZM43 197H42V198H43ZM51 197H52V196H51ZM54 197H56V196L54 195ZM54 197H53V198H54ZM111 197H112V196H111ZM120 197H122V196H119V198H120ZM148 197H147V199H148ZM152 197H153V196H152ZM158 197H159V196H157V198H158ZM227 197H228V196H227ZM235 197H236V196H235ZM235 197H234V198H235ZM240 197H241V196H240ZM243 197H244V196H243ZM245 197H246V196H245ZM251 197H252V196H251ZM256 197H257V196H256ZM261 197H262V196H261ZM2 198H3V197H2ZM17 198H20V197H17ZM22 198H23V197H22ZM24 198H25V197H24ZM26 198H27V197H26ZM34 198H37V197H34ZM57 198H58V197H57ZM116 198H117V197L114 198V194H113V199L116 200ZM127 198H128V197H127ZM131 198H132V197H131ZM138 198L136 197L137 200H138ZM153 198H154V197H153ZM159 198H160V197H159ZM205 198H206V197H205ZM211 198H212V197H211ZM214 198H215V197H213V199H214ZM258 198H259V197H258ZM20 199H21V198H20ZM20 199H16V200L18 201V202L16 203L17 205H18L19 201L22 200V199H21V200H20ZM37 199L39 200V198H37ZM37 199H36V200H37ZM45 199H47V197H46ZM51 199H52V198H51ZM132 199H133V198H132ZM134 199H135V198H134ZM142 199H140V200H142ZM149 199H150V198H149ZM154 199H155V198H154ZM202 199H204V198H201L200 200H202ZM221 199H222V198H221ZM221 199H220L219 201H216L215 204H213V202H214V201H213L211 205H214V206H212L211 209H213V207H217V206H224V207H226L227 204L232 203V199H230L229 197L227 198V200H226V198L223 197L222 200H224V201H222V202H221ZM236 199H237V198H236ZM239 199H240V198H239ZM243 199H244V198H243ZM251 199H252V198H251ZM33 200H35V199H33ZM33 200H32V201H33ZM40 200H42V199H40ZM43 200H44V199H43ZM75 200H77L76 197H75ZM118 200H119V199H118ZM124 200H125V199H124ZM126 200H127V199H126ZM137 200H135V201L137 202ZM145 200H146V199H145ZM210 200H212V199H210ZM233 200H234V199H233ZM248 200H249V199H248ZM253 200H254V199H253ZM4 201H7V200H4ZM10 201H11V199H10ZM12 201H13V200H12ZM30 201H31V199H30ZM71 201H72V200H71ZM73 201H74V200H73ZM116 201H117V200H116ZM133 201H134V200H133ZM133 201H131V202L133 203ZM135 201H134V202H135ZM240 201H241V200H240ZM37 202H38V201H37ZM44 202H45V201H44ZM61 202H62V201H61ZM63 202H64V201H63ZM68 202H69V200H68ZM76 202H77V201H76ZM124 202H126V201H124ZM124 202H123V203H124ZM129 202H130V201H128V203H129ZM136 202H135V203H136ZM140 202H142V201H140ZM140 202H139V203H140ZM199 202H200V201H199ZM199 202H198V204H199ZM202 202H203V201H202ZM235 202H236V201H235ZM238 202H239V201H238ZM244 202H245V201H244ZM0 203H1V202H0ZM3 203H4V202H3ZM3 203H2V204H3ZM14 203H15V201H14ZM14 203H13V204H14ZM22 203H23V202H22ZM22 203H21V204H22ZM25 203H27V202H25ZM64 203H65L66 205H69V203L67 204V201L64 202ZM73 203H74V202H73ZM115 203H116V202H115ZM123 203H122V204H123ZM128 203H127V205H128ZM135 203H134V204H135ZM207 203H208V202H207ZM210 203H211V202H210ZM250 203H251V202H250ZM257 203H258V202H257ZM257 203L255 202V204H257ZM260 203H262V205H263L264 202H260ZM260 203H258L257 205H260ZM6 204H7V203H6ZM6 204H5V205H6ZM27 204H28V203H27ZM32 204H35V203H32ZM37 204H38V203H37ZM60 204H61V203H60ZM70 204H71L70 206H72V205L74 206V204H72V202H70ZM118 204H119V203H118ZM125 204H126V203H125ZM125 204H124V205H125ZM198 204H197V205H198ZM202 204H203V203H202ZM204 204H205V203H204ZM253 204H254V203H253ZM253 204H252V208H253ZM7 205H8V204H7ZM10 205H12V204H10ZM43 205H44V204H43ZM43 205H42V206H43ZM52 205H57V206H58V204H52ZM63 205H64V204H63ZM115 205H116V204H115ZM119 205L121 206V203H120ZM119 205H118V207H119ZM137 205H138V202H137L136 206H135V205H133V206L131 205V206H130V204H129L130 207H134V206H135V207H138ZM139 205H140V204H139ZM192 205H193V204H192ZM200 205H201V204H200ZM207 205H208V204H207ZM211 205H209V206H211ZM231 205H232V204H231ZM245 205H246V204H245ZM245 205H243V207H242V208H243V211H244V209H245V207H244ZM247 205H248V204H247ZM247 205H246V208H250V209H252L251 207H247ZM257 205H256V206H257ZM2 206H4V204H3ZM2 206H0V207H2ZM12 206H13V205H12ZM14 206H16V205H14ZM24 206H25V205H24ZM29 206H30V205H29ZM50 206H51V205H50ZM57 206H53V207L56 208ZM60 206H62V205H60ZM60 206H59V207H60ZM70 206H69V207H70ZM125 206H126V205H125ZM129 206H128V207H129ZM190 206H191V205H190ZM194 206H196V205H194ZM209 206H208V207H209ZM241 206H242V205H241ZM241 206H239V207L237 206V208H240ZM249 206H251V204H250ZM254 206H255V205H254ZM5 207H6V206H5ZM5 207H4V208H5ZM8 207H9V205H8ZM40 207H41V206H40ZM40 207H39V208H40ZM59 207H58V208H59ZM62 207L65 208L66 206H65V207L62 206ZM116 207H117V206H116ZM118 207H117V208H118ZM123 207H124V206H123ZM123 207L121 206L120 208L122 209ZM130 207H129V208H130ZM200 207H201V206H200ZM208 207H206V208H208ZM16 208H17V206H16ZM18 208H19V207H18ZM29 208H30V207H29ZM31 208H32V207H31ZM43 208H45V207L43 206ZM43 208H42V209H43ZM46 208H47V206H46ZM48 208H49V207H48ZM48 208H47V209H48ZM55 208H54V209H55ZM125 208H126V207H125ZM188 208H189V206H188ZM191 208H192V207H191ZM196 208H197V207H196ZM202 208H203V207H202ZM204 208H205V207H204ZM204 208H203V209H204ZM217 208H218V207H217ZM2 209H3V207H2ZM7 209H8V208H7ZM13 209H14V208H13ZM35 209H37V208H36V205H35ZM47 209H44V210H47ZM59 209H62V208H59ZM59 209H58V210H59ZM67 209H68V207H67ZM192 209H193V208H192ZM200 209H201V208H200ZM200 209H199V210H200ZM211 209H210V210H211ZM214 209H215V208H214ZM231 209H232V208H231ZM231 209L228 210V211H233V212H235V213H236L237 211H239V210L234 211V210H236V207H235L233 210H231ZM240 209H241V208H240ZM9 210H10V209H9ZM37 210H40V209H37ZM64 210H65V209H64ZM188 210H189V209H188ZM199 210H198V211H199ZM218 210H219V209H218ZM6 211H7V210H6ZM11 211H12V209H11ZM40 211H41V210H40ZM48 211H49V210H48ZM51 211H52V210H51ZM54 211H55V210H53L52 212H54ZM183 211H184V209H183ZM185 211H186V210H185ZM193 211H194V210H193ZM195 211H196L195 213H197L196 215H197L199 218H200V217L204 218L203 216L207 213V210H200L199 212H197V210H195ZM253 211H254V210H252L251 213H252ZM2 212H4V211H2ZM13 212H14V211H13ZM35 212H36V211H35ZM38 212H39V211H38ZM38 212H37V214H38ZM45 212H46V211H45ZM52 212H51V213H52ZM178 212H179V211H178ZM180 212H181V211H180ZM223 212H226V211H223ZM223 212H222V213H223ZM260 212H261V211H260ZM4 213H5V212H4ZM28 213L32 215V214L34 213V211H33V213H31V212H28ZM28 213L26 214V216L28 215ZM43 213H44V212H43ZM215 213H216V212H215ZM222 213H221V214H222ZM229 213H230V212H229ZM229 213L226 212V213H224V214L227 215V214H229ZM237 213H238V212H237ZM239 213H240V212H239ZM246 213L248 214V212H246ZM256 213H257V212H256ZM261 213H262V212H261ZM5 214H7V213H5ZM39 214H41V213H39ZM39 214H38V216L35 214V215L38 217V221H37V219H36V220H33V219H34L33 217H35V216H33V217L31 216L32 218H30V219L33 220L32 223H31L32 225H31V224H30V225H29V224L27 225V223L25 222V220L22 219V220H24L23 222L26 223V224H24V225H27V226H29V227H26V226L24 227V226H22V225H23V222H22V225L19 224V226H17L16 224H13V227H14V225L17 226V227H20V225H21L22 228H20V230H21V229H22V230L24 229V231L26 230V231L28 232V233H26V235L28 234L27 236L24 235V236H26V237L28 238L27 241H28V242H29V241H32L33 243H36V245L38 244L39 247H40V244H41V245H42V244L45 245V244H47L48 242H49V243H52V242H53V240H52L53 238H54L55 240H58L56 237H57L58 234L60 233V232L58 233V231L61 229V226H62V225L60 226V225H59L60 223L58 224V223L56 222V219H55V218H54V219H53V218H48V219L46 218V219H43V220H39V218H40V217H39ZM49 214H50V213H49ZM170 214H172V213H170ZM174 214H175V213H174ZM213 214H214V213H212V215H213ZM218 214L220 215V212H218ZM218 214L216 213V215H217L216 218L219 216ZM224 214H222V216H225ZM231 214H232V212H231ZM240 214L242 215L243 213H240ZM244 214H245V212H244ZM247 214H246V215H247ZM249 214H250V210H249ZM263 214H264V212H263ZM2 215H3V214H2ZM7 215H9V214H7ZM7 215H5V216L3 215V216L6 218ZM24 215H25V214H24ZM176 215H177V214H176ZM180 215H181V213H180ZM186 215H187V214H186ZM233 215H235V214H233ZM238 215H239V214H238ZM241 215H240L239 217H241ZM250 215H252V214H250ZM254 215H255V214H254ZM258 215H259V214H258ZM260 215H261V214H260ZM260 215H259V216H260ZM3 216H2V218H1L0 220L4 221V223L1 222V221H0V222H1L2 224H5V225H6L5 220L3 219ZM17 216H21L20 218L23 217L22 215H17ZM26 216H25V217H26ZM44 216H45V215L43 214L41 217H44ZM183 216H184V215H183ZM183 216H182V217H183ZM197 216L195 217V214H194V216H192V217L198 218ZM210 216H211V215H210ZM210 216H209L208 218H206V220H205L206 222H207L208 219L211 218ZM220 216H221V215H220ZM220 216H219V218H220ZM222 216H221V218H222ZM248 216H249V215H248ZM262 216H263V215H262ZM262 216H261V217H262ZM0 217H1V215H0ZM25 217H23V218H25ZM27 217H28V216H27ZM27 217H26V220H27ZM29 217H30V215H29ZM37 217H36V218H37ZM45 217H46V216H45ZM47 217H48V214H47ZM51 217H52V216H51ZM167 217H168V216H167ZM180 217H181V216H180ZM182 217H181V218H182ZM189 217H190V216H189ZM206 217H207V216H206ZM214 217H215V215H214ZM228 217H229V215H228ZM230 217H231V216H230ZM235 217H236V215L234 216V218H235ZM246 217H247V216H246ZM251 217H252V216H251ZM9 218H10V217H9ZM14 218H16V216H15ZM20 218L17 217L18 220H19ZM160 218H161V217H160ZM165 218H166V217H165ZM195 218H193V219L190 218L191 220L189 219V221H192V220H193L192 222H193V224H194V219H195ZM216 218H214V220H216ZM234 218H233V220H234ZM241 218H242V217H241ZM247 218H248V217H247ZM263 218H264V216H263ZM6 219H8V218H6ZM10 219H11V218H10ZM28 219H29V218H28ZM40 219H41V218H40ZM163 219H164V218H163ZM176 219H177V217H176ZM178 219H179V218H178ZM178 219H177V220H178ZM184 219H185V218H184ZM186 219H187V218H186ZM186 219L184 220L185 222L188 220V219H187V220H186ZM211 219L213 220V217H212ZM224 219H226V218H224ZM242 219H245V217L242 218ZM12 220H13V219H12ZM14 220H15V219H14ZM18 220H16V223H18V222H17ZM157 220H158V219H157ZM161 220H162V219H161ZM177 220H176V221H177ZM200 220H201V219H200ZM200 220L198 219V221H197L199 225H200V222H199ZM203 220H204V219H203ZM214 220H213L212 222H214ZM227 220H228V219H227ZM230 220H231V219H230ZM238 220H239V219H238ZM240 220H241V219H240ZM250 220H251V219H250ZM10 221H11V220H10ZM20 221H21V220H20ZM28 221H29V220H28ZM159 221H160V220H159ZM166 221H167V219H166ZM169 221H170V220H168V222H169ZM184 221H183V222H184ZM201 221H202V220H201ZM223 221H224V220H223ZM231 221H232V220H231ZM244 221H246V219H245ZM244 221H243V222H244ZM256 221H257V220H256ZM8 222H9V221H7V223H8ZM12 222L14 223V221H12ZM12 222H9V223H12ZM82 222H83V221H82ZM147 222H148V221H147ZM147 222H146V224H147ZM155 222H156V221H155ZM157 222H158V221H157ZM174 222H175V221H173V223H174ZM179 222H180V221H179ZM183 222H182V223H183ZM185 222H184V223H185ZM192 222H191V223H192ZM197 222H196L195 224H197ZM203 222H204V221H203ZM206 222H205V223H206ZM215 222H216V221H215ZM215 222H214V223H215ZM236 222H237V221H236ZM236 222H234V223H236ZM262 222H263V221H262ZM262 222H261V224H264V223H262ZM1 223H0V224H1ZM19 223H21V222H19ZM29 223H30V221H29ZM83 223H84V222H83ZM151 223H152V222H151ZM151 223H150V224H151ZM173 223L171 222V224H173ZM176 223H178V221H177ZM182 223H181V224H182ZM186 223H187V222H186ZM186 223H185V224H186ZM188 223H190V222H188ZM188 223H187V224H188ZM205 223H203V224H205ZM208 223H209V220H208ZM208 223H206V224H208ZM210 223H211V221H210ZM210 223H209V224H210ZM214 223H213V225H214ZM216 223H217V222H216ZM224 223H225V222H224ZM224 223H223V224H224ZM230 223H231V222H230ZM230 223H229V224H230ZM240 223H241V222H240ZM171 224L169 223L170 226L167 225L168 228H167V227H166V228L169 229V227H171ZM193 224H192V226H193ZM219 224H220V223H219ZM226 224H227V223H226ZM256 224H260V223H256ZM256 224H255V225H256ZM261 224H260V225H261ZM10 225H11V224H7V226H9L10 229H13L12 225H11V226H10ZM64 225H65V224H64ZM129 225H131V223H130ZM133 225H134V224H133ZM154 225H155V224H154ZM154 225H153V226H154ZM178 225H179V223L177 224V226H178ZM189 225H190V224H189ZM251 225H253V224H251ZM251 225H250V227H251ZM0 226L2 227V225H0ZM66 226H68V225H66ZM131 226H132V225H131ZM131 226H130V227H131ZM145 226H146V225H145ZM162 226H164V225L162 224L160 227H159V226H158V227L161 228ZM172 226H173V225H172ZM174 226H175V224H174ZM192 226H190L189 228L191 229ZM194 226H195V225H194ZM194 226H193V227H194ZM210 226H212V225H210ZM217 226H219V225L217 224ZM217 226H214V227H217ZM221 226H223V225H221ZM221 226H220V227H221ZM224 226H225V225H224ZM224 226H223V227H224ZM226 226H228V224H227ZM256 226H257V225H256ZM256 226H255V227H256ZM263 226H264V225H263ZM3 227H6V226H3ZM3 227H2V228H3ZM9 227H7V228H9ZM11 227H12V228H11ZM17 227H16V228H17ZM130 227H128V228H130ZM132 227H133V226H132ZM143 227H144V226H142V228H143ZM148 227H149V226H148ZM156 227H157V226H156ZM193 227H192V230L194 229V232L196 231V233H197V231H199V230L201 229L200 227H199V228H200V229H199V228L197 227V225H196V227H197L199 230H195L196 227H195V228H193ZM203 227H205V226L202 225V229H201V230H204ZM231 227H232V226H231ZM241 227H242V226H241ZM243 227H244V226H243ZM248 227H249V226H247V228H248ZM250 227H249V228H250ZM253 227H254V225H253L251 228H253ZM261 227H262V225H261ZM261 227L259 226V227H257V229H258V228H261ZM2 228H0V230H1ZM134 228H135V227H134ZM136 228H137V227H136ZM139 228H140V227H139ZM146 228H147V227H146ZM154 228H155V227H154ZM154 228H152V230H153ZM159 228L157 229V233H159V231H158ZM166 228H164V229H166ZM171 228H172V227H171ZM173 228H174V227H173ZM205 228H206V227H205ZM208 228H209V227H208ZM210 228H212V227H210ZM217 228H218V227H217ZM236 228H237V227H236ZM247 228H246V229H247ZM251 228H250V229H251ZM262 228L264 229V227H262ZM262 228H261V229H262ZM109 229H111V228H109ZM131 229H132V228H131ZM143 229H144V228H143ZM155 229H156V228H155ZM155 229H154L152 232H155ZM167 229H166V230H167ZM214 229H215V228H214ZM225 229H226V228H225ZM225 229H224V231H225ZM228 229H229V227H228ZM232 229H233V228H231V230H229L230 233H232V232L234 231V229H233V231H232ZM240 229H242V228H240ZM240 229H239V231H240ZM246 229H244L243 233H241V231H242V230H241L240 232H236V233L233 232V234H229V231L226 229L228 232L226 231V232L224 233V235L228 233L230 236H229V235H228V236H225V237L222 236V238H216V237H214L215 239H217V240H215L214 242L211 240V239H213V238L210 239L211 234H209L210 236H209V235H207V236H208L209 240H211L213 243H211L210 241H209V242L207 241V242L210 243V244H212V246H208V245H204V246H203V245H202L203 248H201V249H206V248H204V247H207V248H208V247H212V248H213V246H216V245H219V244H223V243L228 242V241H230V240H232V239H237V238H239V237H243V236L245 235L244 232H245L246 235L248 236L249 233L247 234ZM255 229H256V228H255ZM3 230H4V231H3ZM3 230H2V231H3V234L1 233V235H0V247H4V248H5V247H9V248H12V247H13V248H14V247H15V249H16L17 247L14 246V245H18L17 241H19V244H21L20 242H22V237H20V236H23V235H19V234H20V230L17 229V230L19 231V232H18V231L15 229V227H14V230H9V229L7 230V229H6V231H5V228H3ZM64 230H65V227H64ZM106 230H107V229H106ZM106 230H105V231H106ZM112 230H114V229H112ZM149 230H150V229H149ZM149 230H148V233H149V234H147V235H150V231H149ZM160 230H162V229H160ZM169 230H170V229H169ZM187 230H188V228H187ZM187 230L184 229L183 232H185V231L187 232ZM192 230H191V232H192ZM205 230H206V229H205ZM211 230H212V229H211ZM237 230H238V229H237ZM247 230H248V229H247ZM60 231H61V230H60ZM102 231H103V230H102ZM105 231H104L103 233H105ZM108 231H109V230H108ZM108 231H106L107 234H108ZM162 231H163V230H162ZM162 231L160 232L161 234H162ZM164 231H165V230H164ZM189 231H190V230H189ZM189 231H188V232H189ZM219 231H221V230H219ZM231 231H232V232H231ZM248 231H249V230H248ZM250 231H251V233H252L253 230H250ZM254 231H255V233H257V232H256L257 230H254ZM259 231H260V229H259ZM259 231H258V232H259ZM261 231H263V230H261ZM0 232H1V231H0ZM82 232H83V231H82ZM109 232H111V230H110ZM120 232H121V231H120ZM183 232H182V231H181V232H178L177 234L180 233V235H177L178 238H176V239H179V236H182L183 234H181V233H183ZM186 232H185V233H186ZM191 232H190V233H191ZM206 232H207V231H206ZM215 232H217V231H215ZM263 232H264V231H263ZM18 233H19V234H18ZM22 233H24V232H22ZM83 233H84V232H83ZM113 233H115V231H114ZM118 233H119V232H118ZM118 233H117V234H118ZM121 233H122V232H121ZM139 233H140V232H139ZM146 233H147V232H146ZM160 233H159V234H160ZM163 233H164V232H163ZM192 233H193V232H192ZM192 233H191V234H192ZM209 233H211L210 230H209ZM213 233H214V232H213ZM217 233H218V232H217ZM222 233H223V232H222ZM222 233H221V234L219 233V234H220V235H223ZM251 233H250V234H251ZM81 234H82V233H81ZM81 234H80V235H81ZM115 234H116V233H115ZM115 234H114V235H115ZM117 234H116V235H117ZM119 234H120V233H119ZM119 234H118V235H119ZM141 234H142L143 236H146L145 233H141ZM151 234H152V233H151ZM169 234H170V233H169ZM174 234H175V233H174ZM174 234H172V235H170V236L172 237ZM187 234H188V233H186L185 236H186ZM191 234H190V235H191ZM193 234H194V233H193ZM198 234H199V233H198ZM206 234H208V232H207ZM250 234H249V235H250ZM60 235H62V232H61ZM60 235H59V237H58L59 239H60ZM83 235H84V234H83ZM109 235H111V234H109ZM121 235H122V234H121ZM142 235H140V239H141ZM154 235L156 236V233H155ZM194 235H195V234H194ZM200 235H201V234H200ZM203 235H204V234H202V236H203ZM214 235H215V234H214ZM220 235L217 234L216 236H217V237H218V236L220 237ZM252 235H253V233H252ZM252 235H251V236H252ZM81 236H82V235H81ZM85 236H86V235H85ZM107 236H108V235H107ZM159 236H160V235H159ZM162 236H163V235H162ZM170 236H169V239H171ZM175 236H176V235H175ZM183 236H184V235H183ZM183 236H182V237H183ZM188 236H189V235H188ZM205 236H206V235H205ZM254 236H255V234H254ZM26 237L23 238V239H26ZM103 237H104V235H103ZM111 237H112V236H111ZM149 237H150V236H149ZM189 237H190V236H189ZM192 237H193V235H192ZM197 237H198V236H197ZM211 237H212V236H211ZM244 237H245V236H244ZM255 237H256V236H255ZM61 238H63V237H61ZM64 238H65V237H64ZM80 238H81V237H80ZM80 238H79V239H80ZM82 238H83V236H82ZM107 238H108V237H107ZM118 238H119V237H118ZM122 238H123V237H122ZM143 238H144V237H143ZM157 238H159V237H157ZM160 238H161V237H160ZM172 238H174V236H173ZM180 238H181V237H180ZM186 238H187V237H186ZM186 238H185V240H186ZM204 238H205V237H202V238H200V239H201L202 241H205L207 237H206L205 239H204ZM223 238H224V239H223ZM246 238H248V237H246ZM251 238H252V237H251ZM66 239H67V238H66ZM102 239H103V238H102ZM109 239H110V238H109ZM109 239H107V240H109ZM114 239H115V238H114ZM147 239H148V238H147ZM162 239H164V238L162 237V238H161V241H162ZM176 239H175V241H176ZM191 239H192V238H191ZM194 239H196V238H194ZM253 239H254V238H253ZM20 240H21V241H20ZM51 240H52V241H51ZM62 240L64 241V239H62ZM68 240H70V239H68ZM110 240H112V238H111ZM118 240H119V239H118ZM153 240H154V239H153ZM164 240H166V238H165ZM182 240H183V239H182ZM192 240H193V239H192ZM197 240H198V239H197ZM197 240H196V241H197ZM238 240H239V239H238ZM246 240H247V239H245V241H246ZM24 241L26 242V240H24ZM63 241H62V243H63ZM70 241H71V240H70ZM99 241H101V240H99ZM99 241H98V242H99ZM113 241H114V240H113ZM145 241H146V240H145ZM149 241H150V239H149ZM149 241H148V243H149ZM156 241H157V240H156ZM159 241H160V240H159ZM166 241H167V240H166ZM168 241H169V240H168ZM171 241H172V239H171ZM175 241H174V242H175ZM177 241H179V243H176V242H175V243H176L175 245L180 244V240H177ZM187 241H188V240H187ZM187 241H185V243H186ZM196 241H195V243H196ZM243 241H244V240H243ZM243 241L241 240L240 243H242ZM245 241H244V242H245ZM32 242H31V243H32ZM64 242L66 243V244H65V246H66V245H67L66 240H65ZM106 242H108V241H106ZM106 242H105V243H106ZM121 242H122V241H121ZM121 242L118 241V243H121ZM124 242H125V240H124ZM157 242H158V241H157ZM181 242H182V241H181ZM183 242H184V241H183ZM244 242H243V243H244ZM15 243H16V244H15ZM31 243H30V245H29V243H28V244L25 243V245L27 244L28 246H33V244L31 245ZM49 243H48V245H49ZM56 243H58V242H55V244H56ZM59 243H61V241H59ZM62 243H61V245H62ZM68 243H69V242H68ZM70 243L73 244L72 241H71ZM102 243H103V242H101V243L99 242V245H101ZM114 243H115V242H114ZM148 243H146L147 246H148ZM161 243H164V242L162 241ZM161 243H160V246H161ZM166 243H167V242H166ZM166 243H165V244H166ZM190 243H191V242H190ZM205 243H206V242H205ZM245 243H247V242H245ZM72 244H70V245L72 246ZM151 244H152V243H151ZM156 244L159 245V243H156ZM165 244H164V245H165ZM188 244H189V243H187V245H188ZM192 244H193V243H192ZM201 244H203V243H201ZM22 245H23V244H22ZM38 245H37V246H38ZM44 245H43V246H44ZM48 245H47V246H48ZM63 245H64V244H63ZM63 245H62V246H63ZM99 245H98V246H99ZM106 245H107V244H106ZM111 245H112V244H111ZM118 245H119V244H118ZM118 245H117V246H118ZM123 245H124V244H122V246H123ZM149 245H150V244H149ZM154 245H155V244H154ZM164 245H163V246H164ZM168 245H169V243H168ZM168 245H167V246H168ZM172 245H173V244H172ZM172 245H171V246H172ZM175 245H174V246H175ZM180 245H181V244H180ZM195 245H196V244H195ZM198 245H199V244H198ZM19 246H20V245H18V248L16 249L17 251H18V249L21 248V247L19 248ZM23 246H24V245H23ZM45 246H46V245H45ZM47 246H46V247H47ZM50 246H51V245H50ZM50 246H49V247H50ZM52 246H53V245H52ZM96 246H97V245H96ZM113 246H114V245H113ZM120 246H121V244H120ZM144 246H146V245L144 244ZM147 246H146V247H147ZM165 246H166V245H165ZM165 246H164V247H165ZM169 246H170V245H169ZM169 246H168V247H169ZM177 246H178V245H177ZM196 246H197V245H196ZM199 246H200V245H199ZM24 247H26V246H24ZM33 247H34V246H33ZM39 247H37L36 249H39ZM46 247L44 248V250H46V251L49 250V249H46ZM49 247H47V248H49ZM55 247H56V245L54 246L53 249H55ZM68 247H69V245H68ZM68 247H65V248L68 249ZM83 247H84V246H83ZM100 247H102V245H101ZM150 247H151V246H150ZM153 247H154V246H153ZM161 247H162V246H161ZM168 247L165 248V250H166V249L168 250ZM172 247H173V246H172ZM13 248H12V249H13ZM22 248H23V247H22ZM30 248L32 249V247H30ZM42 248H43V247H42ZM72 248H74V247H72ZM72 248H71V249H72ZM113 248L115 249V247H113ZM122 248H124V246H123ZM126 248H127V247H126ZM158 248H160V247H158ZM173 248H174V247H173ZM179 248H180V247H179ZM181 248H182V247H181ZM196 248H200V247H196ZM196 248H194V250H195ZM15 249H14V251H15ZM36 249L33 248V250H36ZM40 249H41V247H40ZM50 249H51V248H50ZM63 249H64V248H63ZM114 249H112L113 252H114ZM116 249H118V248H116ZM141 249H142V248H141ZM163 249H164V248H163ZM163 249L161 248V250H163ZM175 249H176V248H175ZM182 249H183V248H182ZM182 249H181V250H182ZM185 249H186V248H185ZM185 249H183V250L185 251ZM188 249H189V248H188ZM2 250H3V249L0 250V253H1V254L3 253V252H1ZM4 250H5V249H4ZM9 250H10V249H9ZM41 250H43V249H41ZM60 250H61V252H63L62 249H61V247L59 248V251H60ZM81 250H82L81 252H83V249H81ZM150 250H151V248H150ZM150 250H149V251H150ZM152 250H153V249H152ZM161 250H160V251H161ZM165 250H163V251L165 252ZM179 250H180V249H179ZM183 250H182V251H183ZM186 250H187V249H186ZM50 251H52V250H50ZM53 251H54V255H55V250H53ZM67 251H68V250H66V251H64V252L70 254V252H67ZM71 251H72V253H73V250H71ZM104 251H105V250H104ZM141 251H142V250H141ZM143 251H144V250H143ZM149 251H145V252H147V254H148ZM153 251H154V250H153ZM160 251H159V252H160ZM182 251L180 252V251H178V249H177V253H176L175 251H174V252H169L170 256H169L168 258L170 259V257H176V256L179 254V252L182 253ZM4 252L6 253V251H4ZM7 252H8V251H7ZM11 252H13V251H11ZM56 252H57V251H56ZM85 252H86V251H85ZM111 252H112V251H111ZM113 252H112V253H113ZM117 252H118V251H117ZM120 252H121V251H120ZM156 252H158V250H157ZM159 252H158L157 254H159ZM166 252H167V251H166ZM197 252H198V251H197ZM199 252H200V251H199ZM5 253H4V254H5ZM9 253H10V252H9ZM9 253H8V254H9ZM52 253H53V252H52ZM72 253H71V254H72ZM77 253L79 254L80 251L77 252ZM77 253L74 251L73 254H77ZM87 253H89V252H87ZM87 253H86V254H87ZM90 253H91V252H90ZM112 253H108V254L110 255V254H112ZM121 253H122V252H121ZM160 253H162V251H161ZM183 253H184V252H183ZM6 254H7V253H6ZM58 254H59V252H58L56 255H58ZM62 254H63V253H62ZM92 254H93V253H91V255H92ZM114 254H115V252H114ZM116 254H117V253H116ZM147 254H146V255H147ZM154 254H155V253H154ZM169 254H168V255H169ZM199 254H200V253H199ZM199 254H198V256L200 257L201 254H200V255H199ZM2 255H3V254H2ZM52 255H53V254H52ZM54 255H53L52 257H51V256H50V257L53 258ZM59 255H60V254H59ZM64 255H66V254H64ZM64 255H62V256H64ZM79 255H80V254H79ZM83 255H84V254H83ZM88 255H89V254H88ZM88 255L85 256V257H88V258H89L90 255H89V256H88ZM98 255H100V254H98ZM98 255H97V256H98ZM103 255H104V254H103ZM117 255H118V254H117ZM151 255H152V254H151ZM159 255H161V254H159ZM164 255H165V254H164ZM166 255H167V253H166ZM166 255H165V256H166ZM179 255H180V254H179ZM196 255H197V254H196ZM6 256H7V255H5V257H6ZM68 256H69V255H68ZM73 256H76V255H73ZM93 256L95 257V254H94ZM93 256H92V257H93ZM97 256H96V257H97ZM100 256H101V255H100ZM122 256H123V254H122ZM149 256H150V255H148L147 257H149ZM152 256H153V258L155 259V256H158V255H155V256L152 255ZM152 256H151V257H152ZM162 256H163V255H162ZM165 256H164V258H165ZM180 256H181V255H180ZM198 256H197V258H199ZM203 256H204V254H203ZM7 257H8V256H7ZM59 257H61V255H60ZM59 257H57V258L59 259ZM94 257H93V259H94ZM106 257H107V256H106ZM113 257H114V256H113ZM118 257L120 258L119 255H118ZM145 257H146V256H145ZM159 257H161V256H159ZM166 257H167V256H166ZM178 257H179V256H178ZM247 257H248V255H247ZM3 258H4V257H3ZM54 258L56 259V257H54ZM69 258H70V256H69ZM69 258H68V259H69ZM71 258H72V256H71ZM76 258H78V256H77ZM81 258H82V257H81ZM81 258H79L80 260H79V259H78V260L75 259V261H76V262L80 261V264H81V261H82ZM115 258L117 259L116 256H115ZM119 258H118V260H119ZM156 258H157V257H156ZM161 258H162V257H161ZM164 258H163V259H164ZM195 258H196V256H195ZM7 259H8V258H7ZM55 259H54V260H55ZM63 259H64V257H63ZM63 259H62V260H63ZM66 259H67V258H66ZM82 259H83V258H82ZM84 259H85V258H84ZM97 259H98V258H97ZM100 259H101V257H100ZM102 259H103V258H102ZM116 259H115V260H116ZM146 259H147V258H146ZM157 259H158V258H157ZM159 259H160V258H159ZM159 259H158V260H159ZM165 259H166V258H165ZM182 259H183V258H182ZM5 260H6V259H5ZM49 260L51 261V259H49ZM103 260H104V259H103ZM106 260H108V259H106ZM152 260H153V259H152ZM173 260H174V259H173ZM177 260H178V259H177ZM177 260H176V261H177ZM180 260H181V257H180ZM180 260H179V261H180ZM1 261H2V257H1ZM23 261H24V260H23ZM50 261H49L48 264L51 263ZM58 261H59V260H58ZM67 261H68V260H67ZM72 261H73V260L71 259V263H72ZM84 261H85V260H84ZM94 261H95V260H94ZM100 261H102V260H100ZM100 261H98V262L100 263ZM150 261H151V260H150ZM161 261H163V263H164V261L166 262V260H161ZM188 261H189V260H188ZM47 262H48V261H47ZM60 262H61V261H60ZM102 262H103V261H102ZM159 262H160V261H159ZM168 262H170V261H168ZM168 262H167V263H168ZM177 262H178V261H177ZM196 262H197V261H196ZM0 263H1V262H0ZM2 263H3V261H2ZM2 263H1V264H2ZM22 263H23V262H22ZM22 263H21V264H22ZM45 263H46V262H44V264H45ZM54 263H55V262H54ZM54 263H53V264H54ZM90 263H91V262H90ZM90 263L87 262V264H90ZM95 263H96V264H99V263H97V262H95ZM95 263L93 262V264H95ZM103 263H106V261H104ZM103 263H102V264H103ZM107 263H108V261H107ZM149 263H150V262H149ZM160 263H161V262H160ZM171 263H172V260H171ZM175 263H176V262H175ZM181 263H183V261H181ZM181 263H180V264H181ZM184 263H185V262H184ZM184 263H183V264H184ZM188 263H190V262H188ZM192 263H193V260H192ZM3 264H4V263H3ZM23 264H24V263H23ZM26 264H27V263H26ZM34 264H35V263H34ZM42 264H43V263H42ZM63 264H64V263H63ZM66 264H67V263H66ZM69 264H70V263H69ZM73 264H74V263H73ZM78 264H79V263H78ZM83 264H84V263H83ZM85 264H86V262H85ZM91 264H92V263H91ZM100 264H101V263H100ZM155 264H156V263H155ZM157 264H158V263H157ZM168 264H169V263H168ZM185 264H186V263H185ZM193 264H194V263H193ZM196 264H197V263H196Z\"/></svg>",
  "mask_w": 264,
  "mask_h": 264
}]
</instances>
